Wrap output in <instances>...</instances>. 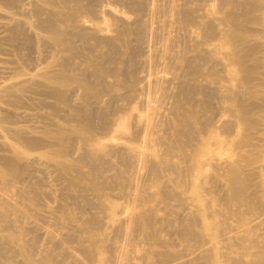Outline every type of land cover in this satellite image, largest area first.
<instances>
[{"label":"rangeland","instance_id":"374dc122","mask_svg":"<svg viewBox=\"0 0 264 264\" xmlns=\"http://www.w3.org/2000/svg\"><path fill=\"white\" fill-rule=\"evenodd\" d=\"M16 1H18V2H16V5L14 6L15 8H11V9H13V10H9V11H11L10 13H12V12H14V11H16L15 13H12L14 16H13V18H12V21H10L11 19H9L8 21L6 20V19H3L2 20V18L0 17V21H2V22H6L5 24L8 26V27H10V29L8 30L7 29V26L5 27V26H3V25H0L1 27H0V33H2V34H0V37L2 38L1 40H0V82H4L5 80L7 81V80H9L8 78H10V77H12L13 76V79L15 78V77H17L18 79H14V81H17V80H19V78H21L23 75H24V73H25V75H27V74H30V73H33V74H35V72H37L38 70H40V69H42L44 66H46V65H48V64H51V63H58L59 61H61V59H64L63 61H61V63L63 64L64 62H66L67 64V69H68V73H67V75H69L70 76V78L73 80V82H75V84L74 83H72L71 84V92L69 93V90H68V92H66L65 91V94L63 93V95H64V97L66 98V101L68 100V101H73V102H71L70 104L67 102V105H65L64 106V104L63 103H60L61 101H59V102H55V101H57L55 98H54V100H53V98H51L52 96H50V95H48L47 93H45V92H43V91H41L42 90V86L41 85H35V84H16V85H14L15 84V82H13V83H11V82H9V81H7V82H9V83H7V82H4V83H2L3 84V86L1 85V83H0V94H3V95H0V97H2V98H0L1 99V101H0V108H1V110L0 111H4V112H8V113H11V115H14V116H12L11 117V120H12V118L13 119H15V120H12L11 122H10V124L9 125H11V126H14V127H21V128H26V129H29L28 131H31V130H38L37 129V127L38 126H41V125H45V124H48V126L50 127V128H55V127H57V125H59V128H61L62 130H63V128H64V130L66 131V133H72V132H74L73 131V129L75 130L76 128L78 129V128H80V123H78V121H77V124L74 122V120H76V113H78V111L80 112V109H82L83 111H87V110H84V109H87L86 107H88L89 106V108L90 107H93V108H95V111L94 110H92V112H91V109L92 108H88V110H90L89 112H91V113H96V114H99L98 115V119L99 120H94V118L97 116L95 113H94V117H91L92 118V120H94L93 122L95 123V124H99V122H97V121H100V127H103L104 128V130H103V128H101L100 130H99V128H98V125H97V127H96V125L95 126H93V124L90 126L91 128L92 127H96V128H94V129H91V128H87V132H88V134H89V141H92V142H97V145L99 146V147H101V148H97V150H95V151H90V152H88L87 153V155L86 156H88V155H91L92 156V158L90 157V159L91 160H88V159H85V160H87L90 164H91V167H92V165H96L97 164V161H98V157L100 156H102L103 157V159L102 158H100V160H99V162L101 163V162H104V161H101V160H110V158H111V160H110V163L112 164H110L109 163V161H108V163H107V161H105L104 163H102L103 165H104V167H101V170H103V168H105V169H107L106 171H101L100 172V170H99V173L97 172V171H95V172H93L94 170L93 169H90L91 171H89L88 170V168H90V165L89 164H87V165H85L86 163H87V161H83V162H85V164L84 163H82V162H80V163H82V165H83V167H85L84 169H83V167H82V165H80V163L79 162H77L76 161V163L74 162V161H72V160H70V157L73 159V160H76L78 157L76 156V154L77 153H80L81 152V150L78 148V147H80L79 146V143H78V141L75 139V138H69V141H66V140H68V139H66L65 141L66 142H68V144L69 143H71L73 140H76V141H73V144L71 145V146H68V147H65V146H67L66 144V142H64V143H66L65 145H64V148L67 150V149H70V148H75L76 147V149H71V151H66L67 153H66V155L67 156H65L64 157V161H66V163H69V164H71L72 166V168H70L71 169V171L70 170H68V173L67 174H69V176H71V174L74 176L76 173H75V169H78V168H80L79 170H81V171H79V172H81V174H83V175H86V176H81V175H78V177L75 175V179H73V177L71 178V177H68V176H66V175H64L66 178H68V179H65L64 178V176L62 177V178H59V173H58V171L55 169V166L52 168L51 166H50V164H48V165H45V166H43L44 164H45V162H42V161H40V162H34V164H38V165H35V166H33V162L30 160V159H28L27 160V162H25L26 164H28V165H31L32 167H34V169H35V171H34V169H32V167H30V166H28V165H26L24 162L22 163L23 164V166L25 165L26 167H22V169L23 170H25L26 171V169H27V167H29V169L31 170H29L28 169V171H26L27 173H21L20 172V174H19V178L17 179H11L10 178V176L8 175V174H6V173H9L8 171L6 172V170L5 169H3L2 167H1V164H0V170L3 172H1L0 173V175H2L0 178L3 180L4 179V181H2V180H0V183L3 185V186H0L1 188H0V191H4L5 193H8V192H6V191H10L8 194H9V196L10 197H16V198H13V199H15V201L17 202V204L20 206V207H22V208H24L28 213H32L31 215H34V218L36 219V217H37V221H38V223L40 222V224H42L43 225V227L44 226H46L45 228H49L50 229V231H52V233L55 235V237L58 239V238H61V239H63V237H66V236H68V235H65V234H63V235H65V236H63L61 233H63V232H66V233H68L70 230H75V229H73V228H76V232H73L72 231V233L74 234V233H77V234H80L81 233V231L80 232H77V230L78 229H80L81 228V225H83V227H84V224L86 223V221H88V219L89 218H92V220L91 219H89V221L92 223V221H93V219L94 220H97V219H95L96 217L97 218H99V219H102V220H97V221H100L99 223L96 221V223H95V221H93L95 224H97V225H94V223H92V225H93V231H95V232H93L92 231V233L94 234V233H97V232H99L98 230H100V234H97L96 236H95V234L94 235H92L91 233V235L95 238H92V236L89 234V232H87V234H85L86 233V231L84 230V228H82L83 230H82V235H77V234H74V238L73 239H76V240H72V241H70V240H67V242H66V244L67 245H69V241L70 242H73V243H71L70 245H72V246H74V247H80V246H82L83 247V249L85 250H83V249H81V250H83V252H82V256H87V259L89 258L88 256H90V255H92V257H90L91 259L94 257V259H93V261L91 262V261H89V264H93V263H95V264H112V263H110V262H113L114 264H117L116 262H114V261H112L111 259H116V256H117V254H119V253H117L115 250H117V248H124V245H128V243H125V244H121L120 242H127V238H122L123 237V233H121V231H124V230H122L123 228L125 229V226L121 223V222H119L118 221V213H119V211H121V210H119L120 208H121V206H125V208L127 209V210H129V211H133V212H135V213H133V214H135L134 215V219H138L137 221H139L140 220V222L142 221V220H145V221H143V222H141V226H140V222L139 223H136L135 224V222H134V220H133V222L130 224V228L131 227H135L136 228V230L134 229V228H131V229H129V231H132V230H135V231H132V232H134V233H130V236L131 235H133L132 237H135L134 235H136V234H140L141 233V236H144L142 239H144L145 238V235L146 234H151L149 237H150V239H148L149 237H148V235H146V243H144L143 244V242H144V240H143V242H141V244H142V246H144V248L145 247H148V248H150V250L151 251H153L154 249H156L155 251H158V250H164L165 249V247H166V249H168L169 251H171L172 249H170V247L171 246H173L174 247V249H173V251L174 252H172L173 253V257L175 258H171V259H173V262H171L170 264H181L183 261H185V258L187 259V260H190L191 259V262H190V264H211L210 263V261H209V259L208 258H206V260L204 259V258H201V260H196V262L197 263H193L194 261H195V259H197L198 257H197V255H194L198 250H201V249H203V248H205L206 246H205V244H203V243H205V242H203V241H201V242H198V243H200V244H198V243H196V242H193L191 239H190V237L188 236V234L186 233V231H189V233L190 234H194L193 232H197V231H202L200 228H201V226H202V229H203V231H207L208 230V228L207 227H209L210 228V224H211V222H214V224H213V226H220V227H225V228H222V241L223 242H221L220 243V246L219 247H221L222 246V243H224L225 245H226V243L228 244V247H229V249L227 248V245L225 246L224 244H223V246H224V248H222L221 247V249H220V252L223 254L224 252H226L227 250H226V248L229 250V253H225V254H223V256L224 255H227V258H224V260L223 261H225V262H223L224 264H233L234 262H232L233 261V259H237V260H239L240 261V264H243L244 262V264H251L250 263V261L253 263V264H262V261H264V256H261V257H263V260L261 261V257H259L260 255H262V252H264V247H261V246H263L264 245V220H263V218H264V177H261V178H263L262 180H261V182H259L260 180L259 179H261V178H258L257 179V181L255 180V182H251L252 184H250V182H244L243 184H244V190L246 191V193H247V197L250 199H246V193H245V191L243 192L244 193V196L242 195V196H240L239 198H240V200H239V198L238 199H236L234 202H231L232 200H228V198H230L229 196L230 195H227L229 192L228 191H231V189H230V187H229V185H228V182L227 181H224L223 179L225 178V179H227V176H222V175H224L225 173V175H228L229 174V172H230V168H232V167H230V162L228 161H226V163H227V165H225V167L223 168L222 166H224V156H219L220 158L218 159V158H216V160H215V157H218V153L219 152H221L222 150L220 149V148H222L223 147V144H224V147L222 148V149H224V151H222V152H226V149L225 148H227V147H229V145H231V143L233 144L234 143V141L236 142V139H238V135H236V134H234L233 132H234V129L232 130L233 132H231V131H229V129L227 130V132H229V134H228V136H227V134H226V136H225V133H227V132H224V130L223 129H221V128H224V126H222L221 128H220V125H222V121H224V122H227V121H230V122H232L231 121V119H233L232 117H230V113L228 114V112H230V111H228V110H230L229 108H230V106H229V102H228V100H227V98H226V95H228L229 94V91H232V90H237V92L239 93L240 92V90H238L239 88H240V86H235L236 85V83L235 82H238V80H237V72L236 71H234V69H233V66H228V68L227 69H222V67L221 66H219L218 65V67H219V69H216V68H218V67H213L212 65H215L214 63H213V60L215 59V58H219V57H221V54H223L222 52H224L226 49H225V47L227 48V36H228V34H229V29L228 30H226L228 27L230 28V24H229V21H228V18H226L225 16H227V13L225 14V10H226V12H234V10L233 9H235L234 7H232L233 5H235L234 3L232 4V2H231V0H225L226 2V4L228 3V6L227 5H225V3H224V0L223 1H221L220 0V2H219V0H208V2L206 1V0H201V1H199L200 2V4H199V2H198V0H191L190 2L191 3H193V4H191L189 1H187V0H184V1H182V4L179 2L178 3V5H181V7H182V5H184V3H188L187 5H189L190 6V8L191 7H193L194 9H197V13H198V16L196 15V12H195V10L194 11H192V12H190L191 13V15L192 14H195V16L196 17H199V19H197L195 16V18L196 19H194V20H196V21H192V22H187L188 24H186L187 26H184V25H182V22L183 21H178V20H182V18H180L179 19V17H177V16H179V15H177L176 17H177V19H175L176 17H170V16H172L173 14H171V12L172 11H170L169 13L170 14H168V11H167V13H166V11H164V10H166V8H168L169 6H170V8H171V10H172V8L174 7V5H176L177 3L175 2V3H173V5H171V4H166L167 2L168 3H172L173 2V0L171 1V0H166V1H162V0H160V1H158V0H149L148 2H149V4H151L150 2L152 1V4H151V6L153 7V11H150V10H152V9H150V8H152L151 6L148 8L147 6H146V8H147V10H145L146 8L144 7L143 9H142V5L144 4V3H148L147 2V0H144V1H146V2H142V5H136V3H138V2H140V0H135V1H138V2H135V1H133V0H123V2H122V0H115V1H113V0H94L93 1V6L96 4V3H98V5H96V6H91V8L93 7V8H96V9H92V10H95L94 12H93V14L97 11V10H101L103 7H105L107 4H109L110 3V5L111 6H114V7H116L117 9H119V10H122L123 12H125L126 14H127V16H128V21H126L125 22V24L124 23H121V21L120 20H118V18L116 19V17H113L115 20H112L113 18L112 17H110V16H107V15H104L103 17H102V19H100V18H98V16H97V18H95V16H96V14L95 15H93L92 14V12H90V11H88V10H91V9H88V6L87 7H84V5L86 4V3H88V2H83L82 1V3H81V5H82V7L85 9V8H87V10H82L83 8H80V10L79 11H82V12H84V14H82L81 15V12H78V9H77V11L76 10H74V9H72V10H70L71 8H64L65 10H67L68 12H70V13H73L72 14V16H66V18H65V15L63 16V15H57V19H61V17H62V21H60L61 22V24H60V22L58 21L57 22V24L59 25H57L59 28L58 29H60L59 31L63 34V37H64V39H66V38H68V37H71V36H75V38H77L78 40H79V38H78V36H76L75 34H77L78 33V35L79 34H81V35H86V34H89V32H92V33H90L89 34V37H92V36H95L96 34H98V35H96V36H99V38H100V36L101 35H103V37L106 35V36H109V37H111V40L114 42V43H116V44H118V45H116V46H113V43L111 44H109V45H111L112 47H109V45H108V49H115V51L116 52H118L119 54H120V58L122 57V58H124L125 57V55L127 56L126 57V60H125V58H124V60L126 61H124L123 59H120V58H118L119 57V55H118V57H117V55L116 54H118V53H116V54H112V55H116V58H114V61L112 62V60H113V58H111L112 60H110L109 58V56H112L111 54H110V50H106L107 52H105V51H102V50H105L106 49V46H104V44L103 43H100V41H102V42H105L106 41V45L108 44V41H109V39L110 38H108V41L107 40H103V39H105V38H103V37H101L99 40L100 41H98L97 39V37H92L93 38V40H90V38L88 37V35H86V37L85 38H83L84 39V42H85V39H88L89 41H87V42H91V43H87V42H83L82 40V42L79 40V41H76L75 39H71V40H69V39H66L65 40V42L67 43H65L64 42V39H63V42L64 43H62V44H60L58 47V49L60 50V49H62V47H64V46H66V47H68V50L69 51H72V52H70V53H68V51L66 52V48L64 49L65 50V52H62L61 50L58 52L59 53V55L61 56H63L62 58H60V59H58V57H60V56H57L56 54L57 53H55V55H56V57H54L53 58V56H55L54 55V53H52V52H55V50L57 49V46L56 47H54V45L52 44L51 45V43L48 41L47 43H49V44H46L45 43V45L43 44L44 42H43V39H42V37H40V36H42V35H39V34H43V32H40L39 30H37L36 28V30L33 28V27H28L29 26V24H31V23H34V21H35V17H33L32 16V14H33V9H34V7H36L37 5H31L32 3V0H16ZM31 1V2H30ZM57 2H56V4H59V6H62V4L60 3V0H56ZM85 1V0H84ZM95 1H97V2H95ZM177 1V0H176ZM205 1L207 2V4L205 3ZM215 1V2H214ZM227 1H230L231 2V4H230V2H227ZM249 1H253V0H249ZM261 1H263L264 2V0H260V1H258V0H254L253 1V3H256V5H260V6H264L263 5V2H261ZM25 2H28V3H25ZM95 2V3H94ZM127 2V3H126ZM165 2V3H164ZM184 2V3H183ZM198 2V3H197ZM201 2L206 6V5H208V6H206V7H204L202 4H201ZM257 2L259 3L260 2V4H257ZM114 3V4H113ZM195 3H197L196 4V6H195ZM213 3V4H212ZM218 3H220V4H218ZM221 3H223L224 5H221ZM89 4V3H88ZM138 4H140V3H138ZM155 4V5H154ZM161 4V5H160ZM198 4L200 5V6H198ZM2 4L0 3V10H1V6ZM125 5H127V6H125ZM130 7H129V6ZM146 5H148V4H146ZM158 5V6H157ZM186 4L182 7V8H179V9H181L182 11H184V7H186L187 6ZM192 5V6H191ZM214 5V6H213ZM217 5H220L219 7L217 6ZM232 5V6H231ZM144 6V5H143ZM149 6V5H148ZM155 6V7H154ZM172 6V7H171ZM212 6L214 7V8H212ZM232 7V10L233 11H231L230 9H231V7ZM123 7H127V8H123ZM178 6H176L175 8H177ZM198 7H203V9L200 11L199 9H198ZM208 7V8H207ZM220 7H222L221 9H220ZM226 7V8H225ZM4 8V7H3ZM33 8V9H32ZM63 8V7H62ZM121 8V9H120ZM162 8H164V9H162ZM170 8H168V10H170ZM192 8V9H193ZM218 8V10L220 9L221 10V13H223V14H225V15H223V14H219L220 13V10L218 11V13H217V9ZM237 8V7H236ZM256 8H258V10H256ZM158 9V10H157ZM162 9V10H161ZM210 9V10H209ZM255 10H253V14H254V12L256 11V12H258V13H256L255 12V14L254 15H256L257 16V24L259 23V24H264V8H261V7H255L254 8ZM3 10V9H2ZM70 10V11H69ZM91 10V11H92ZM142 10H144V11H142ZM156 10L158 11V12H156ZM181 10H178V8H177V10H175V12H176V14H180L181 15V17H182V14H181ZM230 10V11H229ZM236 11H237V9H235ZM260 10V11H259ZM24 11H28V12H24ZM155 11V13H152V12H154ZM160 11V12H159ZM164 11V12H163ZM177 11H179L178 13H177ZM202 11H204V12H206V13H208V14H206V15H202V18H203V20H204V18H206L207 20L206 21H203L200 17V15L201 14H203L202 13ZM235 11V12H236ZM175 12H172V13H174L175 14ZM17 13V14H16ZM26 13V14H25ZM91 13V14H90ZM157 13H160V14H157ZM165 13L166 14H168L167 16H165ZM249 12H247V14H246V16H252V14H248ZM251 13H252V10H251ZM44 14V12L40 15V17L42 18V19H45L46 17H47V15H43ZM154 14V16H152ZM258 14H261V15H258ZM158 15H160L159 16V19L158 18H155V17H158ZM218 15V16H217ZM223 15V16H222ZM252 16V17H248V18H252V19H254L256 16ZM26 16H27V18H28V16H29V18H28V21H30V22H28V21H26L27 20V18H26ZM46 16V17H45ZM93 16V17H92ZM145 16H147V17H145ZM151 16L152 17H154V21L153 20H150V18H151ZM163 16H165V17H163ZM169 16V17H168ZM174 16V15H173ZM212 16H215V17H212ZM73 17H74V19H73ZM141 17H143V18H141ZM167 17H168V19L169 18H172L171 19V21H173L174 22V24L173 25H170V20H168L169 22V24L167 23ZM209 17H211V18H209ZM221 18V19H219V18ZM222 17H224V18H222ZM14 18H18V19H14ZM24 18H26V19H24ZM68 18H70L69 19V21H72V19H73V22H75V23H72V25H71V23L68 21ZM133 18H135V19H137V18H139V20L137 19L136 21H139L140 23L138 24V23H134L135 22V19L133 20ZM145 18H149V19H145ZM163 18V19H162ZM213 18H215V20L213 19ZM259 18V19H258ZM66 19L67 20V22H66V24L67 23H69L70 25L69 26H73V27H69L68 25H66L65 24V21L64 20ZM99 19V20H98ZM152 19V18H151ZM160 19L162 20V21H160ZM164 19H165V22H166V24H168V25H164L163 23H164ZM212 21V23L210 24L209 22H211L210 20ZM214 21H213V20ZM218 19V20H217ZM260 19H262V21L260 20ZM18 20V21H17ZM25 20V21H24ZM132 20V22H130ZM144 20V21H143ZM146 20V21H145ZM159 20V21H158ZM221 20H223V21H221ZM225 20H226V22H225ZM16 21L17 22H19V21H21V22H23V23H21L20 24V22L18 23V24H20V25H18V24H15L16 23ZM32 21V22H31ZM64 21V22H63ZM119 23H118V22ZM148 21H150V22H148ZM176 21H178V22H176ZM201 21H203V22H201ZM208 21V22H207ZM260 21H261V23H260ZM15 22V23H14ZM29 24H28V23ZM62 22L64 23V25H66V27L65 28H69V29H67L68 31H70L71 29L70 28H77V26L79 25V24H84V27L85 28H87L88 30L91 28L92 30L91 31H85L86 29L84 28V31H85V33L86 34H84L83 32V29H81V26H79L77 29H73V31H75V32H73L74 34H71L72 33V30H71V32L68 34V31H66L64 28H62V27H64V25L62 24ZM87 22V23H86ZM117 23V25L115 24V23ZM141 22L142 23H144L145 24V22H146V24H150L149 25V27H151V28H149L148 27V25L146 26V27H148V29L150 30L151 29V31H148V33H145V32H147V31H145V32H143V30L141 31V29H143V28H146V27H142V25L143 24H141ZM155 22V23H154ZM163 22V23H162ZM198 22V23H197ZM213 22H216V23H213ZM121 23V24H120ZM126 23H127V25H126ZM152 23H154V24H152ZM157 23V24H156ZM177 23H180V24H178L177 26H176V24ZM192 23V24H191ZM200 23V24H199ZM203 23H204V25L206 24V23H208L209 25L208 26H210V28L212 29V31L210 32L211 34H215V33H217V34H215V35H217L218 36V34H219V36L218 37H211V36H209V37H211V38H215V39H205L207 42H205V43H211L212 41H214L213 43H211V45L210 44H204V42H203V38H205V37H208V36H205V37H200V36H202V35H204V34H207V33H204V34H199V31H201V30H206L207 32H209V28H208V26H203ZM4 24V25H5ZM11 24V25H10ZM15 24V25H14ZM74 24H77L76 26H74ZM116 26H115V25ZM141 24V25H140ZM161 26H160V25ZM190 24H191V26H190ZM199 24V25H198ZM201 24H202V27H200L201 26ZM249 24V23H248ZM124 27H126V29H125V31L127 30V28H130V27H132V28H130V29H128V30H130V31H132L131 33L133 34V35H131L129 32L130 31H128V32H126V33H129V35L127 34L126 36H124V33H119V31L118 30H121L122 28H124ZM132 25V26H131ZM137 25H140V27L139 26H137ZM154 27V30H153V27ZM159 25V26H158ZM219 25V26H218ZM13 26H14V28H13ZM15 26H26V27H24L22 30H25V29H27V30H25L24 32L21 30V35L18 33V37L20 36V38L18 39V38H16V37H14V40H12V39H8V34L7 33H9L10 31H17L16 29L18 28V27H16L15 28ZM122 28H121V27ZM128 26H130V27H128ZM167 28H166V27ZM178 26L179 27H181V29L183 30H180L179 28H178ZM199 26V27H198ZM222 26V27H221ZM4 27V28H3ZM12 27V28H11ZM120 27V28H119ZM159 27H161V28H159ZM220 27V28H219ZM20 28V27H19ZM80 28V30H78ZM102 28V29H101ZM114 28H115V31H114ZM119 28V29H118ZM141 28V29H140ZM165 28H166V30H165ZM171 28H173V29H171ZM180 30H178V29ZM199 28V29H198ZM200 28H203V29H200ZM217 28L219 29V30H217ZM2 29H4V30H2ZM7 31H6V30ZM12 29H14V30H12ZM62 29H64V30H62ZM113 29V30H112ZM118 29V30H117ZM157 29H159V31L157 30ZM167 29H169L168 31H167ZM189 31H188V30ZM193 29V30H192ZM76 30H78V31H80V33L79 32H77ZM82 30V31H81ZM147 30V29H146ZM171 30H173V31H171ZM199 30V31H198ZM204 30V31H205ZM9 31V32H8ZM26 31H28V32H26ZM156 31V33H154ZM186 31H188V32H186ZM194 31H196V33H194ZM203 31V32H204ZM214 31V32H213ZM220 31V32H219ZM36 32H38L37 34H36ZM121 32H124V31H122L121 30ZM134 32V33H133ZM151 32H153V33H151ZM158 32H159V35H158ZM166 32H169V33H173V35L172 34H169V33H166ZM186 32V33H185ZM213 32V33H212ZM222 32V33H221ZM250 32V31H249ZM252 32V31H251ZM24 33L25 34H27L28 35V37L29 38H33L34 36H35V38H33V40H32V43L30 42V44H34V46H29V44L27 45V43H22V42H24L25 40H24V38H23V35H24ZM125 33V34H126ZM150 33V34H149ZM165 33V35L163 36V34ZM255 33V32H254ZM93 34V35H92ZM117 34H122L123 36H121L122 38L120 39V40H122V39H124V40H126L127 41V39H129L128 40V42H124L123 43V41L124 40H122V41H120L119 40V36H114V35H117ZM178 34V35H177ZM186 34V35H185ZM250 34V36H254V35H252L251 33H248V35ZM256 34V33H255ZM259 34V33H258ZM3 35H5V36H3ZM91 35V36H90ZM167 35H171L170 37L171 38H169V36H167ZM183 35V36H182ZM189 35H191V36H189ZM193 35V36H192ZM209 35V34H208ZM105 36V37H106ZM134 36V37H133ZM161 36H162V39H161ZM177 36V37H176ZM181 36V37H180ZM187 36V38H185ZM189 36V37H188ZM195 36V38H196V40H194L193 39V37ZM256 36H258V35H256ZM3 37H5V38H3ZM6 37H7V39H6ZM26 37V36H25ZM79 37H81L80 35H79ZM83 37V36H82ZM82 37H81V39H82ZM116 37H118V38H116ZM127 37V38H126ZM131 37V38H130ZM139 37V38H138ZM150 39H149V38ZM164 37H167V38H164ZM179 37V38H178ZM184 37V38H183ZM22 38V39H21ZM40 38L42 39V41H40ZM91 38V39H92ZM114 38H116V39H114ZM136 38V39H135ZM144 38V39H143ZM158 38H160V39H158ZM169 38V39H168ZM181 38V39H180ZM201 38V39H200ZM4 39V40H3ZM6 39V40H5ZM16 39H18L17 41H22L21 43L20 42H17L16 41ZM102 39V40H101ZM118 39V40H117ZM132 39H134V40H132ZM165 39V40H164ZM184 39V40H183ZM198 39L199 40H202L201 42L200 41H198ZM219 39V40H218ZM9 42H8V41ZM69 40V41H68ZM74 40V41H73ZM111 40L109 41V42H111ZM136 40H139V43H137V41ZM143 41V43L142 42H140V41ZM189 40V41H188ZM192 40V41H191ZM204 40V41H205ZM2 41V42H1ZM37 41V42H36ZM95 41V42H94ZM97 41H98V43H97ZM129 41H131V42H129ZM160 41V42H159ZM166 41H168V42H166ZM194 41V42H193ZM218 41V42H217ZM33 42H35V43H33ZM38 42H39V45H38ZM43 42V43H42ZM68 42H75V45H76V43H77V45L79 44V43H81V44H79V45H84L85 46V44L87 45V46H85V47H83V46H73L72 44H70V45H68ZM79 42V43H78ZM162 42V46L164 47V44H166L167 43V46L168 45H172V43H173V45L171 46V48H170V46L167 48V46H166V48L165 49H167L166 51V54L164 55V53H163V57H167V54L168 55H172V56H170V57H174V56H176L175 55V52H177L178 54H177V58H179L180 56H182V57H180V58H182L181 60H182V62L184 61V60H186L187 58L188 59H190V58H195V53L197 54V55H201V54H206L207 56L209 55V56H211V55H214V56H211L212 58L214 57V59H208V62L206 61L207 59H205V58H207V56L206 57H201V58H204L205 60L203 61V60H196V58H198L199 59V57L198 56H196V58H195V62H196V64H197V66H196V70H195V72L196 73H199V74H196L195 76L198 78H196L194 75H191V76H193L194 78H196V79H194L193 77H191V78H189V79H187V78H185L184 77V73H183V69H182V66L183 65H181L180 66V64H178V63H180L181 61L180 60H176L175 58L176 57H174L172 60H174V61H178V62H175V63H177L176 65L177 66H179V67H177V68H181V70H180V73H183V74H177V73H179V72H177V71H179V69H176V67H173L175 64H173L174 63V61L172 62V63H170L172 60H170V58L169 59H167V60H170V62L169 61H167L165 58H163L162 56H160V57H162L163 59H165V60H163V59H161V58H159V63L160 62H165V61H167V62H165V64L167 63L168 64V66L167 67H169V66H171V68L169 67V68H167L164 64V67H166L167 69L166 70H163V66L162 65H160V64H157V63H154L153 61H155V59H157V56L159 57V55L160 54H162V53H160L159 51H158V49H161V45H159L160 43ZM163 42H165V43H163ZM169 42H172L171 44L169 43ZM196 42H198L199 44L198 45H200V47L201 48H203V49H205V50H211V49H213V51L212 52H208V53H212V54H208L207 52H202V50L203 49H201V48H198L199 46L197 45V47H196V45H193V43H195V44H197ZM218 44H217V43ZM20 43V44H19ZM92 43H95V44H93L92 45ZM141 43V44H140ZM144 43H146V44H144ZM189 43H191V45H190V47H191V49L192 50H194L195 49V53L193 52V51H188L189 50V46H188V44ZM216 45H215V44ZM21 45V46H16V45ZM24 44V45H23ZM36 44V45H35ZM40 44H42V45H40ZM63 44H66V45H63ZM100 44V45H99ZM128 44H129V46L130 47H128L127 48V46H128ZM133 44V46H135V47H137V45L139 46V48L141 47V48H143L141 51L143 52V53H141V51H140V49H138L137 48V50H135V51H137V52H139V53H141V54H139V53H137L136 54V52H133L134 50H132L131 49V45ZM134 44H136V45H134ZM174 44H175V49H173V46H174ZM204 44V45H203ZM47 45V46H46ZM92 45V46H91ZM95 45H99L100 47H96ZM123 45V46H122ZM127 45V46H126ZM179 45V46H178ZM193 45V46H192ZM26 46H27V49H28V51H27V49H26ZM41 46V47H40ZM69 46H70V48H69ZM73 46V47H72ZM94 46H95V50H98V51H93L94 53H92L91 51L92 50H90V49H93L94 50ZM118 46H119V51H117L118 49ZM126 46V47H125ZM182 46V47H181ZM202 46H205L206 48H204V47H202ZM21 49H20V48ZM24 48V50H23V48ZM50 47V48H49ZM82 47V48H81ZM89 47H92V48H89ZM113 47H115V48H113ZM149 47H151V48H149ZM162 47V48H163ZM179 47V48H178ZM181 47V48H180ZM189 47V48H188ZM193 47V48H192ZM210 47V48H209ZM222 47V48H221ZM17 48V49H16ZM81 48V49H80ZM85 48H88V50L87 51H89V54L85 51L86 49ZM99 48V49H98ZM133 48V47H132ZM145 48V49H144ZM149 50H148V49ZM152 48H153V50H152ZM171 49V50H168V49ZM196 48H198V49H196ZM208 48V49H207ZM217 48H218V50H217ZM20 49V50H19ZM29 49H31V50H29ZM42 49H46V51L47 52H45V50H42ZM52 51V52H50V50ZM85 49V50H84ZM111 49V50H112ZM117 49V50H116ZM120 49H122V51L120 50ZM125 49H128L129 50V52H127V51H125ZM136 49V48H135ZM178 49H179V52H178ZM201 49V50H200ZM6 50L8 51V53H6ZM63 50V49H62ZM132 50V51H131ZM163 50H164V48L161 50V52H163ZM175 52H174V51ZM197 50V51H196ZM11 51V52H10ZM27 51V52H26ZM42 51V52H41ZM58 50H56V52H57ZM109 51V52H108ZM115 51L113 52V53H115ZM144 51H146V53H144ZM170 51V53H168ZM173 51V52H172ZM263 51V52H262ZM260 53H259V56H263L264 54V50H262ZM2 52V53H1ZM5 54H4V53ZM21 52V53H20ZM49 52H50V54H49ZM63 53V54H61V53ZM81 52H84V53H81ZM92 54H97V53H99L100 55V57L98 56V54L97 55H91V53ZM97 52V53H96ZM124 52H126V53H124ZM130 52H132L133 53V56L130 54V56L129 55H127V53H130ZM147 52H151V53H147ZM153 52H159V55L156 53V54H153ZM200 52V53H199ZM25 53H27V54H29V55H27V54H25ZM46 53V54H45ZM76 54V56H74V57H72L73 55H71V54ZM101 53H103L102 55H101ZM107 53H109V54H107L108 55V57H105V60L108 58V63L110 62V64H108V63H106L105 64V62H104V64L106 65V66H109V67H107V68H105V65L104 66H102L101 64V62H103L102 60H100V59H102L101 57H104V56H106V54ZM171 53H173V54H171ZM183 53V54H182ZM199 53V54H198ZM2 54V55H1ZM41 54H45V57H43L44 58V60H43V58H42V56H44V55H41ZM66 54H68V55H66ZM74 54V55H75ZM87 54L89 55V57L87 56ZM134 54H136V55H141V56H139V57H137L136 55H134ZM143 54H144V56H143ZM152 54L153 55H156V56H152ZM189 54V55H188ZM11 55V56H10ZM23 55V56H22ZM47 55H49V56H47ZM64 55H66L67 57L66 58H64L65 56ZM78 55V56H77ZM174 55V56H173ZM184 55V56H183ZM190 55H193V57H191ZM204 55H201V56H204ZM5 56V57H4ZM21 56V57H20ZM38 56V57H37ZM85 56H86V58H85ZM93 56V57H92ZM98 56V58H96ZM132 56V58L134 57V58H136L135 60L134 59H131V58H129V57H131ZM147 56V57H146ZM186 56H190V57H187L186 58ZM208 56V58H211V57H209ZM11 58V57H13V58H15V59H13V58H11L10 60H8L9 58ZM20 57V58H19ZM29 57V58H28ZM49 57V58H48ZM70 57V58H69ZM76 57V58H75ZM79 57H80V63H79ZM92 57V58H91ZM114 57V56H113ZM169 57V56H168ZM167 57V58H168ZM6 58V59H5ZM8 58V59H7ZM27 58V59H26ZM34 59V60H30V59ZM51 58V59H50ZM71 58H73V59H71ZM89 58V59H88ZM146 58H147V60L149 59V60H151V58H152V62H149V60L147 61V62H149V64H147V62H146ZM155 58V59H154ZM179 58V59H180ZM184 58H186V59H184ZM23 59V60H22ZM55 59V62H53V60ZM68 59V60H67ZM98 59L100 60L99 61V63H101L100 65H98V63H96V62H98ZM133 60V62L131 61V60ZM140 61H139V60ZM142 59V60H141ZM154 59V60H153ZM184 59V60H183ZM217 59H215V60H217ZM4 60V61H3ZM16 60V61H15ZM27 60H29V61H27ZM51 60V61H50ZM57 60H58V62H57ZM71 60H73L74 62H76L77 61V64H75V65H73L72 63H74L73 61L71 62ZM104 60V61H105ZM115 60H119L120 62L118 63V62H116V64H115ZM122 60V61H121ZM214 60V61H215ZM264 60V58L262 59V61H261V59H260V61L259 62H264L263 61ZM2 61V62H1ZM12 62V63H10V62ZM31 61V62H30ZM42 61V62H41ZM67 61H69V62H67ZM201 61H203L202 63H200ZM210 61V62H209ZM19 62H21V63H19ZM50 62V63H49ZM91 62H93V63H91ZM123 62H125L124 63V65H122L123 64ZM139 62V63H138ZM155 62H158V60H156ZM181 62V64H183ZM185 62V61H184ZM204 62H206V63H204ZM22 63H24V64H22ZM26 63H28V65L26 64ZM29 63H33V64H29ZM68 63H70V64H68ZM114 63V64H113ZM136 63H138V64H136ZM151 63V64H150ZM169 63H170V65H169ZM212 63V64H211ZM71 64H72V66H75V67H72L71 66ZM93 64V65H92ZM97 64V65H96ZM135 64V65H134ZM144 64H146V65H144ZM153 64H155L154 66H153ZM204 64L205 66H203V67H201L202 65ZM208 64V65H207ZM3 65V66H2ZM18 65V66H17ZM27 65V66H26ZM44 65V66H43ZM65 67H64V70H67V69H65L66 68V65H65V63L63 64ZM62 65V66H63ZM94 65L96 66V67H94ZM115 67V69H117L116 71H117V73H118V75H115L114 77H110V75L109 76H107L108 74H110V71H112V69H113V66ZM122 65V66H121ZM129 65H134L132 68L129 66ZM137 65H139V67L137 66ZM147 65H149V66H147ZM152 67H155V68H157L158 67V65H160L159 66V68L158 69H160L159 71H155V69H151V66ZM212 66V67H210L211 69H213V68H215V69H213V70H211L210 68H208L207 69V66ZM12 66H14V69L17 67H19V68H21V70H23V74H21L22 72H20V69H17V70H14L13 71V68H12ZM16 66V67H15ZM25 66H26V68H25ZM35 66V67H34ZM69 66L71 67L70 69H73V70H75V72L73 71V70H69ZM99 66H100V69H105L104 71L107 73V70H110V71H108V74H106V76L104 77V75H105V72L104 71H102V70H100L99 69ZM124 66V67H123ZM125 66H126V68H125ZM142 66H146V67H144V68H142ZM162 66V67H161ZM4 67V68H3ZM27 67H29V68H27ZM31 67H34V69H32ZM41 67V68H40ZM78 67V69H76ZM84 67H87L86 69L87 70H80L81 68H83L84 69ZM88 67H90V68H88ZM91 67H93L92 69H91ZM97 67H98V69H97ZM221 67V68H220ZM40 68V69H39ZM80 68V69H79ZM108 68H110V69H108ZM112 68V69H111ZM121 68H123V70H121ZM141 68V69H140ZM162 68V69H161ZM175 69L174 71H173V69ZM94 69H96V71L94 70ZM115 69H113V71L115 70ZM124 69H126L127 71L129 70V74H133V75H129V77H128V79H132V78H135V79H137L138 81H134V79H132V80H129L130 82L132 81L133 83H136V85H134V84H132V83H130V82H125V84H124V82L123 81H127L128 79H126V75L128 74H126L125 73V71H124ZM144 69H146V70H144ZM147 69H148V71H147ZM172 69V70H171ZM260 69V68H259ZM258 69V71L260 72V73H263L264 71H260V70H264V69H260L259 70ZM32 70V71H31ZM77 70H78V72H80V71H82V73H76L77 72ZM139 70V71H138ZM144 70V71H143ZM168 70H170V71H168ZM209 70V71H208ZM210 70L212 71V73H210ZM214 70H217V71H219L218 73H219V75H220V73H221V70H223L222 72H224L225 70V72H229V73H226V74H228L229 75V77H228V75H225V72H224V74L222 73V75L220 76L221 77V79H219L218 77H215V76H217L215 73H217V71H215L214 72ZM7 71H11V72H15V73H11V72H7ZM17 71V72H16ZM88 71V72H87ZM90 71V72H89ZM102 71V72H101ZM122 71L126 74V75H124V73H122ZM147 71V72H146ZM151 71H153V73L154 72H158V73H152ZM173 72V74H174V72L177 74V75H179L180 76V79L178 78V80H179V82H177V79L175 78L176 77V75H175V77L174 76H171V73ZM9 73V74H7V73ZM20 72V74H19V76L17 75V76H15L14 74H16V73H19ZM69 72H70V74H69ZM72 73V74H71ZM91 73V74H90ZM96 75H95V74ZM111 73H113V74H115L116 72L114 71V72H111ZM208 73H209V75L211 76V77H209L208 76ZM217 73V74H218ZM235 73V74H234ZM76 74H78V75H76ZM85 75V76H82V75ZM169 74V75H168ZM194 74V73H193ZM202 74V75H201ZM232 76H231V75ZM234 74V75H233ZM10 75V76H9ZM31 75V74H30ZM100 75H102V77H100ZM112 75V74H111ZM144 75H146V76H144ZM155 75V76H154ZM159 77L160 76V78H162L161 77V75L163 76V78H164V80H165V82H163V80L161 81V84L159 85V86H161L162 84H165V85H167V82L168 81H170V80H168L167 82H166V80L167 79H171V77L172 78H175V79H171V80H173V81H171V82H177L176 84L175 83H173L172 84V87L170 88L169 86H171V82H168V84H170L168 87L170 88H167V86H165L164 87V85H162L163 86V88L162 87H159V86H157V84H158V82L160 81V80H158V79H156V77L157 76ZM236 75V76H235ZM79 76V77H78ZM81 76V77H80ZM91 77V79L90 80H92V82L94 81V82H96V83H90V81L88 80V77ZM92 76L94 77V78H96V77H98V79H93L92 78ZM113 76V75H112ZM123 76V77H122ZM142 76H143V79H142ZM222 76H225V77H222ZM227 76V77H226ZM260 77H262L263 79H264V73L263 74H260L259 75ZM3 77H4V81H2L3 80ZM8 77V78H7ZM122 77V78H121ZM154 77H155V79H154ZM178 77V76H177ZM182 77V78H181ZM187 77V76H186ZM203 77H204V80H206V81H204L203 80ZM208 77V78H207ZM106 79L105 81L107 82V84H105V81H103L102 79ZM124 78V80H122ZM167 78V79H166ZM206 78V79H205ZM216 78H218L219 80L217 81V79ZM84 79H87V81H88V83H90L89 85H93V86H90L91 87V94L90 95H88V96H91L90 97V100H91V102L90 101H87L88 99H86L87 98V96L85 97L84 95H83V93H80V92H82V90H80V87H79V82H80V80H84ZM100 79L102 80V82H104V83H101L100 82V84L101 85H103V84H105V85H103V87H105V88H103V89H109V90H107V91H101V93H100V95H102L101 96V98H99V96L100 95H98L97 97H92V96H95V94H94V92L95 91H99L100 92V90H102V88L101 87H96V84L98 83V81H100ZM156 81V82H154V80ZM182 79H185L186 81H189V83H195V85H193V86H196V87H193V86H191V84H186V83H188V82H185V81H183V82H185V84H186V86L187 85H190V86H188L189 88H191V90L192 89H195V90H193V91H191L189 94H190V100L192 99V97L194 96L193 95V93H195V98H196V100H195V103H196V105L194 104V101H192L191 100V102L195 105L194 107H196L194 110H192L191 108H194L193 107V105H189L186 101H185V103L187 104H184V102H183V99H185L184 97H183V95H181L180 93H178V94H175V92L177 93V86H179L180 84L179 83H182V81L180 82V80H182ZM191 79H194V80H191ZM231 81H230V80ZM262 79V80H263ZM145 80H147V81H145ZM148 80H150V81H153V82H150V81H148ZM196 80H199V82H197ZM227 81L228 83H225V82H223V81ZM257 80L258 79H255L254 81H252V82H257ZM262 80H260V82H258L257 84L259 85V86H257V84H253V83H251L250 84V86H255V88H258V89H256V90H258V93H259V89H261L260 87H264L263 85L264 84H262V82H264V80L262 81ZM11 81H13V80H11ZM19 82V81H18ZM123 82V83H122ZM145 82V83H144ZM203 82H209V83H206V85L205 86H203V87H206V89H203L201 86L202 85H204V83ZM122 83V84H121ZM128 83H130V85H132V86H129V84ZM160 83V82H159ZM197 83V84H196ZM203 83V84H202ZM218 84L219 85V87H221V88H219L218 87V85H216V84ZM95 84V85H94ZM99 84V83H98ZM97 84V86H100V85H98ZM109 84V85H108ZM118 84H119V86H118ZM146 86H145V85ZM154 84V85H153ZM184 83H182V85H185ZM198 84H199V86H198ZM207 84H209V85H207ZM215 84V85H214ZM224 84V85H223ZM226 84V85H225ZM230 84H232V85H230ZM234 84V85H233ZM261 84V85H260ZM6 85H7V87H6ZM17 85H20L21 87L23 86V87H25V88H27V87H29V91L28 90H26V92H25V90H23V89H25V88H20V86H17ZM112 85V86H111ZM121 85H123V86H121ZM176 87H175V86ZM201 85V86H200ZM222 85V86H221ZM238 85H240L239 83H238ZM13 86H17L16 88L15 87H13ZM109 86L111 87V88H109ZM125 86V87H124ZM127 86H129V88L127 87ZM134 86H138V87H134ZM151 86V87H150ZM212 86H213V90L211 89L212 88ZM223 86L226 88V89H224L223 88ZM227 86V87H226ZM2 87H4V88H2ZM5 87L6 88H9V90H11L12 89V91H15V92H12V93H14L15 94V96H14V94L12 95L11 93H10V91H9V93H4V92H6L4 89H5ZM13 87V88H12ZM122 87V88H121ZM141 87V88H140ZM143 87H144V89H143ZM153 87H154V90L152 91L151 90V88L153 89ZM156 87H158L159 89L160 88H162V89H164V91L163 92H165V90L166 89H169L168 90V93L170 92V90H171V92H174V90L172 91V89L174 88H176V90H175V92L173 93L174 94V96L172 95V93L170 92L168 95H165L166 94V92L162 95V90L161 91H159V94L161 95V96H157L156 95V93H155V91H156ZM208 87H211V88H208ZM243 87V86H242ZM35 88V89H34ZM72 88H75V89H72ZM97 88V90H95V89ZM127 88H128V91H127ZM133 89L131 92H134V94L133 95H131L130 93H129V91L131 90V89ZM134 88H136V90H134ZM138 88V89H137ZM147 88H148V90H147ZM150 88V89H149ZM197 88L199 89V88H201V89H199V90H197ZM215 88L217 89V90H215ZM223 88V89H222ZM238 88V89H237ZM254 88V87H253ZM254 88V89H255ZM22 89V90H21ZM32 89V90H31ZM203 89V90H202ZM240 89H244V88H240ZM20 90V91H19ZM34 90H37V92L36 91H34ZM76 90V91H75ZM138 90V91H137ZM140 90V91H139ZM205 91V92H207V90L209 91V93H207L208 95H212L213 97H217V98H213L212 96H211V101L213 100L214 102H215V104L217 105V102H219L218 103V105L220 106V105H224V104H226V106H216L217 108H220V109H218L220 112H218V113H216V111H218V110H212V108H213V106H214V104H212V107H202V100L204 99V97H202L203 95H204V93L203 94H201V92L200 93H198L197 91ZM213 91L216 95H213V94H210L211 92L210 91ZM219 90V91H218ZM223 90H226V91H223ZM262 90H264V89H262ZM260 91L261 92V94L262 93H264L263 91ZM2 91H3V93H2ZM31 91H32V93H31ZM38 91H39V93H38ZM76 92V93H73V92ZM127 91V92H126ZM148 91V92H147ZM157 91H158V89H157ZM156 91V92H157ZM167 91V90H166ZM189 91H190V89H189ZM17 92V93H16ZM43 92V93H42ZM99 92H95V93H99ZM103 92V93H102ZM123 92V93H122ZM160 92H162V93H160ZM226 92V93H225ZM34 93V94H33ZM46 95H45V94ZM125 93H129L130 95L128 96V97H126L127 95H124ZM147 93H149L148 95H145V94H147ZM225 93V94H224ZM243 93V94H242ZM39 94V95H38ZM42 94V95H41ZM73 94V95H72ZM80 94H81V97H83V98H81L80 97ZM113 94V96L111 97V95ZM153 96H152V95ZM154 94H155V97H154ZM192 94V95H191ZM243 97L245 96V92H244V90L240 93ZM44 95V96H43ZM65 95H67V97H69V98H72L71 100L69 99V98H67ZM179 96L178 98H175V97H177V96ZM202 95V96H201ZM219 96V100H221V102L220 101H217V99H218V96ZM260 95V94H259ZM263 96H264V94H262ZM10 96H12V97H10V99H9V97ZM50 98H49V97ZM80 97V98H78L77 99V97ZM133 96V97H132ZM145 96H147L146 98H144ZM149 96H151L152 97V99L150 98H148ZM162 96L163 97H167V96H169V97H167L166 99H167V101L165 100V99H163V100H165L166 102H168L167 103V105H166V102L164 103V101L163 100H161L160 101V99L162 98ZM171 96V97H170ZM182 96V97H181ZM205 96V95H204ZM7 97V98H6ZM111 97V98H110ZM129 97H131V98H129ZM136 97V98H135ZM139 99H138V98ZM156 97H159V98H156ZM172 97H173V100H171L172 99ZM193 97V98H194ZM197 97H199V98H197ZM43 98H45V99H43ZM89 98V97H88ZM94 98V99H93ZM96 98V99H95ZM98 98V99H97ZM135 98V99H134ZM154 98H155V100H154ZM169 98H171V99H169ZM180 98H182V99H180ZM4 99V100H3ZM20 99V100H19ZM38 99V100H37ZM80 99H81V102H82V104H80L81 102H79L80 101ZM83 99V100H82ZM110 99H111V101H110ZM149 100V102H150V100H151V104H153V105H156V104H159L158 106V108H157V106H156V110H158V111H155V114L153 115L154 117H157L158 119L156 120V123H153L151 120H153V121H155V119L152 117V116H150V115H148L147 113L149 112V111H147L146 112V109H148V105H147V103H148V101L147 100ZM157 99V100H156ZM158 99H159V102L160 103H158ZM177 99H179V100H182L181 102L180 101H178ZM202 99V100H201ZM215 99V100H214ZM257 99H260V100H262L263 102H264V98H262V96L260 95V96H258L256 99H254L253 101L255 102V103H257L255 106H256V108H254L253 110H254V112H253V110H252V112H250V114L251 113H253L252 115L253 116H257V117H262L263 118V120H264V107H262V106H264V103L263 104H258V102L260 101V100H257ZM10 100V101H9ZM11 100H13V101H11ZM16 100V101H15ZM49 100H51V101H49ZM95 100V102H93ZM99 100V101H98ZM109 100V101H108ZM114 100H115V103H114ZM133 100V101H132ZM175 100V101H174ZM7 101L9 102V103H11V104H9V103H7ZM98 101V102H97ZM107 101H108V103H107ZM140 101V102H139ZM154 101V102H153ZM171 101H174V102H171ZM178 101V102H177ZM212 101V102H213ZM225 101V102H224ZM257 101V102H256ZM17 104H16V103ZM39 102V104H36V103H38ZM40 102H44V103H40ZM49 102V103H48ZM53 102H55V103H53ZM78 103V104H75V103ZM86 102V103H85ZM90 102V103H89ZM113 102V103H112ZM127 102H130V103H128L129 104V106H127ZM144 102V103H143ZM146 102V103H145ZM153 102V103H152ZM156 102V103H155ZM173 104V105H175V106H173V105H171V103ZM177 102V103H176ZM183 102V104H181ZM224 102V103H223ZM261 102V101H260ZM7 105H6V104ZM24 103H26V104H24ZM46 103H48V104H46ZM51 103V104H50ZM57 103H58V105H57ZM89 103V104H88ZM143 103V104H142ZM162 103L164 104V105H162ZM170 103V104H169ZM179 103V106L177 105ZM191 103V104H192ZM223 103V104H222ZM228 103V104H227ZM50 104V105H49ZM60 104V105H59ZM83 104H85V105H83ZM88 104V106H86ZM107 104H110V105H107ZM119 104V105H118ZM121 104V105H120ZM124 104H126V105H124ZM144 104H146V105H144ZM161 104V105H160ZM197 104H198V106H197ZM15 105V106H14ZM22 105V106H21ZM44 105V106H43ZM47 105H48V108H47ZM78 105L79 106H83L82 108H80L79 109V107H78ZM116 105V106H115ZM170 105V106H169ZM180 105H182L183 107H180ZM190 106V111H186V110H189V106ZM199 105H201V106H199ZM262 105V106H261ZM7 106V107H6ZM19 106V107H18ZM42 106V107H41ZM50 106V107H49ZM59 106V107H58ZM75 106L77 107L76 109H73V108H75ZM94 106H98L99 108H97V107H94ZM120 106H122V107H120ZM142 106V107H141ZM145 106H147V108L145 107ZM161 106H164V107H166V108H164V107H162V109H161ZM176 106H177V109H175L174 110V108H176ZM228 106V107H227ZM258 106H259V109H261V108H263L262 109V111H263V114L262 113H260V111L261 110H259L258 109ZM68 107H70V108H72V109H70V108H68ZM103 107V108H102ZM110 107V108H109ZM114 107V108H113ZM118 107L119 108H121L120 110L122 111V112H120V110H118ZM169 107H172L173 108V110L172 109H170ZM183 108V109H185L183 112H181V114L180 113H176V112H179L178 110H182V109H179V108ZM184 107H188L187 109L186 108H184ZM199 107L201 108V109H203V110H196V109H199ZM261 107V108H260ZM9 108H13V109H9ZM61 110V111H57V110H59V109ZM97 108V109H96ZM112 108V109H111ZM117 110H116V109ZM160 108V109H159ZM167 108H169V109H167ZM211 108V111H214L215 113H213V115H211V111L209 110ZM215 108V107H214ZM8 111H7V110ZM40 109V110H39ZM48 109V110H47ZM64 109V110H63ZM109 109H110V111H111V113H110V111H109ZM141 109V110H140ZM143 109H145V110H143ZM206 109H208L209 111H206ZM14 112H13V111ZM51 110L53 111V112H55V113H53V114H55V116H53L52 115V113H50L51 112ZM65 110H67L68 111V113H67V111H65ZM73 110V111H72ZM74 110H76L77 112H75ZM101 110H104L105 112H106V114L105 113H103ZM114 110V111H113ZM117 112H116V111ZM167 110H168V112H167ZM10 111V112H9ZM45 111V112H44ZM109 111V112H108ZM159 111H161V112H163V114H160L161 116H158L159 114ZM191 111H193L192 113H194L195 115H196V113H197V111H198V113L201 115V113L204 111V112H207V113H205L204 114V116H200L199 114H198V117H197V121L199 122V121H202V122H205L206 124H205V126H204V129L202 128H200L199 127V123L197 122V121H195V120H193V119H189V121L187 120V123H190L189 124V126H188V131H187V135L186 134H184V136H189V138H191V139H189V140H187L188 138H183L182 136H180L179 138V140H182V139H184V140H187V142H191V140L192 139H194V138H197L198 136V142H192L193 144H195V143H197V144H195L194 146H193V148L194 149H192L191 148V146H192V143H186V144H190V146L189 147H186V146H182V147H184V148H186V152H185V150H184V152L185 153H191V154H193V156H194V154H195V157H193V158H195V160L196 159H198V160H196V161H192V162H190L191 160H192V158H191V156H189L188 158L190 159V160H186L187 161V164L186 163H184V165H183V162H185V161H183V159L181 158V157H179V156H173V155H171V154H173L174 152H176V151H174L175 149L173 148V147H165V146H163L162 145V143H165L164 145H166V143H171V142H167V141H170V139L172 140L173 138L175 139V137H174V135L172 134V132H171V130H168L167 129V127H164L167 123H168V121L167 120H169V124H170V121L171 122H173V123H171L170 125H172L171 126V128H176V129H178V130H183V126L181 125L180 126V124L178 125V123H180L181 122V124L182 123H184V122H182V121H184L183 120V118L182 119H176V117L175 116H180V117H183V114L184 113H187V112H191ZM200 111H202V112H200ZM256 111L257 112H259V113H257L256 114ZM16 112H18L19 114H17ZM39 112V113H38ZM43 112L44 113H46L47 114V116L46 115H44V116H46V117H49V114L48 113H50L51 114V117H54V118H47L46 120L45 119H43V120H41L42 118H38V117H41V116H43L42 114H43ZM73 112V113H72ZM82 112V111H81ZM113 112V113H112ZM135 112V113H134ZM160 112V113H161ZM171 112V113H170ZM174 112H175V114L176 115H174ZM203 112V113H204ZM1 113V112H0ZM59 113V114H58ZM67 113V114H66ZM69 113L71 114V115H69ZM83 113V112H82ZM166 113L168 114V115H166ZM172 113H173V115H172ZM15 114H17V115H15ZM26 114H28V115H30V116H28V115H26ZM32 114V115H31ZM35 114V115H34ZM57 114V115H56ZM61 114H63L64 115V118L66 117V115L68 116V117H66V118H69V116H70V119H73V118H75L74 120H73V122L74 123H72L71 121L72 120H70V119H63L62 117H63V115L62 116H60ZM72 114L74 115V117H72ZM134 114H136V116L134 115ZM148 116H147V115ZM209 114V115H208ZM218 114V115H217ZM262 115V116H259V115ZM19 115V116H18ZM21 115H23V116H21ZM34 115V116H33ZM39 115V116H38ZM93 115V114H92ZM157 115V116H156ZM162 115H164V116H162ZM229 117H228V116ZM21 116V117H20ZM43 116V117H44ZM147 116V117H146ZM205 116H207L209 119H207L206 120V118H205ZM211 116V117H210ZM16 117V118H15ZM28 117V118H27ZM45 117V118H46ZM61 117V118H60ZM134 117H136V118H134ZM150 117V118H149ZM180 117H177V118H180ZM228 117V118H227ZM59 118V119H58ZM147 118H149V119H147ZM153 118V119H152ZM49 119V120H48ZM51 119H55V120H53V121H51ZM111 119H114L113 120V122H112V120ZM121 119H123V120H121ZM146 119L147 120H149V121H151L152 122V124H151V127H148L149 128V130H148V128H146V130L147 131H150L152 128H154L155 129V131H156V134H160V135H153V139L155 140V138L156 139H158V140H155L156 141V143H157V141H158V143L157 144H159L158 146L153 142V147H152V151H151V153H152V156L150 157V162L149 163H151L152 161H154L153 162V164L152 165H150V164H148V165H146L145 163H144V165L142 164V165H140L139 167H141V166H144V167H142L143 169H138V172L139 173H135L134 172V167H135V165H133V162H136V161H134V159L136 160L137 158H136V150L138 151V150H141V145H139L140 144V141H139V136H134V135H139L140 134V129H142L143 127V124L145 123V121H146ZM160 119V120H159ZM204 119H205V121H204ZM212 119H214V120H212ZM61 122H60V121ZM108 120H109V122H108ZM175 120H178V121H175ZM17 121V122H16ZM20 121H22V122H20ZM23 121H26V122H23ZM43 121H46V122H43ZM69 121V123L70 124H68L67 122ZM96 121V122H95ZM165 122V121H167L166 122V124L165 123H163V124H161V122ZM175 121V122H174ZM209 121H212V122H209ZM50 122V123H49ZM62 122H63V124H62ZM93 122H91L90 121V123H93ZM178 122V123H177ZM230 122H228V123H230ZM263 123H264V121H262ZM66 123V125H64ZM186 123V122H185ZM186 123V124H187ZM209 123H211V124H209ZM228 123H223V125L225 124V127L226 128H234V124L233 123H231V125L230 126H228L227 127V125H228ZM210 125V126H206V125ZM29 125V126H28ZM68 125V126H67ZM117 125V126H116ZM121 127H120V126ZM158 125H163L162 127H160V126H158ZM169 125V126H170ZM191 125H194V126H196L195 127V129L194 128H192V127H194V126H192L191 127ZM79 126V127H78ZM125 126V127H124ZM132 126V127H131ZM168 126V125H167ZM169 126H168V128H169ZM33 127H36V128H33ZM68 127V128H67ZM75 127V128H74ZM114 127H115V129H114ZM135 127V128H134ZM142 127V128H141ZM147 127V126H146ZM159 127V128H158ZM164 127V128H163ZM187 127V126H186ZM31 128H33V129H31ZM69 128H71V129H69ZM123 128V129H122ZM134 128V131L132 130ZM163 128V129H162ZM166 128V129H165ZM226 128H225V130H226ZM264 127H262V129H263ZM95 129H97L96 131H98L97 133L94 131ZM118 129V130H117ZM137 129V130H136ZM158 129V130H157ZM193 129V130H192ZM63 130V131H64ZM93 130V131H92ZM115 130H117V131H115ZM202 130H204V131H202ZM223 131V134H221L222 133V131ZM240 130H241V128H240ZM115 131V132H114ZM133 131V134L131 133ZM135 131H136V133H135ZM161 131V132H160ZM162 131H165V133H163ZM263 131H264V129H263ZM103 132V133H102ZM105 132V133H104ZM112 132H114V133H112ZM111 133V134H110ZM163 133V134H162ZM168 133H171L169 136H167L168 135ZM233 134L231 137H230V134ZM261 134L263 133L262 131L260 132ZM28 134H29V132H28ZM27 134V135H28ZM116 134V135H115ZM119 134V135H118ZM199 134V135H198ZM98 135V136H97ZM109 135H111V136H109ZM115 135V136H114ZM120 135H121V137H120ZM198 135V136H197ZM108 136L110 137V138H108ZM124 136V137H123ZM165 136H167V137H165ZM191 136V137H190ZM91 137V138H90ZM111 137H113V138H111ZM134 138L135 137V139L133 140L132 138ZM123 138H125V139H123ZM131 138V139H130ZM229 138V139H228ZM113 139V140H112ZM119 139H121V140H119ZM226 139L227 140H229V141H227V145L225 146V143H222V142H225L226 141ZM110 140V141H109ZM136 140V141H135ZM183 140V141H184ZM205 140V141H204ZM225 140V141H224ZM108 141V142H107ZM125 141V142H124ZM194 141V140H193ZM195 141H197L196 139H195ZM199 141H201V142H199ZM174 141H172V143H173ZM186 141H184V143H185ZM198 143L199 144H201V143H205L204 145L205 146H203V144H201V147L198 145ZM0 144H1V141H0ZM108 144H110V146H109V148H108V146L107 145ZM123 144V145H122ZM160 144H161V146L162 147H165V148H167V149H169V150H167V149H165V150H163L164 148H162V147H160ZM119 145V146H118ZM120 145H122V146H120ZM167 145H169V144H167ZM166 145V146H167ZM185 145V144H184ZM187 145V146H188ZM197 145H198V147H197ZM222 145V146H221ZM2 146V145H1ZM0 146V153L2 154V156H0V161H2V158L3 157H7V155H8V157H10V156H12L11 154V152L10 151H5L4 149H3V147H1ZM4 146V145H3ZM125 146V147H124ZM169 146H171V144L169 145ZM173 146V145H172ZM219 146H221V147H219ZM5 148H6V146H4ZM53 147H55V146H53ZM124 149V150H122L123 152H120L121 151V149L122 148ZM158 147H159V149H158ZM204 147V149L202 150V148ZM131 149L132 150V152H131V150H127V149ZM133 148V149H132ZM172 148V149H171ZM199 149V151H198V149ZM261 148V147H260ZM136 149V150H135ZM174 149V150H173ZM190 149L191 150H193V153H192V151H190ZM202 151H201V150ZM6 150H9V148L7 149L6 148ZM79 150V151H78ZM99 150V151H98ZM161 150V151H160ZM2 151H4V152H2ZM39 151H41V150H37V151H29L28 153V155L30 156V155H33V154H35V153H37V152H39ZM107 151V152H106ZM111 151H113V152H111ZM169 151V152H168ZM198 151V152H197ZM204 151V152H203ZM70 152V153H69ZM72 152H74V153H72ZM108 152H111L110 154L112 155H110ZM118 154H117V153ZM131 152V153H130ZM158 152V153H157ZM171 152H173V153H171ZM195 152V153H194ZM4 153L6 154L5 156H4ZM7 153H10V154H7ZM71 154V155H69V154ZM107 153V154H106ZM124 153V154H123ZM135 153V154H134ZM138 153V152H137ZM200 154V155H198V154ZM174 154H178L177 152L176 153H174ZM189 154H187L186 156H188ZM212 154V156H209V155H211ZM70 157H69V156ZM118 155H125L124 157H126L127 155L129 156L128 158H124V157H121V156H119L118 157ZM130 155H132V158L134 157V159H132L131 158V156ZM173 156L171 159H170V157L171 156ZM196 155H198V156H196ZM204 155H206V156H204ZM75 156V157H74ZM111 156V157H110ZM116 156V157H115ZM200 156V157H199ZM2 157V158H1ZM107 157H110V158H107ZM212 158L211 159V161H210V159L209 158ZM87 158V157H86ZM121 158H123L122 160L123 161H126L127 163H126V165L124 164L125 162H123L122 160H120ZM129 158H131L130 159V161L128 160ZM151 158H154V159H151ZM207 158V159H206ZM68 159V160H67ZM96 161H95V160ZM124 159H127V160H124ZM155 159H156V161H155ZM203 159V160H202ZM209 159V160H208ZM71 161V162H68V161ZM92 160L94 161V162H96V163H93L92 162ZM132 160H133V162H132ZM163 160H165V161H163ZM220 160V161H219ZM29 161H31V162H29ZM78 161H79V159H78ZM113 161V162H112ZM117 163H116V162ZM166 161H170V162H168V163H166ZM203 161H205V163L203 162ZM208 161V162H207ZM219 161V162H218ZM222 161H224V162H222ZM123 162V163H122ZM129 162V163H128ZM172 162V163H171ZM195 162V163H194ZM207 162V163H206ZM212 162H215L214 163V165L212 166ZM217 162L220 164L221 163V167L218 165V167H220V169H226V171L225 170H223V171H225L224 172V174H222L221 176L222 177H219L220 176V174L222 173V170H219V174H218V172H216L219 168L217 167ZM0 163H2V162H0ZM31 163V164H30ZM40 163H42L43 165H40ZM99 163V165H101ZM108 164V166H110V167H105V165H107ZM119 163V164H118ZM131 163V165L132 166H130V167H128L127 166V164H130ZM137 163H138V160H137ZM176 163V164H175ZM179 163V164H178ZM188 163H190L189 165H188ZM194 163V164H193ZM211 165H209V164ZM212 163V164H211ZM117 164L119 165V166H117ZM124 164V165H123ZM157 164V165H156ZM171 164H173V166L171 165ZM77 165V166H76ZM102 165V166H103ZM122 165V166H121ZM154 165L155 166H157L156 168L154 167ZM159 165V166H158ZM168 165H170L171 167H169ZM181 165V166H180ZM190 166L191 167V169L189 170V169H184V168H182V166ZM192 165H194L193 167H192ZM196 165V166H195ZM207 165H209V166H207ZM231 165H233V164H231ZM43 166V167H42ZM47 166V167H46ZM53 166V165H52ZM125 166V167H124ZM145 166H147V167H145ZM215 166V167H214ZM77 167V168H76ZM131 167H133V168H131ZM150 169H149V168ZM173 167H175V168H173ZM198 167V168H197ZM213 167H214V169H215V171H214V169H213ZM3 170H2V169ZM26 168V169H25ZM45 168V169H44ZM52 170H51V169ZM93 168V167H92ZM165 168H167V170L165 169ZM169 168V169H168ZM175 169V172L174 171H169L170 169L171 170H173V169ZM187 168H189V167H187ZM202 168V169H201ZM210 169V170H207V169ZM40 169V170H39ZM48 169H50V171L48 170ZM53 169H55V170H53ZM72 169L73 170H75L74 172H72ZM111 169H113V170H111ZM126 169H128V171L129 172H127L126 171ZM131 169V170H130ZM147 169V170H146ZM149 169V170H148ZM156 170L155 171V173H153L154 172V170ZM188 170L187 171V173L189 174V176H188V174L186 173L185 174V171H182V170ZM199 169V170H198ZM5 170V171H4ZM42 170H44V171H42ZM152 170V172H150ZM229 170V171H228ZM34 171V172H33ZM122 171H124V172H122ZM134 173V174H137L136 176H137V179L135 178V176H134V174L132 175V173ZM149 171V172H148ZM160 171V172H159ZM164 171V172H163ZM180 171L181 172H183L184 173V175H181V174H183V173H181L180 174ZM209 173H208V172ZM24 172V171H23ZM42 172V173H41ZM44 172H46L45 174H44ZM51 172V173H50ZM72 172V173H71ZM97 173L96 175L95 174H93V173ZM105 172V173H104ZM125 172H127V173H125ZM146 172V173H145ZM176 172L177 173H179L178 175H181V176H184V177H181V176H179L178 178H180V179H178L177 178V176L178 175H176ZM58 173V174H57ZM78 173V172H77ZM115 173V174H114ZM128 173H130L131 174V176H128L129 174ZM141 173L143 174L144 173V177L142 178V176H141ZM208 173V174H207ZM215 173V174H214ZM216 173L218 174L217 175V177H216ZM241 173H246V172H241ZM240 173V175L242 176V177H245L246 176V174H241ZM24 174V175H23ZM32 174V175H31ZM79 174V173H78ZM91 174H93V175H95V178H93L94 176H91ZM100 175L101 177H99L98 179H101V180H99L98 181V179H97V175ZM145 174H147V175H145ZM151 174H153V175H158V176H150ZM172 176H174L175 177V179H174V177H172ZM175 174V175H174ZM210 174H212V175H215V177H216V179H218V180H216V181H219V183H217V182H212L213 184L212 185H210V179H214V178H209V177H212V175L210 176ZM21 175V176H20ZM24 177H23V176ZM28 175V176H27ZM30 175V176H29ZM46 175V176H45ZM58 176V177H54V176ZM159 175L160 176H163V177H159ZM209 175V176H208ZM258 177H260V175H258V174H256ZM33 176V177H32ZM80 176H81V178H80ZM125 176H127V177H125ZM132 176H134V177H132ZM138 176H140V177H138ZM188 178V180L186 181H184V182H189V183H184V182H181L180 180H184V179H187L186 177ZM205 176V177H204ZM264 176V175H263ZM27 177V178H26ZM84 177H85V179H84ZM104 177L107 179H104ZM112 178L111 180H110V178ZM120 177V178H119ZM129 177V179H125V178H128ZM152 177H154V178H152ZM159 178L158 180L156 179V178ZM214 177V176H213ZM38 178V179H37ZM58 178H59V180H60V183H61V186L63 187V190H62V188L60 187V183H59V180H58ZM86 178H89V180L88 179H86ZM135 178V180H133ZM152 178V179H151ZM181 178H183V179H181ZM255 178H256V176H255ZM54 179H56V181L54 182ZM78 179H79V181H80V179H81V182H79L78 181ZM95 179L97 180V182H96V184L94 183V181H95ZM143 179H145V180H143ZM149 179V180H148ZM10 180H16L15 182L14 181H10ZM18 180V181H17ZM35 180H39V181H35ZM41 180V181H40ZM78 181V183L76 184V185H74L73 187H71L70 185H73L74 183H72L73 181L74 182H76V181ZM92 180V181H91ZM102 180H106L103 184L102 183H98V182H103ZM113 180H115V181H113ZM139 180H140V183H139ZM150 180L152 181V183L150 182ZM175 182H174V181ZM215 180V179H214ZM259 180V181H258ZM67 181H72V182H70V183H72V184H70L69 185V188L67 187V186H65L66 184H68V182ZM113 181V182H112ZM120 181V182H119ZM170 181V182H169ZM171 181H173V182H171ZM209 181V182H208ZM7 182H8V185H7ZM9 182H12V183H9ZM16 182H18V184H16ZM38 182V183H37ZM40 182H42V183H40ZM91 182V183H90ZM118 182V183H120L118 186H116V185H114V184H116V183ZM130 182H131V184H130ZM132 182H134V183H132ZM136 182V183H135ZM143 182V183H142ZM150 182V183H149ZM154 182V183H153ZM157 182H159V183H157ZM162 182V183H161ZM164 182H166V183H164ZM199 182V183H198ZM201 182V183H200ZM225 183V184H223V186H219L221 183ZM259 182V183H258ZM40 183V184H39ZM45 183V185H43ZM59 183V184H58ZM95 184V187H94V185L93 184ZM108 183H110V184H108ZM129 183V184H128ZM142 183V184H141ZM144 183H146V185H147V183H149L148 184V186H145V188L143 189V187H144ZM157 184V186H159V188H161V187H163V186H165V184H167L166 185V187H163V189H162V192H164V193H166L165 195H167V196H164L163 194L161 195V194H159V193H161L160 192V190L161 189H157L156 188V185H154V184ZM160 183H161V185L162 184H164V185H160ZM172 185H171V184ZM176 183V184H175ZM179 183V184H178ZM181 183V184H180ZM209 183V184H208ZM27 184V185H26ZM29 184V185H28ZM38 184V185H37ZM57 184V185H56ZM101 184H102V186H101ZM108 185V186H106V185ZM137 186V188H136V186ZM139 184V185H138ZM178 184V186H176ZM199 184V185H198ZM201 184V185H200ZM216 184H219V185H217V186H219L220 188H216L215 187V185ZM15 185V186H14ZM17 185V186H16ZM23 185V187H21ZM49 186V187H46L45 188V186ZM80 186V188H78L79 186ZM91 185H93V187L91 186ZM111 187H110V186ZM114 185V186H113ZM141 185H143V186H141ZM170 185H171V187H170ZM185 186V189H184V187H182V186ZM202 185H204L203 186V189L200 187V186H202ZM246 185H248L247 187H246ZM253 185V186H252ZM257 185V186H256ZM258 185H259V187H258ZM18 186H20V187H18ZM28 186V187H27ZM39 186H41V187H39ZM104 187V186H106V187H108V188H110V189H108V188H106L107 190V192L106 191H104L103 189L104 188H98V187ZM126 186V187H125ZM180 186V187H179ZM191 187V189L190 188H188L187 190H186V187ZM207 186V187H206ZM225 186V187H224ZM25 187H26V189H28L29 187H31V189L30 190H32V189H34V190H38V192L37 191H30V190H25L26 192L27 191H30L29 193H26V192H24V190L23 189H25ZM33 187H36V188H33ZM42 187H44L43 188V190L44 191H47V193H50V194H48V195H43V194H46L43 190V192L42 191H39L40 189H42ZM59 187H60V193L61 194H58L59 192H58V190H59ZM75 187H76V189L78 188V189H81V188H84V190L83 189H81V190H79L78 191V189L77 190H75ZM112 187H115V188H117V189H114V188H112ZM119 187V188H118ZM133 187H135L136 189H137V192L136 191H134V190H136L135 188H133ZM142 187V188H141ZM147 187V188H146ZM177 187H178V189H177ZM195 187V188H194ZM205 187V188H204ZM209 187V188H208ZM246 187V188H245ZM253 187H255V189L253 188ZM18 188V189H17ZM53 189L52 191H50V189ZM68 188V189H67ZM72 190H71V189ZM91 190H90V189ZM94 188V189H93ZM128 189L129 188V190L130 191H126V190H124V189ZM133 188V189H132ZM228 188V189H227ZM22 191H21V190ZM65 189H67V190H65ZM88 189V190H87ZM142 189H143V191H142ZM165 189H167V191L165 190ZM175 189H177V190H175ZM180 189V190H179ZM194 189H195V191L197 190V189H200L201 190V192H200V194L198 195L199 196V199H197V198H194V196H195V191H194ZM204 189H206V190H204ZM208 189H210L209 190V192H210V194H209V196L208 195H206L208 192H206L205 193V191H207ZM247 189V190H246ZM260 189H262L261 191H260ZM65 190V194L64 193H62V191H64ZM103 190V193L101 192V191ZM115 190V191H114ZM119 190V191H118ZM121 190V191H120ZM124 190V191H123ZM153 190V191H152ZM164 190V191H163ZM184 190H186V191H184ZM189 190V191H188ZM212 190V191H211ZM218 190H220V194H216V195H214V193H218L219 191ZM67 191H68V193L70 192V191H74V193L75 194H72L73 192H70V194H68L67 193ZM92 191V192H91ZM95 191V192H94ZM146 191V192H145ZM159 191V192H158ZM250 191V192H249ZM251 191H253V192H251ZM20 192V193H19ZM31 192L32 193H35V192H37L38 194H40V197L42 198V201H38V199H40V198H38V199H36V198H34L33 196H30V195H33V194H31ZM40 192V193H39ZM84 192V193H83ZM99 192H101L102 194H100ZM109 192H112V193H109ZM149 192V193H148ZM151 192V193H150ZM157 192V193H156ZM168 192H170V194L168 193ZM181 192H185V193H181ZM227 194H226V193ZM257 192H259V193H257ZM21 193H25V194H21ZM37 193H35L36 195H35V197H37L38 195H37ZM106 193H108V194H106ZM115 193H117V194H115ZM154 193H156V195H153ZM203 193V194H202ZM205 193V194H204ZM249 193V194H248ZM251 193H253V194H251ZM254 193L256 194L257 193V195H254ZM261 193V194H260ZM19 194H21V195H19ZM29 194V195H28ZM64 194V195H63ZM99 196V194L100 195H102V196H99V197H96L97 195ZM109 194H110V196H109ZM113 194V195H112ZM120 194V195H119ZM136 194H138L137 195V197L139 196H142L143 197V201L144 202H142L141 203V199L139 200V203L140 204H138V206L137 207H134L132 204H130V203H132V199H133V197L134 196H136ZM194 195V196H192V195ZM202 194V195H201ZM223 194H224V196H223ZM228 196V197H225L226 195ZM229 194H231V192L229 193ZM24 195L25 196H29V197H32V198H26L25 199V197H24ZM60 195V196H59ZM67 195H69L68 197H66ZM76 195V196H75ZM78 195H80V196H78ZM87 195H90V196H87ZM96 195V196H95ZM126 195H128V197L126 196ZM146 195H149V196H146ZM174 195H176V196H174ZM178 195H179V197H178ZM181 195V196H180ZM187 197H186V196ZM212 195H214V197L212 196ZM249 195L250 196H257V197H249ZM20 196H22L21 198H22V200L19 198ZM48 197V196H51V197H49L50 198V200L48 199V198H46V197ZM122 196V197H121ZM168 196H173V197H168ZM185 196V197H184ZM211 196V197H210ZM218 196H219V198H218ZM259 196V197H258ZM263 196V197H262ZM45 197V198H44ZM70 197V198H69ZM73 197H78V200L77 199H74ZM86 197H88V198H90V199H88V200H95V201H91V202H96L97 201V203L99 204V208H97V206L98 205H96V203H91L90 202V204H86L87 202L86 201H88L87 200V198ZM120 197V198H119ZM163 198V199H159V198ZM166 197H168V198H166ZM178 197V198H177ZM180 197H182V198H180ZM210 198V200H208L209 198ZM225 197V198H227V200H225V201H229V202H227L226 203V205H228V207L227 208H229V209H231V207H232V209H234L235 208V206L237 205H239L238 206V208L236 207L235 209H240V210H235L234 212H237V213H234L233 211H227V208H225L226 206L223 204V203H225V201L223 200V198ZM245 198V199H242V198ZM261 197V198H260ZM25 200H24V199ZM58 198H61V199H58ZM66 198V199H65ZM85 198H86V200H85ZM99 198V199H98ZM129 198H132L131 200H129ZM170 198V199H169ZM172 198H175V200L174 199H172ZM205 200H204V199ZM222 198V199H221ZM252 198V199H251ZM20 199V200H19ZM29 199H31L30 201H34V200H36V201H38V202H34V203H36V204H38V205H40V206H37V205H35L34 203H32V205H30V202L28 201V203H29V205H28V203L27 202H25L26 200H29ZM33 199V200H32ZM145 199V200H144ZM153 199H155L153 202H152V200ZM179 201H182V200H184V202H177L178 200ZM195 199V200H194ZM41 200V199H40ZM46 201L45 203L47 204H45V203H43L44 201ZM67 200V201H66ZM72 200H74L73 202H72ZM128 200V202H126ZM159 200V201H158ZM169 200V201H168ZM192 200V201H191ZM244 201V202H240V201ZM252 200L254 201L253 203H252ZM256 200H258V201H256ZM25 203H24V202ZM56 201H59L60 202V204H63V205H60L59 204V206L58 205H56L57 203H59V202H57L56 203ZM78 201H79V203H78ZM123 201V202H122ZM130 201V202H129ZM155 201H157V202H155ZM195 201H196V204H195ZM251 201V202H250ZM261 201H263V203H261ZM39 202H41L42 204H40ZM66 204H65V203ZM76 204H75V203ZM89 202V201H88ZM126 202V203H125ZM167 202H170V204H174V205H166L167 204ZM202 202V203H201ZM206 202V203H205ZM247 202H250L249 204L247 203ZM259 203V204H257V203ZM86 205H85V204ZM149 203H150V205H149ZM157 205H156V204ZM198 203V204H197ZM199 203H201L202 205H200ZM246 203V204H245ZM254 203L255 204H257L256 205V208H258L259 207V209L261 208L262 210H259V209H256V208H253L252 206H254ZM33 204H34V206H33ZM45 204V205H44ZM79 204V205H78ZM102 204V206H100ZM163 206H162V205ZM177 204V205H176ZM204 204H208V205H206L207 207L205 208V205ZM209 204L211 205V206H209ZM216 204V205H215ZM218 204H220V205H218ZM221 204H223V206L221 205ZM232 204H234V205H231ZM261 204H263V205H261ZM26 205H27V207H26ZM46 206L45 208H44V206ZM53 205L54 206H57L56 208H57V210H58V208H65V209H61V210H58V211H60V213H58V212H56L57 210H55L56 208L54 207L53 208ZM83 205V206H82ZM89 205V206H88ZM147 205H149L148 206V208L149 209H151V210H148L146 207H147ZM158 205H160V206H158ZM194 205V206H193ZM217 207V209H215V206ZM218 205V206H217ZM248 205H250V207L252 208H250V207H248ZM260 205V206H259ZM49 206V207H48ZM70 206V207H69ZM85 206V207H84ZM88 206V207H87ZM91 206H92V208H91ZM96 206V207H95ZM167 206V208L168 207H172V208H169V209H167V208H165ZM176 206V207H175ZM180 207L181 209H177V207ZM185 206V208H182V207H184ZM201 206H204V207H201ZM209 206V207H208ZM222 206V207H221ZM230 206V207H229ZM80 207H82V208H80ZM100 207H102V208H100ZM106 207V208H105ZM120 207V208H119ZM178 207V208H179ZM191 207V208H190ZM194 207L196 208V209H194ZM218 207H221L222 209H219ZM255 207V206H254ZM40 208V210H44L43 212H46V213H42V211H41V213L42 214H44V217H46V216H48L49 218L50 217H52L53 215H51V214H53V213H55V215L57 214V216L58 217H60V216H62L63 214H65L66 216H68L69 217V219L71 218L72 220H70V221H68L69 219H68V217H66V219H67V222H66V219H64L65 217H64V215L62 216V218H61V220H65V221H60V220H58V219H60V218H55V215H54V217H52V218H50V219H52L51 221H53L54 219L53 218H55V220L53 221V222H50V221H48L49 220V218H47V219H44V217L42 216V215H40V213H39V211L40 210H38ZM42 208V209H41ZM44 208V209H43ZM46 208H51V209H49V210H47ZM123 208V207H122ZM140 208L142 209V208H144L143 209V211L144 210H148V211H146V212H143V211H141V212H143V215H141V214H139V211H140ZM146 208V209H145ZM155 208H156V211H154L156 214H153L154 212H152L153 211V209L155 210ZM158 208H160V209H158ZM192 208H193V210H194V212H192ZM201 208V209H200ZM205 208V209H204ZM223 208H225V209H223ZM31 209V210H30ZM33 209V210H32ZM83 209H85V210H83ZM95 209V210H94ZM99 209H104V215H105V217H103V216H101L102 214L101 213H103V211L102 210H99ZM170 209H172V210H170ZM174 209L175 210H177V214L179 215H177V214H174L175 213V211H174ZM186 209V210H185ZM187 209H188V211H190L189 212V214H188V212H187ZM198 209V210H197ZM207 209V210H206ZM231 209V210H232ZM256 209V211H253V210H255ZM51 210V212H49ZM63 210H66V211H63ZM87 210V211H86ZM111 210V211H110ZM138 210V211H137ZM162 210V211H161ZM166 210V212H163V211H165ZM179 210H181V211H179ZM201 210H203V211H201ZM208 210H210V211H208ZM218 210H220V211H222L223 212V216H224V219L222 218V217H219V214L218 213H216V212H219ZM251 210H252V212H251ZM257 210H259V211H257ZM52 211H54V212H52ZM78 211V212H77ZM83 211V212H82ZM86 211V212H85ZM99 211H102L101 213H98ZM109 211V212H108ZM149 211H151V212H149ZM174 211V212H173ZM182 211H184V212H186L184 215L185 216H182L183 214H182ZM240 211H243L244 213L242 214ZM35 212V213H34ZM63 212V213H62ZM66 212V213H65ZM93 212H97V213H93ZM110 212H113V214L112 213H110ZM118 212V213H117ZM138 212V213H137ZM140 212V213H141ZM224 212H229V214L228 213H224ZM230 212H232V213H234V214H236L235 215V217H234V215H231L232 213H230ZM238 212H239V214L241 213L244 217H242V215H239L238 214ZM245 212H246V214H245ZM262 212V213H261ZM38 213V214H37ZM77 213L78 214H80V215H83V216H80V215H77ZM91 213L93 214L92 216H94V218L93 217H91L90 215H91ZM149 214V215H151L150 213H152V217H153V215H154V219H156V220H158V218H161L160 220H158L159 222H156L154 219L152 220V217L150 218V216H148V215H144V214ZM164 213V214H163ZM180 213V214H179ZM192 213V214H191ZM193 213H194V215H193ZM3 214H4V212H3V210L0 208V236L1 235H3L4 234V236H1L0 237V239L2 240V241H4V238L6 239V237H7V240L6 241H4V242H7V245H5L4 244V242H2L3 243V246L1 245V243H0V249H2L3 247V250L1 251L0 250V255H1V258L2 259H4L3 261H4V263H7V262H10L9 264H18V262H20L19 264H29V263H31V264H39L41 261H43L44 259H46V260H52V261H50L49 260V263H48V261H45V262H47V263H44V264H62L63 263V261H64V258H67V260L65 259V261H67V262H65L66 264H74V261L72 260V259H70V257L68 258V256L64 253V251H63V249L62 248H57V249H52L53 247L55 248L56 246H60V245H56V246H54V244H55V241H53V240H51V239H49V240H44V238H45V233L43 232V231H41V230H39L38 229V231L39 232H37L36 231V228L35 227H31V225L30 224H28V222L26 221V220H23V219H17V217L14 215V214H10L9 215V217H8V222H10L9 224H8V226H3V225H5V222H3L4 221V218H3ZM59 214H61V215H59ZM96 214V215H95ZM101 214V215H100ZM166 214H169L168 216H166ZM182 214V215H181ZM188 214V215H187ZM208 214V215H207ZM217 214V215H216ZM260 214H261V216H262V218H260ZM36 215V216H35ZM40 215V216H39ZM46 215V216H45ZM51 215V216H50ZM75 215H77V217L75 216ZM87 215V216H86ZM107 215V216H106ZM110 215V216H109ZM114 215V216H113ZM173 215V216H172ZM186 215H187V217H186ZM210 215H212V217L210 216ZM228 216V217H226V216ZM230 215V216H229ZM56 216V217H57ZM85 216V217H84ZM89 216V217H88ZM113 218H112V217ZM168 217L169 219H167L166 217ZM208 216H210V217H208ZM231 216H233L234 218H232V219H230L231 218ZM238 217V219H239V216H240V220H238L237 219V217ZM15 217V218H14ZM40 217H43V219H44V221L46 220L47 221V223H45L44 222V224L43 223H41V221L39 220L40 219ZM64 217V218H63ZM78 217H80L79 218V220L80 221H78ZM85 218L86 219V221L85 220H82V218ZM88 217V218H87ZM147 217H149L153 222H155V223H153L152 221H150V220H148V222H147ZM157 217V218H156ZM163 217H165L167 220V222L165 223V221H161V220H164V218ZM188 217H190V218H188ZM230 217V218H229ZM12 218H14L13 220H12ZM172 218V219H171ZM181 218H183V219H181ZM192 219V220H190V222H191V224L190 225H188L187 223H190L189 222V220H185V219ZM196 218L197 219H199V220H196ZM207 218H209V219H207ZM219 218H222V219H219ZM226 218H229L230 220L228 221V222H226V220H228V219H226ZM245 218V219H244ZM76 219V220H75ZM172 220V222L173 223H171L170 221ZM179 219H181L182 220V224H180L181 223V220H179ZM226 219V220H225ZM235 219V220H234ZM242 219H244V220H246L247 221V224L249 225H251V226H246L245 225V227H249L251 230H249V232L250 233H248L246 230H245V228H244V225H241L240 223L241 222H238V221H241ZM42 220V219H41ZM75 220V221H74ZM169 220V221H168ZM179 220V221H178ZM201 220V221H200ZM220 220V221H219ZM233 221V223L234 222H236V220H237V223H232V222H230V221ZM11 221H13V222H11ZM43 221V220H42ZM55 221H59V222H55ZM85 221V222H84ZM104 221H105V223H104ZM184 221H185V224H186V231H184L185 229V226H184ZM192 221H193V223H192ZM200 221V222H199ZM211 221V222H210ZM221 221H224V222H221ZM16 222V223H15ZM60 222H63L64 223V225L62 224V223H60ZM72 222V224L75 222V224H73L74 225V227L73 226H71L72 224H70L69 225V223H71ZM84 222V224H81V223H83ZM101 222H103L102 224H103V226H102V229H100L101 227H99V229H97L98 227H94V226H98V224H101ZM118 222H119V224H118ZM144 222H146L144 225H142V223H144ZM163 223V225L161 224V223ZM168 222L170 223L169 225H167L168 224ZM177 222H179V223H177ZM196 222H199V226H200V228L198 227V223H196ZM202 222V223H201ZM221 222V223H220ZM2 223H4L3 225H2ZM48 223H50V225L51 226H47V225H49ZM54 223H57L56 225L54 224ZM149 223H152V224H149ZM159 223L161 224V226H163V227H161L160 225H159ZM228 223H231L232 225H229ZM53 224V225H52ZM68 224V225H67ZM121 224H122V227L123 228H121ZM136 225V226H131V225ZM154 224V225H153ZM166 224V225H165ZM171 224H172V226H171ZM204 224L205 225H207V226H204ZM223 224H225V225H223ZM237 224V225H236ZM240 226H239V225ZM2 225V226H1ZM13 225H17L16 227L14 226L13 227ZM65 225H67L68 227H67V229L69 230V231H66L67 229H64V227H66ZM77 225V226H76ZM119 225V227H120V229H118L119 227H117ZM147 225H150V226H152V227H154V229L157 227V228H159V227H161L160 228V230L158 231L157 229H155V230H157V231H155V230H152V227H148ZM178 225H180V226H178ZM184 226L183 228H182V230L184 231V233H186V234H184V233H181V232H183V231H181V227L182 226ZM222 225V226H221ZM229 226V228H227V226ZM236 225V226H235ZM21 226V228H19ZM26 226H29L28 228L29 229H31V228H33L32 230H34V231H36V232H34V231H31V230H29V231H27V232H25L24 230H22V227H24V228H26L25 230H27V227ZM55 226H57V227H59V226H64V227H62V228H60L61 229V231H63V232H61V233H59L60 232V229L58 230V229H56L57 227H55ZM69 226H70V228H69ZM99 226H101V225H99ZM138 226V227H137ZM145 228L144 229V231H143V227ZM147 226V227H146ZM165 226H167V227H165ZM170 226H171V228L173 227V226H176V227H174L175 229V231L173 232L172 231V229L170 228ZM237 228L238 226H239V229H235L236 231L235 232H233L234 231V228L235 227ZM241 226H243V227H241ZM3 227V228H2ZM4 227H6L5 229H4ZM9 227V228H8ZM12 227V228H11ZM52 227V228H51ZM71 227H72V229H71ZM141 227V228H140ZM165 227V228H164ZM230 227H232V228H230ZM254 227V228H253ZM8 228V229H7ZM163 228V229H162ZM180 228V229H179ZM188 228H190L191 230H189ZM194 230H196V231H194ZM196 228V229H195ZM3 229V230H2ZM48 229V230H49ZM58 231H56V230ZM63 229V230H62ZM113 229H115L114 231H113ZM127 229V231H128V228H126ZM153 231V232H158V233H155V234H157V235H153L152 233L153 232H151V230ZM167 229H169V230H167ZM171 229V230H170ZM176 229H178V231L179 232H177V230ZM188 229V230H187ZM198 229V230H197ZM241 229V230H240ZM242 229H243V231H242ZM1 230H2V234H1ZM4 230L6 231L5 233H3L4 232ZM15 230V231H14ZM81 230V229H80ZM137 230H139L138 232H137ZM147 230H150V231H147ZM238 230H239V232H238ZM54 231H55V233H54ZM142 231V232H141ZM163 233H162V232ZM166 231V232H165ZM191 231V232H190ZM193 231V232H192ZM225 231V232H224ZM229 231V233L232 235V233L231 232H233V235L234 236H236L237 237V235L236 234H238V235H241V236H244L245 237V239L243 240V237H241V238H232V236H228V235H230V234H228L227 232ZM10 232H13V233H11L13 236H15V239H13L14 237L12 236V235H10ZM17 234H16V233ZM32 232V233H31ZM36 233V234H34V233ZM115 232V233H114ZM135 232H136V234H135ZM143 232H145V233H143ZM147 232V233H146ZM150 232V233H149ZM168 232H170V233H168ZM181 233V234H179V236L177 237V235L178 234H176V233ZM21 233V234H20ZM22 233H30V237H29V235L28 234H24V236H28L29 238H27V237H22L23 235H22ZM39 233H42V235H41V237L39 236ZM59 233V234H58ZM70 233L71 232H69L68 234H69V236H70V239H72L71 237H73L72 236V233H71V235H70ZM113 233H114V235H113ZM172 233H174L173 235H175V239H174V236H172ZM227 233V234H226ZM241 233V234H240ZM16 234V235H15ZM34 235V236H36V237H39V238H36V237H33L32 235ZM108 234V235H107ZM109 234H111L110 235V237H109ZM116 234V235H115ZM121 234V235H120ZM145 234V235H144ZM164 234H166L167 236H164ZM170 236H169V235ZM197 234H198V232H197ZM244 234V235H243ZM87 235V236H86ZM104 235V236H103ZM247 235H249V236H251V237H253V240H255V239H257L256 241H259V240H261V241H263V242H255V241H251L252 239H251V237H247ZM17 236H20V237H17ZM32 236V237H31ZM61 236V237H60ZM83 236H84V238L85 239H83ZM91 236V237H90ZM106 236V237H105ZM128 237L129 239L128 240H130V242L129 243H133L134 242V240H135V242H140V240H138L141 236H139V235H137V237H135V238H137V239H135V238H133L132 239V237ZM151 236H154L155 238L154 239H151ZM168 236H169V238H168ZM225 236V237H224ZM233 236V237H234ZM98 237V238H97ZM103 240V242L101 241V240H99L100 238ZM107 237H109L108 239H107ZM113 237V238H112ZM117 237V238H116ZM157 237L159 238V240L160 241H158V239H157ZM173 237V239H170V238H172ZM186 237H189L188 239H186ZM11 238L14 240H11ZM25 238H27V239H25ZM33 238H35V239H33ZM41 238V239H40ZM46 238H49L48 237V235H47V237ZM45 238V239H46ZM81 238L83 239V240H81ZM87 238V239H86ZM90 238H92L95 242L94 243H92L91 241L92 240H90ZM103 238H105V239H103ZM131 238V239H130ZM153 238V237H152ZM223 238H227L228 240H234V243L232 242H229V241H226L225 239H223ZM246 238L248 239V240H246ZM259 238V239H258ZM20 239H21V241H20ZM30 240V243L31 244H33L34 242H35V240H36V243H34L33 244V248L34 247H36V244H38L39 245V247H38V245H37V249L36 250H34V249H32V245H30V243L29 244H24L25 242L27 243V242H29V241H26V240ZM33 239V240H32ZM37 239H39V240H37ZM66 238H64V242L66 241L65 240ZM68 239V238H67ZM111 239H114V240H111ZM142 239H141V241H142ZM157 239V240H156ZM166 239V240H165ZM170 239V240H169ZM179 239H182V240H179ZM0 240V241H1ZM16 240V241H15ZM18 240V241H17ZM24 240V241H23ZM58 240H60V239H58ZM81 241L80 243L81 244H79V241ZM120 240H122V241H120ZM132 240H133V242H132ZM137 240V241H136ZM150 240V241H149ZM152 240V241H151ZM154 240V241H153ZM158 241L157 243H156V241ZM236 240H237V243L239 244L238 245V247H240V246H242L243 244H245L246 246V248H244V245L241 247V249L240 248H238L237 247V243L235 244V242H236ZM241 240V241H240ZM243 240V241H242ZM23 241V242H22ZM61 242H62V240H60ZM74 241H76V242H74ZM84 241V242H83ZM90 241V242H89ZM105 241H108V242H105ZM115 241H117V243H114ZM166 241V242H165ZM169 241H170V243H169ZM173 241V242H172ZM226 241V242H225ZM247 241H251V242H247ZM15 242V243H14ZM17 242H20V243H17ZM33 242V243H32ZM150 242H152V243H150ZM163 242V247H162V245H161V247L159 246V244L158 243H162ZM179 242V243H178ZM239 242H242V243H239ZM8 243H14L15 244V246L14 245H12V247H10L11 245L10 244H8ZM17 243V244H16ZM49 243H50V245L51 246H53L52 248H50L51 246L49 245ZM90 243H92L91 244V246H93V247H91L90 246ZM101 243V244H100ZM120 243V244H119ZM148 243H149V245H151V247H152V249H151V247H149V245H148ZM164 243H168L166 246H164L165 244ZM173 245H172V244ZM175 243V244H174ZM178 243V244H177ZM258 243V245L256 246V249H255V246L254 245H256V244ZM79 244V245H78ZM106 244V245H105ZM112 244V245H111ZM114 244V245H113ZM117 244H118V247H117ZM148 245V246H146V245ZM194 244V245H193ZM235 244V245H234ZM16 245H19V246H16ZM22 247H21V246ZM45 245H47V246H45ZM83 245H87V246H83ZM99 245H101V246H99ZM105 245V246H104ZM120 245V246H119ZM156 245V246H155ZM158 245V246H157ZM171 245V246H170ZM178 245H180V247H178ZM184 245V246H183ZM185 245H187L186 247H185ZM206 245H208L207 246V248H209V243L208 244H206ZM261 245V246H260ZM24 246H25V248H24ZM41 246H42V250H41V253H40V255H39V252H38V250L39 249H41ZM45 246V247H44ZM71 246V247H72ZM117 247L116 249H115V247ZM129 246V245H128ZM189 246H192V247H189ZM230 246H233V247H230ZM2 247V248H1ZM81 247V248H82ZM85 247V248H84ZM87 247V248H86ZM89 247V248H88ZM112 247V248H111ZM156 247V248H155ZM157 247H160V248H157ZM167 247H169V248H167ZM173 247H171V248H173ZM184 248L185 250H187V249H190L191 251H185V250H181V248ZM188 247V248H187ZM195 247H198V248H200V249H198V248H195ZM216 247V246H215ZM260 247H261V249H260ZM13 248H16V249H13ZM19 248H21L20 250H19ZM27 248V249H26ZM32 251L33 250V252H35V253H33V252H29L30 250ZM91 248H93V250L91 249ZM106 248L109 250V249H111V250H114V251H108V252H106L105 250H106ZM233 248V249H232ZM235 248H237V250L235 249ZM249 248H251V250H249ZM254 248V249H253ZM45 249H47V250H45ZM49 249H51V251H49ZM59 249H62V250H59ZM87 249H90V250H88L87 251ZM120 249H118V251L120 252L121 250ZM195 249H197V250H195ZM214 249H216V248H214ZM223 249H225V250H223ZM245 249H246V251H245ZM12 250H16V251H18V252H16L15 253V251H12ZM23 250V251H22ZM27 250H29V251H27ZM56 250H59V254L60 253H62V255L60 254H58L57 255V251ZM183 251V253H181V252H179V251ZM232 250H234V251H232ZM253 250H257V254L258 255H256V253L254 254L252 251ZM3 251H5V252H3ZM12 251V252H11ZM45 251H47L49 254H47V252H45ZM92 251V252H91ZM96 251V252H95ZM154 251V252H155ZM186 253H185V252ZM194 251H196V252H194ZM239 251V252H238ZM242 251H244V252H247V253H244V252H242ZM259 251V252H258ZM27 252V254H25ZM43 252V253H42ZM55 252V253H54ZM111 252H113V253H111ZM115 252V253H114ZM153 252V253H154ZM170 252V253H171ZM177 252V253H176ZM190 252H192L193 254H191ZM199 252V254H204V253H206V252H202V250L201 251H198ZM197 252V253H198ZM209 252V251H208ZM232 252H234V253H232ZM237 252V253H236ZM241 252V253H240ZM30 253H32V254H35V255H31ZM46 254V256L45 255H43L44 257H46V258H44V257H42V254ZM53 253V254H52ZM64 253V254H63ZM84 253H86V254H89V255H86V254H84ZM95 253V254H94ZM110 253V256L111 257H113V258H111V257H107L106 255H108ZM211 253V252H210ZM238 253H240V254H238ZM251 253V254H250ZM23 254V255H22ZM52 255V257H51V255ZM93 254H94V256H93ZM113 256H112V255ZM114 254H116L115 255V257H114ZM183 254H190V255H192V256H186V255H183ZM237 254V255H236ZM241 254H245V255H241ZM247 254V255H246ZM253 254V255H252ZM27 255V256H26ZM37 255H39L38 256V258L37 257H34V256H37ZM54 255V256H53ZM55 255H57V256H55ZM63 255H66V256H63ZM179 255V256H178ZM183 255V256H182ZM231 255V256H230ZM234 255H236L235 257L236 258H231L232 256H234ZM250 255L252 256V259L250 258ZM258 256L259 258L257 259V261H255L256 259V256ZM263 255H264V253H263ZM6 256H8V257H6ZM40 256H41V258H43V260L41 259H39L40 258ZM63 256V257H62ZM109 256V255H108ZM154 256L156 257V253L154 254ZM154 256H151V262L152 263H156L155 261H156V258L154 257ZM182 256V257H181ZM185 256V257H184ZM222 256V257H223ZM230 258H229V257ZM247 256H248V258H247ZM5 257V258H4ZM19 257H21V258H19ZM29 257V259H27ZM34 257V258H33ZM49 257V258H48ZM60 257V258H59ZM154 257V258H153ZM181 259H180V258ZM189 257V258H188ZM221 257V258H222ZM225 257V256H224ZM246 258L244 261L242 260V259H240V258ZM253 257H255V258H253ZM9 258V259H8ZM83 258H85V257H83ZM111 258V259H110ZM2 259L0 260V262L2 261ZM5 259H8V260H5ZM13 259V260H12ZM17 259V260H16ZM18 259H21V260H18ZM34 259H35V261H34ZM37 259V260H36ZM91 259H89V260H91ZM105 259H106V263H105ZM223 259V258H222ZM226 259H231V260H227L228 261V263H226L227 261H226ZM260 259V260H259ZM16 260V261H15ZM71 260V261H70ZM83 260H86V259H83ZM111 260V261H110ZM24 261V262H23ZM33 261L35 262V263H33ZM38 261H39V263H38ZM57 261V262H56ZM60 261H62V263H59ZM86 261H88V260H86ZM85 261V262H86ZM154 261V262H153ZM199 261V262H198ZM208 261V262H207ZM260 261V262H259ZM14 262H17V263H14ZM52 262V263H51ZM69 262V263H68ZM249 262V263H248ZM256 262V263H255ZM258 262V263H257ZM1 263H3V262H1ZM76 263V262H75ZM86 263H88V262H86ZM141 263H143L142 261H139V264H141ZM8 264V263H7ZM40 264H43V263H40ZM64 264V263H63ZM144 264V263H143Z\"/></svg>","mask_w":264,"mask_h":264},{"label":"bare ground","instance_id":"6f19581e","mask_svg":"<svg viewBox=\"0 0 264 264\" xmlns=\"http://www.w3.org/2000/svg\"><path fill=\"white\" fill-rule=\"evenodd\" d=\"M20 1V0H19ZM82 1L83 2H88V3H86L85 5H84V7H87L88 5V9H96V8H93L94 6H96V5H98V3H96L94 6L92 5L93 4V1L94 0H60V3L62 4V6H59V4H56V0H32V6L34 5H37L36 7H34V9L32 10L33 11V14H32V16L33 17H35L36 19H35V21H34V23H31V24H29L28 22H30V21H28V18H29V16H28V18H27V16H26V18H27V20L26 21H28L27 23L29 24V26L28 27H33L34 29L36 28L37 30H39L40 32H43V34H39L38 32H36V34L38 33L39 35H42V36H40V37H42V39H43V44L45 45V43L46 44H49V43H47L48 41L51 43V45L53 44L54 45V47H56L57 46V49L56 50H58L57 52H56V50H55V52H52L50 49V52H52V53H54V55H55V53H57L56 55L57 56H60L59 55V51L61 50L62 52H65V48L67 49L66 50V52L68 51V53H70V52H72V51H69L68 50V47H66V46H64V47H62V49H58L59 47V45L60 44H62V43H64L65 42V40L66 39H69V40H71V39H77V38H75V36H71V37H68V38H66V39H64V37H63V34L60 32L61 30L60 29H58L59 27V25L57 24V22L59 21H62L61 19H62V17H61V19H57L58 17H57V15L59 16V15H65V18H66V16L68 17V16H72V14L73 13H70V12H68L67 10H65L64 8H71L70 10H72V9H74V10H76L77 11V9H78V12H81V15L82 14H84V12H82V11H79L80 10V8H83L82 7V5H81V3H82ZM113 1H115V0H113ZM120 1V0H119ZM133 1H135V0H133ZM149 0H147V2H148ZM158 1H160V0H158ZM163 1V0H162ZM164 1H166V0H164ZM169 1V0H168ZM172 1V0H171ZM181 1V0H180ZM179 0H173V2L172 3H166V4H171V5H173V3H177L176 5H174V7L172 8V10H171V8H170V6L168 7V8H170V10H168V8H166V10H164V11H166V13H167V11H168V14H170L169 12L170 11H172V12H175V10H177V8H178V10H181V9H179V8H182L185 4L187 5L188 3H184V5H182V7H181V5H178V3L180 2ZM182 1H184V0H182ZM182 1L180 2L181 4H182ZM187 1H191V0H187ZM193 1V0H192ZM199 1H201V0H198V2ZM207 2H208V0H206ZM205 1V3L207 4V2ZM213 1V0H212ZM221 1H223V0H221ZM254 1V0H253ZM253 1H249V0H231V2H232V4L234 3L235 5H231L232 7H234L235 9H237V11L235 10V9H233L234 10V12H226V10L224 11L225 12V14L227 13V16H225L226 18H228V21H229V24H230V28L228 27L226 30H228L229 31V34H228V36H227V48L225 47V51L224 52H222L223 54H221V57H219L218 59L217 58H215V59H217V60H215L214 59V57L212 58L211 56H214V55H211V56H209V57H211V58H208V56L205 54H201V55H204V56H201L199 53V55H197L196 53H195V49L194 50H192L191 49V47H190V45H191V43H189L188 44V46L190 47H188L189 48V52L190 51H193L195 54V58H196V56H198L199 57V59L198 58H196V60H205V59H207L206 61L208 62V59L210 60V59H214L213 60V63L215 64V65H212L213 67H215L216 65V67H218V65L219 66H221L222 67V69H227L228 68V66H233V69H234V71H236L238 74H237V80H238V82H235L236 83V85L235 86H240V88H244V89H238V90H240V92L238 93L237 92V90L235 91V90H232V91H229V94L228 95H226V98H227V100H228V102H229V106H230V110H228V111H230V112H228V114L230 113V117H232L233 119H231V121L232 122H230V121H227V122H224V121H222L223 123H228V122H230V123H228V125H227V127L228 126H230L231 125V123H233L234 124V128H226L225 127V124L223 125V123H222V125H220V128L222 127V126H224V128H221V129H223L224 130V132H227V130L229 129V131H231V132H233L232 130L234 129V134H236V135H238V139H236V142L234 141V143L232 144L231 143V145H229V147H227V148H225L226 149V152H222V151H224V149H222L223 147H224V144H223V147L222 148H220L222 151L221 152H219L218 153V157H215V160H216V158H220L219 156H224L225 158L223 159L224 161H222V162H224L223 164H224V166H222L223 168L225 167V165H227V163H226V161L228 162H230V167H232V168H230L231 170H230V172H229V174L228 175H225L224 174V172L226 171V169H220V167H221V163L219 164L218 162L220 161H218L217 162V167H218V165L220 166V167H218L219 169L216 171V172H218V174L220 173L219 172V170H222V173L220 174V176L219 177H222V176H227V179H223L224 181H227L228 182V185H229V187H230V189H231V191H228L229 193L231 192V194H227L226 192V194L227 195H230L229 197L230 198H228V200H232L231 202H234L236 199H238L240 196H244V184L246 183V182H250V184H252L251 182H255V180L257 181V179L258 178H261V177H264L263 175H264V131H263V129H262V127H264V123L262 122V121H264L263 120V116L260 114L259 116H262V117H257V116H253L254 114L253 113H251L250 114V112H252V110L254 109V108H256V104L257 103H255L253 100L254 99H256L258 96H262V98H264V96L262 95V94H264V93H262L261 94V90L262 89H264V87H260L261 89H259V93H258V90H256V89H258V88H255V86H250V84L251 83H255V84H257L258 82H260V80H262L263 78L262 77H260L259 75L260 74H263V73H260L259 71H258V69L260 68V69H264V62L262 63V62H259L260 61V59H261V61H262V59L264 58V55L262 56H259V53L262 51V50H264V24H262L261 23V21H262V19H260L261 21H260V23L261 24H257V16L256 15H254L255 14V12H254V14H253V10H255L254 8L255 7H261V8H264V6H260V5H256V3H253ZM256 1V0H255ZM258 1H260V0H258ZM16 2H18V1H16V0H0V3L2 4L1 6V10H0V17L2 18V20L3 19H6L7 21L9 20V19H11L10 21H12V18H13V16L15 15H13L12 13H15L16 11H14V12H12V13H10L11 11H9L11 8H15L14 6L16 5ZM95 2H97V1H95ZM94 2V3H95ZM116 2V1H115ZM122 2H123V0H122ZM135 2H138V1H135ZM142 2L144 3V2H146V1H144V0H140V2H138V3H140V4H138V3H136V5H142ZM197 2V3H198ZM215 2V1H214ZM219 2H220V0H219ZM226 1L224 0V3H225ZM227 2H230V1H227ZM231 2H230V4H231ZM261 2H263V1H261ZM25 3H28V2H25ZM127 3V2H126ZM151 4H152V1L150 2ZM165 3V2H164ZM191 3V2H190ZM197 3H195V6H196V4ZM204 3V4H205ZM114 4V3H113ZM146 4H148V5H146ZM151 4H149V2L148 3H144L143 5H142V9L145 7L146 8V6L149 8L150 6H151ZM191 4H193V3H191ZM199 4H200V2H199ZM198 4V6H200ZM201 4L204 6V7H206V6H208V5H204L202 2H201ZM213 4V3H212ZM218 4H220V3H218ZM257 4H260V2L258 3L257 2ZM155 5V4H154ZM161 5V4H160ZM221 5H224L223 3H221ZM225 5H227L228 6V3L226 4L225 3ZM263 5H264V2H263ZM91 6H93L92 8H91ZM125 6H127V5H125ZM129 6V5H128ZM158 6V5H157ZM176 6H178L177 8H175ZM192 6V5H191ZM214 6V5H213ZM212 6V8H214ZM218 7L220 6V5H217ZM230 6V7H231ZM4 7V8H3ZM63 7V8H62ZM130 7V6H129ZM152 7V6H151ZM155 7V6H154ZM172 7V6H171ZM232 7H231V11H233L232 10ZM237 7V8H236ZM123 8H127V7H123ZM193 7H191L190 8V6L189 5H187L186 7H184V11H182L181 10V14H182V17H181V15L180 14H176V12H175V14L174 13H172L171 12V14H173L172 16H170V17H176L177 15H179V16H177V17H179V19L180 18H182V20H178L177 19V17L175 18V19H177L178 21H183L182 22V25H184V26H187L186 24H188L187 22H192L194 19H199V17H196L195 16V14H192L191 15V13L190 12H192V11H194L195 10V12L197 11V9H192ZM208 8V7H207ZM222 7H220V9H221ZM226 8V7H225ZM3 9V10H2ZM121 9V8H120ZM150 9H152V10H150V11H153V7L152 8H150ZM162 9H164V8H162ZM161 9V10H162ZM198 9L201 11L202 9H203V7H198ZM219 9V10H220ZM11 10H13V9H11ZM69 10V11H70ZM83 11L84 10H87V8H83L82 9ZM88 10V11H90V12H92V14H93V12L95 11V10ZM145 10H147V8L145 9ZM158 10V9H157ZM156 10V12H158ZM210 10V9H209ZM217 10V13H218V8L216 9ZM229 10V11H230ZM251 10H252V13H251ZM256 10H258V8H256ZM142 11H144V10H142ZM163 11V12H164ZM236 11V12H235ZM260 11V10H259ZM24 12H28V11H24ZM44 12V14L45 15H47V17L45 18V19H42L41 17H40V15L42 14ZM160 12V11H159ZM179 11H177V13H178ZM204 11H202V13H203ZM247 12H249L248 14H252V16L254 15V16H256L254 19H252L253 17L250 15V16H246V14H247ZM152 13H155V11L154 12H152ZM165 13V16H167L168 14H166ZM180 13V12H179ZM206 12H204L203 14H201L200 16V18L203 20V18H202V15H206V14H208V13H206ZM256 13H258V12H256ZM17 14V13H16ZM26 14V13H25ZM43 14V15H44ZM91 14V13H90ZM96 14V16H95V18H97V16H98V18H100V19H102V17L104 16V15H107V16H110V17H116V19L118 18V20H120L121 21V23H124L125 24V22L126 21H128V16H127V14L125 13V12H123L122 10H119V9H117L116 7H114V6H111L110 5V3L109 4H107L105 7H103L101 10H97L93 15H95ZM157 14H160V13H157ZM219 14H223V13H221V10H220V13ZM225 14H223V15H225ZM196 15L198 16V13L196 12ZM222 15V16H223ZM258 15H261V14H258ZM152 16H154V14L152 15ZM151 16V18H150V20H153L154 19V17H152ZM159 16L160 15H158V17H155V18H158L159 19ZM165 16H163V17H165ZM196 18H195V17ZM207 16V15H206ZM218 16V15H217ZM15 17V16H14ZM93 17V16H92ZM145 17H147V16H145ZM169 17V16H168ZM168 17H167V23L169 22L168 20H170V25H173L174 24V22L173 21H171V19L172 18H169L168 19ZM212 17H215V16H212ZM248 17H252V18H248ZM26 18H24V19H26ZM141 18H143V17H141ZM207 18V17H206ZM206 18H204V20L203 21H206L207 19ZM209 18H211V17H209ZM219 18V17H218ZM222 18H224V17H222ZM14 19H18V18H14ZM67 19V18H66ZM64 20L65 21V24H66V22H67V20ZM69 19L70 18H68V21H69ZM73 19H74V17H73ZM73 19H72V21H69L70 23L72 22V23H75V22H73ZM135 18H133V20H134ZM138 20H139V18H137ZM137 19H135V22L134 23H140L139 21H136ZM146 20L147 19H149V18H145ZM163 19V18H162ZM214 20H215V18H213ZM212 19V20H213ZM219 19H221V18H219ZM259 19V18H258ZM99 20V19H98ZM103 20V19H102ZM112 20H115L114 18L112 19ZM145 20V21H146ZM210 20V19H209ZM213 20V21H214ZM218 20V19H217ZM18 21V20H17ZM16 21V23L15 24H18L19 22H20V24L21 23H23V22H21V21H19V22H17ZM63 21V22H64ZM144 21V20H143ZM154 21V20H153ZM159 21V20H158ZM160 21H162L161 19H160ZM178 21H176V22H178ZM194 21H196V20H194ZM193 21V22H194ZM203 21H201V22H203ZM211 21V20H210ZM221 21H223V20H221ZM32 22V21H31ZM62 22V24L64 25V23ZM118 22V21H117ZM130 22H132V20L130 21ZM148 22H150V21H148ZM173 24H172V23ZM208 22V21H207ZM225 22H226V20H225ZM6 23V22H5ZM4 22H2V21H0V25H3V26H7L6 24H5ZM72 23H71V25H72ZM87 23V22H86ZM115 23V22H114ZM119 23V22H118ZM120 23V24H121ZM155 23V22H154ZM154 23H152V24H154ZM163 23V22H162ZM198 23V22H197ZM210 24L212 23V21L211 22H209ZM213 23H216V22H213ZM249 23V24H248ZM5 24V25H4ZM14 24V25H15ZM20 24H18V25H20ZM60 24H61V22H60ZM116 25H117V23H115ZM114 24V25H115ZM141 24H143L142 25V27L144 26V27H146L147 25H148V27H149V25L151 24H146V22H145V24L144 23H142L141 22ZM140 24V25H141ZM157 24V23H156ZM164 25L166 24V22H165V19H164V23H163ZM169 24V23H168ZM168 24H166V25H168ZM178 24H180V23H177L176 24V26L178 25ZM192 24V23H191ZM191 24H190V26H191ZM200 24V23H199ZM198 24V25H199ZM11 25V24H10ZM58 25V26H57ZM66 25H70L69 23H67ZM66 25H64V27H62V28H64L66 31H68L67 29H69L68 27L67 28H65L66 27ZM77 24H74V26H76ZM82 25V26H81ZM115 25V26H116ZM126 25H127V23H126ZM140 25H137V26H139L140 27ZM146 25V26H145ZM160 25V24H159ZM158 25V26H159ZM181 25V24H180ZM206 26H208L209 24L208 23H206L205 24ZM204 25V23H203V26H205ZM79 26H81V29H83V31H84V24H79L78 26H77V28L79 27ZM123 26V25H122ZM125 26V25H124ZM123 26V27H124ZM132 26V25H131ZM152 26V25H151ZM161 26V25H160ZM205 26V27H206ZM219 26V25H218ZM1 27V26H0ZM16 27H18L16 30L17 31H15L14 29H12V30H14V31H8L9 33H7L8 34V39H12V40H14V37H16V38H20V36L18 37L17 35H18V33L21 35V30L24 28V27H26V26H15V28ZM20 27V28H19ZM69 27H73V26H69ZM121 27V26H120ZM119 27V28H120ZM128 27H130V26H128ZM148 27H146V28H143V29H141V31L143 30V32H145V31H147V32H145V33H148V31H151V27H149V28H151L150 30L148 29ZM153 27V26H152ZM166 27V26H165ZM199 27V26H198ZM200 27H202V24H201V26ZM222 27V26H221ZM4 28V27H3ZM12 28V27H11ZM13 28H14V26H13ZM77 28H70L71 30H72V33L71 34H74L73 32H75V31H73V29L75 30V29H77ZM118 28V29H119ZM122 28V27H121ZM130 28H132V27H130ZM130 28H127V30L125 31V29H126V27H124V28H122L121 30L122 31H124V32H121V30H118L119 31V33H124V36H126L127 34L129 35V33L131 34V35H133L131 32L132 31H130V30H128V29H130ZM159 28H161V27H159ZM167 28V27H166ZM166 28H165V30H166ZM178 28L180 29V30H182L181 29V27H179L178 26ZM177 28V29H178ZM208 28H209V32H207L205 29V31L204 30H201V31H199V34H204V33H207V34H204V35H202V36H200V37H205V36H208V37H205V38H203L204 40L205 39H210L211 37H218L219 36V34H218V36L217 35H215V34H217V33H215L214 35L213 34H211L210 32L212 31V29L210 28V26H208ZM220 28V27H219ZM7 29L9 30L10 29V27H8L7 26ZM35 29V30H36ZM64 29H62V30H64ZM86 30L85 31H91L92 29L90 28L89 30L87 29V28H85ZM102 29V28H101ZM147 29V30H146ZM171 29H173V28H171ZM178 29V30H179ZM199 29V28H198ZM200 29H203V28H200ZM2 30H4V29H2ZM6 30V29H5ZM25 30H27V29H25ZM25 30H22L23 32L25 31ZM60 30V31H59ZM71 30L70 31H68V34L71 32ZM78 30H80V28L78 29ZM78 30H76L77 32H79L80 33V31H78ZM113 30V29H112ZM153 30H154V27H153ZM158 31H159V29H157ZM169 29H167V31H168ZM179 30V31H180ZM188 30V29H187ZM193 30V29H192ZM217 30H219L218 28H217ZM7 31V30H6ZM82 31V30H81ZM85 31L83 32L84 34H86L85 33ZM114 31H115V28H114ZM128 31H130L129 33H126V32H128ZM170 31V30H169ZM171 31H173V30H171ZM183 31V30H182ZM189 31V30H188ZM188 31H186V32H188ZM204 31V32H203ZM250 31V32H249ZM252 31V32H251ZM26 32H28V31H26ZM185 32V33H186ZM214 32V31H213ZM212 32V33H213ZM220 32V31H219ZM256 34H255V33ZM29 33V32H28ZM27 33V34H28ZM90 33H92V32H89V34ZM126 33V34H125ZM134 33V32H133ZM151 33H153V32H151ZM154 33H156V31L154 32ZM166 33H169V32H166ZM194 33H196V31H194ZM222 33V32H221ZM248 33H253L252 35H254V36H250V34L248 35ZM259 33V34H258ZM0 34H2V33H0ZM27 34H25L24 33V35H23V38H24V42H22V41H17L18 39H16V41L17 42H22V43H27V45L29 44V46H34V44H30V42L32 43V40H33V38H35V36L31 39V38H29L28 37V35ZM89 34H86V35H88V37H89ZM150 34V33H149ZM169 34H172L173 35V33L171 32V33H169ZM197 34V33H196ZM209 34V35H208ZM76 36H78V38H79V40L81 41H83L84 42V39L83 38H85L86 37V35L84 36V35H81V34H79L81 37H82V39H81V37H79V35H78V33L77 34H75ZM93 35V34H92ZM96 35H98V34H96ZM92 36L93 38L94 37H97L98 39V41H100L99 39L101 38V37H103V35H101L100 36V38H99V36ZM120 34H117V35H114V36H119ZM158 35H159V32H158ZM165 35V33L163 34V36ZM178 35V34H177ZM186 35V34H185ZM212 35V36H211ZM256 35H258V36H256ZM3 36H5V35H3ZM26 36V37H25ZM91 36V35H90ZM106 36V35H105ZM103 37V38H105V39H103L104 41L105 40H107L108 41V38H110L109 39V41L111 40V37H109V36H106V37ZM121 36H123L122 34L119 36L120 38H119V40L122 38ZM160 36V35H159ZM167 36H169V35H167ZM171 36V35H170ZM169 36V38H171ZM183 36V35H182ZM189 36H191V35H189ZM188 36V37H189ZM193 36V35H192ZM209 36H211V37H209ZM2 37V36H1ZM0 37V40L2 39ZM7 37H6V39H7ZM92 37H89L90 38V40H93V38ZM134 37V36H133ZM177 37V36H176ZM181 37V36H180ZM3 38H5V37H3ZM92 38V39H91ZM116 38H118V37H116ZM116 38H114V39H116ZM127 38V37H126ZM131 38V37H130ZM139 38V37H138ZM149 38V37H148ZM164 38H167V37H164ZM168 38V39H169ZM179 38V37H178ZM184 38V37H183ZM185 38H187V36L185 37ZM215 38H211V39H215ZM5 39V40H6ZM22 39V38H21ZM42 39L40 38V41H42ZM63 39H64V42H63ZM95 39V38H94ZM136 39V38H135ZM144 39V38H143ZM150 39V38H149ZM158 39H160V38H158ZM161 39H162V36H161ZM181 39V38H180ZM188 39V38H187ZM193 39L194 40H196V38H195V36L193 37ZM201 39V38H200ZM202 39V40H203ZM4 40V39H3ZM68 40V41H69ZM78 39L76 40V41H79ZM96 40V39H95ZM102 40V39H101ZM118 40V39H117ZM122 40H124V39H122ZM122 40H120V41H122ZM128 40L129 39H127V41L126 40H124L123 41V43L124 42H128ZM132 40H134V39H132ZM165 40V39H164ZM184 40V39H183ZM202 40H199L198 39V41H202ZM203 40V42H204V44H210L211 45V43H213L214 41H212L211 43L209 42V43H205V42H207L206 40L204 41ZM219 40V39H218ZM8 41V40H7ZM34 41V40H33ZM74 41V40H73ZM81 41V42H82ZM87 41H89L88 39H85V42H87ZM98 41H97V43H98ZM108 41V44L106 45L105 43H106V41L105 42H102V41H100V43H103L104 44V46H106V49L105 50H102V51H105V52H107L106 50H110V54L112 55V54H116V53H118V52H116L115 51V49L113 50L112 48V50L111 49H108L109 47H112L111 45H109L110 43L112 44L113 43V46H116V45H118V44H116V43H114L112 40H111V42H109ZM137 41V43H139V40H136ZM144 41V40H143ZM143 41L141 40L140 42H142L143 43ZM189 41V40H188ZM192 41V40H191ZM2 42V41H1ZM9 42V41H8ZM37 42V41H36ZM82 42V43H83ZM84 42V43H85ZM95 42V41H94ZM129 42H131V41H129ZM160 42V41H159ZM166 42H168V41H166ZM194 42V41H193ZM218 42V41H217ZM216 42V43H217ZM19 43V44H20ZM33 43H35V42H33ZM66 43V42H65ZM72 44L73 46L75 45V42H68V45H70V44ZM79 43V42H78ZM87 43H91V42H87ZM163 43H165V42H163ZM170 44L172 43V42H169ZM197 44H195V43H193V45H196V47H197V45L199 44L198 42H196ZM67 44V43H66ZM66 44H63V45H66ZM79 44H81V43H79ZM77 45V43H76V45L77 46H83V47H85V46H87L86 44H85V46L84 45ZM93 44H95V43H92V45ZM141 44V43H140ZM144 44H146V43H144ZM162 44V42L159 44V45H161ZM203 44V45H204ZM215 44V43H214ZM218 44V43H217ZM24 45V44H23ZM36 45V44H35ZM38 45H39V42H38ZM40 45H42V44H40ZM75 45V46H76ZM91 45V46H92ZM100 45V44H99ZM99 45H95L96 47L98 46V47H100ZM108 45H109V47H108ZM131 45V44H130ZM134 45H136V44H134ZM147 45V44H146ZM172 45H173V43H172ZM172 45H168L167 46V43L166 44H164V47L161 45V49H158V51L160 52V53H162V54H160L159 55V52H156L158 55H159V57L157 56V59H155V61L156 60H158V62H155V61H153L154 63H157V64H160V65H162L163 66V70H166L167 68H171V66H169V67H167L168 66V64L166 63L165 64V62H167V61H169L170 62V60H172L174 57H176L175 59L177 60H180L181 62H182V58H180V57H182V56H180L179 58H177V52H175L174 50V52H175V55L176 56H174L173 58L172 57H170V56H172V55H168L167 54V57L165 58V57H163L165 54H166V50L167 49H165L166 48V46H167V48L170 46V48H171V46ZM192 45V46H193ZM216 45V44H215ZM17 47L18 46H21V45H16ZM47 46V45H46ZM72 46V47H73ZM95 46H94V50L93 49H90V50H92L91 52L92 53H94L93 51H98V50H95ZM123 46V45H122ZM127 46V45H126ZM125 46V47H126ZM132 47H131V49L132 50H134L133 52H136V54L137 53H139V52H137V51H135V50H137V48L138 49H140L139 48V46L137 45V47H135V46H133V44L131 45ZM179 46V45H178ZM199 47L198 48H201L200 47V45H198ZM41 47V46H40ZM102 47V46H101ZM100 47V48H101ZM117 47V46H116ZM128 47H130L129 46V44H128V46H127V48ZM164 48V50H163V52H161V50ZM182 47V46H181ZM180 47V48H181ZM202 47H204V48H206L205 46H202ZM20 48V47H19ZM23 48V47H22ZM50 48V47H49ZM69 48H70V46H69ZM82 48V47H81ZM80 48V49H81ZM89 48H92V47H89ZM113 48H115V47H113ZM136 48V49H135ZM149 48H151V47H149ZM168 49V50H171V49ZM179 48V47H178ZM193 48V47H192ZM198 48H196V49H198ZM210 48V47H209ZM222 48V47H221ZM17 49V48H16ZM21 49V48H20ZM19 49V50H20ZM26 49H27V46H26ZM86 49V50H85ZM84 50L89 54V51H87L88 50V48H85ZM99 49V48H98ZM118 49V50H117ZM116 50L117 51H119V46H118V48H117ZM129 49V48H128ZM128 49H125V51H127V52H129V50ZM143 48H141L140 49V51L142 50ZM145 49V48H144ZM148 49V48H147ZM173 49H175V44H174V46H173ZM201 49H203V48H201ZM200 49V50H201ZM208 49V48H207ZM23 50H24V48H23ZM29 50H31V49H29ZM42 50H45V52H47L46 51V49H42ZM121 51H122V49H120ZM131 50V51H132ZM149 50V49H148ZM152 50H153V48H152ZM176 50V49H175ZM217 50H218V48H217ZM27 51H28V49H27ZM26 51V52H27ZM115 51V53H113ZM172 51V52H173ZM197 51V50H196ZM212 52L213 51V49H209V50H205V49H203L202 50V52ZM260 51V52H259ZM11 52V51H10ZM42 52V51H41ZM50 52H49V54H50ZM90 52V53H91ZM109 52V51H108ZM120 52V51H119ZM178 52H179V49H178ZM204 52V53H205ZM207 52V53H208ZM263 52V51H262ZM2 53V52H1ZM4 53V52H3ZM6 53H8V51L6 50ZM21 53V52H20ZM61 53V52H60ZM81 53H84V52H81ZM91 53V55H97L98 54V56L100 55L99 53H97V54H92ZM122 53V52H121ZM120 53V54H121ZM124 53H126V52H124ZM132 52H130V53H127V55H129L130 56V54H131ZM141 53H143L142 51H141ZM141 53H139V54H141ZM144 53H146V51H144ZM147 53H151V52H147ZM155 52H153V54H156ZM163 53H164V55H163ZM168 53H170V51L168 52ZM5 54V53H4ZM25 54H27V53H25ZM46 54V53H45ZM45 54H41V55H44V56H42V58L43 57H45ZM61 54H63V53H61ZM75 54V53H74ZM74 54H71V55H73L72 57H74V56H76V54L74 55ZM87 54V56L89 57V55ZM103 53H101V55H102ZM106 54V53H105ZM107 54H109V53H107ZM106 54V56H104V57H101L102 59H100V60H102L103 62H101V63H99V59H98V62H96V63H98V65H102V66H104L106 63H108V58L105 60V57H108V55ZM120 54L118 53V54H116L117 55V57H118V55H119V57L118 58H120ZM136 54H134V55H136ZM152 54V56H156V55H153ZM171 54H173V53H171ZM183 54V53H182ZM208 54H212V53H208ZM264 54V53H263ZM2 55V54H1ZM27 55H29V54H27ZM56 55L55 56H53V58L54 57H56ZM66 55H68V54H66ZM66 55H64L65 57L64 58H66L67 56ZM116 55H112V56H109L110 58V60H112L111 58H113V60H112V62L114 61V58H116ZM132 56H133V53L131 54ZM142 55V54H141ZM141 55H136L137 57H139V56H141ZM163 55V56H162ZM179 55V54H178ZM189 55V54H188ZM11 56V55H10ZM23 56V55H22ZM47 56H49V55H47ZM78 56V55H77ZM92 56V57H93ZM98 56L96 57V58H98ZM114 56V57H113ZM132 56L131 57H129V58H131V59H136V58H132ZM143 56H144V54H143ZM160 56H162L163 58H165L166 60L167 59H169L170 58V60H167V61H165L164 63L163 62H160L159 63V61L161 60V59H163L162 57H160ZM184 56V55H183ZM191 57H193V55H190ZM190 56H186V58L187 57H190ZM207 56V58H201V57H206ZM5 57V56H4ZM21 57V56H20ZM19 57V58H20ZM38 57V56H37ZM50 57V56H49ZM48 57V58H49ZM63 56L61 55L60 57H58V59H60V58H62ZM91 57V58H92ZM100 57V56H99ZM126 55H125V60H126ZM147 57V56H146ZM9 58V57H8ZM7 58V59H8ZM11 58H13V57H11ZM11 58H9L8 60H10ZM29 58V57H28ZM70 58V57H69ZM76 58V57H75ZM85 58H86V56H85ZM90 58V57H89ZM88 58V59H89ZM124 58H120V59H123L124 60ZM159 58H161L160 60H159ZM186 58H184V59H186ZM195 58H190V59H186V60H184L182 63L183 64H181V62L180 63H178V64H180V66L181 65H183L182 66V69H183V73H180V70H181V68H177V67H179V66H177L178 64L177 63H175V62H178V61H174V60H172L170 63H172L173 61H174V63L173 64H175L173 67H176V69H179V71H177V72H179V73H177V74H183L184 75V77L185 78H187V79H189V78H191V77H193V76H191V75H196V74H199V73H196L195 72V70H196V66H197V64H196V62H195ZM6 59V58H5ZM13 59H15V58H13ZM27 59V58H26ZM51 59V58H50ZM71 59H73V58H71ZM130 59V60H131ZM150 59V58H149ZM148 59V60H149ZM153 59V60H154ZM165 59H163V60H165ZM23 60V59H22ZM31 61L32 60H34L33 58L32 59H30ZM43 60H44V58H43ZM64 59H61V61H63ZM68 60V59H67ZM80 57H79V63H80ZM105 60V61H104ZM124 60V61H125ZM139 60V59H138ZM142 60V59H141ZM147 60V58H146V62L148 61ZM4 61V60H3ZM16 61V60H15ZM27 61H29V60H27ZM30 61V62H31ZM51 61V60H50ZM61 61H59L58 62V60H57V62L58 63H51V64H48V65H46V66H44L42 69H40V70H38L37 72H35V74H33V73H30V74H27V75H25V73L23 72V70H21V68H17L16 66V68L17 69H20V72H22L21 74H23L24 73V75L21 77V78H19V80H17V81H14V79H18L17 77H15L14 79H13V76L12 77H10V78H8L9 80H7V81H9V82H11V83H13V82H15V84L14 85H16V84H35V85H41L42 86V90L41 91H43V92H45V93H47L48 95H50V96H52L51 98H53V100H54V98L57 100V101H55V102H59V101H61L60 103H65L64 104V106L65 105H67V102L70 104L71 102H73V101H66V98L64 97V95H63V93L65 94V91L66 92H68V90L71 88V84L72 83H74L75 84V82H73V80L70 78V76L69 75H67V71H68V69H67V63L66 62H64L65 63V65H66V68L65 69H67V70H64V63L62 64L61 63ZM65 61V60H64ZM73 60H71V62H72ZM122 61V60H121ZM132 62H133V60H131ZM140 61V60H139ZM203 61H201L200 63H202ZM264 61V60H263ZM2 62V61H1ZM10 62V61H9ZM42 62V61H41ZM53 62H55V59L53 60ZM67 62H69V61H67ZM74 62V61H73ZM104 62H105V64H104ZM116 62H120L119 60H115V64H116ZM126 62V61H125ZM125 62H123V64L122 65H124V63ZM149 62H152V58H151V60H149ZM149 62H147V64H149ZM152 62V63H153ZM210 62V61H209ZM10 63H12V62H10ZM19 63H21V62H19ZM50 63V62H49ZM78 63V64H79ZM91 63H93V62H91ZM139 63V62H138ZM138 63H136V64H138ZM170 63H169V65H170ZM204 63H206V62H204ZM1 64V63H0ZM22 64H24V63H22ZM27 65H28V63H26ZM29 64H33V63H29ZM68 64H70V63H68ZM73 65H75V64H77V61L76 62H74V63H72ZM72 64H71V66H72ZM77 64V65H78ZM108 64H110V62L108 63ZM114 64V63H113ZM151 64V63H150ZM167 67H164V65ZM177 64V65H176ZM212 64V63H211ZM26 65V66H27ZM63 65V66H62ZM93 65V64H92ZM97 65V64H96ZM100 65V66H101ZM121 65V66H122ZM135 65V64H134ZM134 65H129L130 67L132 66H134ZM144 65H146V64H144ZM155 64H153V66H154ZM160 65H158V67L157 68H155V67H152L151 65V69H155V71H159L160 69H158L159 68V66ZM202 65V64H201ZM208 65V64H207ZM3 66V65H2ZM18 66V65H17ZM26 66H25V68H26ZM100 66H99V69H100ZM113 66V65H112ZM138 67H139V65H137ZM147 66H149V65H147ZM161 66V67H162ZM203 66H205L204 64L201 66V67H203ZM212 66H207V69L208 68H210V67H212ZM35 67V66H34ZM34 67H31L32 69H34ZM72 67H75V66H72ZM94 67H96L95 65H94ZM107 67H109V66H106L105 65V68H107ZM124 67V66H123ZM131 67V68H132ZM144 67H146V66H142V68H144ZM220 67V68H221ZM4 68V67H3ZM12 68H13V71L14 70H17L16 68L14 69V66H12ZM27 68H29V67H27ZM71 67L69 66V70H73V69H70ZM87 67H84V69L83 68H79L80 70H87L86 69ZM88 68H90V67H88ZM93 67H91V69H92ZM125 68H126V66H125ZM76 69H78V67L76 68ZM97 69H98V67H97ZM108 69H110V68H108ZM112 69V68H111ZM113 69H115V67L113 66ZM113 69H112V71H110V70H107V73L104 71L105 69L103 68V69H100V70H102V71H104L105 72V75H104V77L106 76V74H108V71H110V74H108L107 76H109L110 75V77H114L115 75H118V73H117V69H115L114 71L116 72L115 74H113V73H111V72H114L113 71ZM127 69V68H126ZM126 69H124V71L126 70ZM141 69V68H140ZM162 69V68H161ZM173 69V68H172ZM171 69V70H172ZM211 69V68H210ZM213 69H215V68H213ZM213 69H211V70H213ZM216 69H219V67L218 68H216ZM259 69V70H260ZM93 70V69H92ZM95 71H96V69H94ZM121 70H123V68H121ZM144 70H146V69H144ZM143 70V71H144ZM175 69H173V71H174ZM210 70V73H212V71ZM32 71V70H31ZM74 72H75V70H73ZM101 71V72H102ZM139 71V70H138ZM147 71H148V69H147ZM146 71V72H147ZM168 71H170V70H168ZM182 71V70H181ZM209 71V70H208ZM215 71H217V70H214V72ZM223 70H221V73H220V75H219V71H217V73H215L217 76H215V77H220L221 75H222V73L224 74V72L226 71H224V72H222ZM260 71H264V70H260ZM7 72H11V71H7ZM6 72V73H7ZM17 72V71H16ZM20 72L19 73H16V74H14L15 76H19V74H20ZM67 72V73H66ZM88 72V71H87ZM90 72V71H89ZM129 72V70L127 71H125V73L127 74ZM152 73H153V71H151ZM160 72V71H159ZM172 72V71H171ZM11 73H15V72H11ZM76 73H82V71H80V72H78V70H77V72ZM122 73H124L123 71H122ZM124 73V75H126ZM154 73H158V72H154ZM153 73V74H154ZM194 73V74H193ZM226 73H229V72H225V75H228V74H226ZM7 74H9V73H7ZM20 74V75H21ZM69 74H70V72H69ZM72 74V73H71ZM91 74V73H90ZM95 74V73H94ZM113 76H112V75ZM175 72H174V74H173V72L171 73V76H174L175 77V75H176V79H177V82H179V80H178V78L180 79V76L179 75H177ZM213 74V73H212ZM235 74V73H234ZM233 74V75H234ZM76 75H78V74H76ZM96 75V74H95ZM129 75H133V74H127L125 77H126V79H128V77H129ZM169 75V74H168ZM202 75V74H201ZM231 75V74H230ZM10 76V75H9ZM82 76H85L84 74L82 75ZM144 76H146V75H144ZM155 76V75H154ZM157 76V75H156ZM178 76V77H177ZM187 76V77H186ZM208 76L209 77H211L210 75H209V73H208ZM232 76V75H231ZM236 76V75H235ZM79 77V76H78ZM81 77V76H80ZM88 77V76H87ZM100 77H102V75H100ZM123 77V76H122ZM121 77V78H122ZM161 77L162 78H160V76L158 77H156V79H158V80H160L159 82H158V84H157V86H159L160 84H161V81L163 80V82H165V80H164V78H163V76L161 75ZM196 77V76H195ZM198 77V76H197ZM196 77V78H197ZM222 77H225V76H222ZM227 77V76H226ZM228 77H229V75H228ZM91 79V77H88V80L90 81V83H96V82H92V80H90ZM92 78L93 79H98V77H96V78H94L93 76H92ZM130 78V77H129ZM175 78H172L171 77V79H175ZM182 78V77H181ZM194 78V77H193ZM196 78H194V79H196ZM208 78V77H207ZM218 78H216L217 79V81L219 80V79H221V77L218 79ZM132 79H134V81H138L137 79H135V78H132ZM132 79H128L127 81L125 80V81H123L124 82V84H125V82H130L129 80H132ZM142 79H143V76H142ZM154 79H155V77H154ZM153 79V80H154ZM167 79V78H166ZM170 78L169 79H167L166 80V82L168 81V80H170V81H168V82H171V81H173V80H171ZM194 79H191V80H194ZM198 79V78H197ZM206 79V78H205ZM255 79H258L257 80V82H252V81H254ZM11 80H13V81H11ZM99 80V79H98ZM103 81H105L106 79L104 78V79H102ZM102 80L100 79V81H98V85H100V86H97V84H96V87H101L102 88V90H100V92L97 90V88L95 89V90H97V91H95V92H99V93H95L94 92V94H95V96H92V97H97L98 95H100V93H101V91H107V90H109V89H103V88H105V87H103V85H105V84H107V82L105 81V84H103V85H101L100 84V82L101 83H104V82H102ZM122 80H124V78L122 79ZM203 80H204V77H203ZM207 80V79H206ZM206 80H204V81H206ZM230 80V79H229ZM264 80V79H263ZM262 80V81H263ZM2 81H4V77H3V80ZM6 80L4 81V82H7ZM19 81V82H18ZM133 81V80H132ZM130 82V83H132V84H134V85H136V83H133V82ZM145 81H147V80H145ZM148 81H150V80H148ZM182 81V83H184L185 84V82H188V83H186V84H191V83H189V81H186L185 79H182V80H180V82ZM183 81H185V82H183ZM197 82H199V80H196ZM220 81V80H219ZM223 81V80H222ZM231 81V80H230ZM4 82H0L1 83V85L3 86V84L2 83H4ZM9 82H7V83H9ZM122 82V83H123ZM150 82H153V81H150ZM154 82H156L155 80H154ZM153 82V83H154ZM168 82H167V85L169 86L170 84H171V86H169L170 88L172 87V84L173 83H177V82H171L170 84H168ZM223 82H225V83H228L227 81H223ZM80 84H79V87H80V90H82V92H80V93H83V95L86 97L87 96V98L86 99H88L87 101H90L91 102V100H90V97L91 96H88V95H90L92 92H91V87L90 86H93V85H89L90 83H88V81H87V79H84V80H80V82H79ZM121 83V84H122ZM130 83H128L129 84V86H132V85H130ZM145 83V82H144ZM182 83H179L180 85L179 86H175L176 88H177V90H176V88L174 89H172V91L174 90V92H175V90L177 91V93L175 92V94H178V93H180L181 95H183V97L185 98V99H183V102H184V104H186L185 103V101L189 104V105H193V107L196 105V103H195V100H196V98L194 97L195 96V93H193V97H192V101H194V104L191 102V100H190V92L191 91H193V90H195V89H192L191 90V88H189L188 86H190V85H187L186 86V84L185 85H182ZM204 83V85H200L203 89H206V87H203V86H205L206 85V83H209V82H203ZM202 83V84H203ZM238 83L240 84V85H238ZM261 83V82H260ZM197 84V83H196ZM216 84V83H215ZM214 84V85H215ZM259 84V83H258ZM257 84V86H259ZM262 84H264V82H262ZM95 85V84H94ZM109 85V84H108ZM145 85V84H144ZM154 85V84H153ZM162 85H164V87L165 86H167V85H165V84H162ZM159 86V87H162L163 88V86ZM177 85V84H176ZM193 85H195V83L193 84H191V86H193ZM207 85H209V84H207ZM216 85H218V84H216ZM224 85V84H223ZM226 85V84H225ZM230 85H232V84H230ZM234 85V84H233ZM261 85V84H260ZM17 86H20V85H17ZM17 86H13V87H17ZM112 86V85H111ZM118 86H119V84H118ZM121 86H123V85H121ZM129 86H127L128 88H129ZM146 86V85H145ZM167 86V88H169ZM197 86V85H196ZM196 86H193V87H196ZM198 86H199V84H198ZM222 86V85H221ZM243 86V87H242ZM264 86V85H263ZM6 87H7V85H6ZM5 87V91L6 92H4L5 94L6 93H9V91H10V93L13 95L14 93H12V92H15V91H12V89L11 90H9V88H6ZM12 87V88H13ZM125 87V86H124ZM134 87H138V86H134ZM151 87V86H150ZM218 87H219V85H218ZM227 87V86H226ZM255 89H254V88ZM2 88H4V87H2ZM20 88H25V87H21L20 86ZM109 88H111L110 86H109ZM122 88V87H121ZM128 88H127V91H128ZM141 88V87H140ZM157 89H158V91H157V89H156V91H155V93H156V95L157 96H161L160 94H159V91H161L162 90V92L164 91V89H162V88H158V87H156ZM169 88V89H170ZM208 88H211V87H208ZM219 88H221V87H219ZM223 88L224 89H226L224 86H223ZM222 88V89H223ZM29 89V87H27V88H25V89H23V90H25V92H26V90H28ZM35 89V88H34ZM72 89H75V88H72ZM131 89V88H130ZM138 89V88H137ZM143 89H144V87H143ZM150 89V88H149ZM169 89H166L165 90V92H166V94L165 95H168L170 92H171V90H170V92L168 93V90ZM189 89H190V91H189ZM199 89H201V88H199ZM198 88H197V90H199ZM202 89V90H203ZM212 90L214 89L213 88V86H212V88H211ZM1 90V89H0ZM22 90V89H21ZM32 90V89H31ZM133 89H131L130 91H129V93L132 91ZM134 90H136V88H134ZM147 90H148V88H147ZM151 90L153 91L154 90V87H153V89L151 88ZM196 90V91H197ZM201 90V91H202ZM210 91L211 93L210 94H213V95H216L215 93L217 92H213V91ZM215 90H217L216 88H215ZM244 90V92H245V96L243 97L240 93L242 92ZM20 91V90H19ZM29 91V90H28ZM34 91H36L37 92V90H34ZM76 91V90H75ZM73 92V93H76V92ZM126 91V92H127ZM138 91V90H137ZM140 91V90H139ZM201 91H197L198 93H200ZM219 91V90H218ZM223 91H226V90H223ZM263 92H264V90H262ZM42 92V93H43ZM71 92V89L69 90V93ZM148 92V91H147ZM162 92H160V93H162ZM165 92H163L162 93V95L165 93ZM174 92H171L172 93V95L174 96ZM2 93H3V91H2ZM17 93V92H16ZM31 93H32V91H31ZM38 93H39V91H38ZM44 93V94H45ZM72 93V92H71ZM103 93V92H102ZM123 93V92H122ZM129 93H125L124 95H127L126 97H128L130 94L131 95H133L134 94V92H131L130 94ZM133 93V94H132ZM204 93V95L202 96V97H204V99L202 100V107L204 106V107H212V104H214V106H213V108H212V110H218V109H220V108H217L216 106H219L218 105V103L219 102H217V105L215 104V102L213 101H211V96L212 95H208L207 93H209V91L207 90V92H205V91H202L201 92V94H203ZM226 93V92H225ZM224 93V94H225ZM34 94V93H33ZM98 94V95H97ZM149 93H147V94H145V95H148ZM243 94V93H242ZM260 94V95H259ZM0 95H3V94H0ZM39 95V94H38ZM42 95V94H41ZM46 95V94H45ZM73 95V94H72ZM103 95V94H102ZM102 95H100L99 96V98H101V96ZM152 95V94H151ZM170 95V94H169ZM192 95V94H191ZM14 96H15V94H14ZM44 96V95H43ZM66 97H67V95H65ZM113 96V94L111 95V97ZM153 96V95H152ZM177 96V95H176ZM190 96V97H189ZM218 96V95H217ZM9 97V96H8ZM10 97H12V96H10ZM10 97H9V99H10ZM49 97V96H48ZM80 97H81V94H80ZM79 96L77 97V99L78 98H80ZM89 97V98H88ZM103 97V96H102ZM110 97V98H111ZM133 97V96H132ZM147 96H145L144 98H146ZM154 97H155V94H154ZM167 97H169V96H167ZM167 97H163L162 96V98L160 99V101L161 100H163V99H165L166 101H167ZM171 97V96H170ZM179 96H177V97H175V98H178ZM182 97V96H181ZM213 97V96H212ZM0 98H2V97H0ZM7 98V97H6ZM50 98V97H49ZM67 98H69V97H67ZM81 98H83V97H81ZM129 98H131V97H129ZM136 98V97H135ZM134 98V99H135ZM138 98V97H137ZM149 99L151 98L152 99V97L151 96H149L148 97ZM156 98H159V97H156ZM197 98H199V97H197ZM213 98H217V97H213ZM43 99H45V98H43ZM70 100L72 99V98H69ZM84 99V98H83ZM82 99V100H83ZM94 99V98H93ZM96 99V98H95ZM98 99V98H97ZM102 99V98H101ZM139 99V98H138ZM169 99H171V98H169ZM180 99H182V98H180ZM4 100V99H3ZM20 100V99H19ZM38 100V99H37ZM59 100V101H58ZM79 100V99H78ZM147 100V99H146ZM154 100H155V98H154ZM157 100V99H156ZM165 100H163L164 101V103L166 102ZM171 100H173V97H172V99ZM178 101H182V100H179V99H177ZM215 100V99H214ZM257 100H260V99H257ZM263 100V99H262ZM262 100H260L259 102H258V104H263L264 102L262 101ZM0 101H1V99H0ZM10 101V100H9ZM11 101H13V100H11ZM16 101V100H15ZM49 101H51V100H49ZM99 101V100H98ZM97 101V102H98ZM109 101V100H108ZM108 101H107V103H108ZM110 101H111V99H110ZM133 101V100H132ZM148 101V103H147V105H148V109H146V112L147 111H149L147 114L148 115H150V116H152L154 119H155V121H153V120H151L153 123H156V120L158 119L157 117H154L153 115L155 114V111H158V110H156V106H157V108L159 107L158 105L159 104H156V105H153V104H151V100H150V102H149V100H147ZM175 101V100H174ZM174 101H171V102H174ZM177 101V102H178ZM217 101H220L221 102V100H219V96H218V99H217ZM55 102H53V103H55ZM79 102H81V99H80V101ZM83 102V101H82ZM82 102L80 103V104H82ZM89 102V103H90ZM93 102H95V100L93 101ZM140 102V101H139ZM154 102V101H153ZM152 102V103H153ZM162 102V101H161ZM170 102V103H171ZM176 102V103H177ZM183 102L181 103V104H183ZM225 102V101H224ZM223 102V103H224ZM257 102V101H256ZM263 102V103H262ZM7 103H9L8 101H7ZM16 103V102H15ZM40 103H44V102H40ZM49 103V102H48ZM48 103H46V104H48ZM86 103V102H85ZM88 103V104H89ZM113 103V102H112ZM114 103H115V100H114ZM128 103H130V102H127V106H129V104ZM144 103V102H143ZM142 103V104H143ZM146 103V102H145ZM156 103V102H155ZM158 103H160L159 102V99H158ZM167 103L168 102H166V105H167ZM169 103V104H170ZM175 103V102H174ZM173 103V104H174ZM192 103V104H191ZM222 103V104H223ZM6 104V103H5ZM9 104H11V103H9ZM17 104V103H16ZM24 104H26V103H24ZM36 104H39V102L38 103H36ZM51 104V103H50ZM49 104V105H50ZM75 104H78L77 102L75 103ZM88 104L86 105V106H88ZM116 104V103H115ZM172 103H171V105H173ZM220 104V103H219ZM228 104V103H227ZM7 105V104H6ZM57 105H58V103H57ZM60 105V104H59ZM83 105H85V104H83ZM107 105H110V104H107ZM119 105V104H118ZM121 105V104H120ZM124 105H126V104H124ZM144 105H146V104H144ZM161 105V104H160ZM162 105H164L163 103H162ZM178 106H179V103L177 104ZM187 105V104H186ZM188 105V106H189ZM201 105H199V106H201ZM15 106V105H14ZM22 106V105H21ZM44 106V105H43ZM116 106V105H115ZM170 106V105H169ZM173 106H175V105H173ZM197 106H198V104H197ZM220 106H226V104H224V105H220ZM219 106V107H220ZM262 106V105H261ZM7 107V106H6ZM19 107V106H18ZM42 107V106H41ZM50 107V106H49ZM59 107V106H58ZM78 107H79V109L80 108H82L83 106H79L78 105ZM94 107H97V108H99L98 106H94ZM120 107H122V106H120ZM142 107V106H141ZM146 108H147V106H145ZM162 107H164V106H161V109H162ZM180 107H183L182 105H180ZM201 107V108H202ZM215 107V108H214ZM228 107V106H227ZM262 107H264V106H262ZM47 108H48V105H47ZM68 108H70V107H68ZM77 107L75 106V108H73V109H76ZM87 109H84V110H87V111H83L82 109H80V112L78 111V113H76V120H74L75 118H73V119H70V116H69V118H66V117H68L67 115H66V117L64 118V115L63 114H61L60 116H62L63 115V119L65 120V119H70V120H72L71 122L72 123H74L75 121V123L77 124V121H78V123H80V128H76L75 130L73 129V131L74 132H70V133H66V131L64 130V128H63V130L61 129V128H59V125H57V127H55V128H50L49 126H48V124H45V125H41V126H38L37 127V129L38 130H31V131H28L29 129H26V128H21V127H14V126H11V125H9L10 124V122L12 121V120H15V119H13L12 118V120H11V117L12 116H14V115H11V113H8V112H4V111H0L1 113H0V141H1V144H0V146L1 147H3V149L5 150V151H10L12 154V156H10V157H8V155H7V157L5 156L6 154L4 153V156L5 157H1L2 158V161H0V162H2V163H0L1 164V167L3 168V169H5L6 170V172L8 171L9 173H6V174H8L9 176H10V178L11 179H18L19 177V174H20V172L23 170L22 169V167H26L25 165L23 166V162L25 163V162H27V160L28 159H30L33 163V166H35V165H38L37 163L36 164H34V162H40V161H42V162H45V164L43 165L42 163H40V165H43V166H45V165H48V164H50V166L53 168L54 166H55V169L58 171V173H59V178H62L64 175H66V176H68V177H73V179H75L76 177H75V175L78 177V175H81L82 177L83 176H86V175H83V174H81V172H79V171H81V170H79L80 168H78V169H75V170H73L72 169V172H74L75 171V175L73 176L72 174H71V176H69V174H67L68 173V170H70L71 171V169L70 168H72L73 166L71 165V164H69V163H66V161H64L65 159H64V157L65 156H67L66 155V151H71V149H73V148H70V149H65L64 148V145L66 144L67 146H65V147H68V146H71L72 144H73V141H78V143H79V146L80 147H78L80 150H81V152L80 153H77L76 154V156L78 157L76 160H73L69 155H71V154H69L68 156L70 157V160H72V161H74L75 163H76V161L77 162H82V163H84L85 164V162H83L85 159H88V160H91L90 159V157L92 158V156L91 155H88V156H86L87 155V153L88 152H90V151H95V150H97V148L99 147L98 145H97V142L95 143V142H92V141H89V134H88V132H87V128L89 127V128H91L90 126L93 124V126H95L96 125V127H97V125H98V128H99V130L101 129V128H103V127H100L99 125H100V121H97V122H99V124H95L93 121L96 119V120H99L98 119V115L99 114H96L95 112V108H93V107H90V108H92L91 109V112H92V110H94L95 112V114L97 115L95 118H94V120H92V118L91 117H94V113H91V112H89L90 110H88V108H89V106L88 107H86ZM89 108V109H90ZM96 108V109H97ZM103 108V107H102ZM110 108V107H109ZM114 108V107H113ZM164 108H166V107H164ZM170 109H172L173 110V108L172 107H169ZM169 108H167V109H169ZM179 108V107H178ZM184 108H188V107H184ZM196 107H194V108H191L192 110H194ZM200 107H199V109H196V110H203V109H201ZM261 108V107H260ZM9 109H13V108H9ZM8 109V110H9ZM59 109V108H58ZM70 109H72V108H70ZM112 109V108H111ZM116 109V108H115ZM121 108H119L118 107V110H120ZM160 109V108H159ZM175 109H177V106H176V108H174V110ZM179 109H182V110H178L179 112H176V113H180L181 114V112H183L185 109H183V108H179ZM190 109V106H189V110H186V111H190L191 110ZM258 109H259V106H258ZM262 109L263 108H261V109H259V110H261L260 111V113H262L263 114V111H262ZM0 110H1V108H0ZM7 110V109H6ZM7 110V111H8ZM40 110V109H39ZM48 110V109H47ZM64 110V109H63ZM77 110V109H76ZM76 110H74L75 112H77ZM117 110V109H116ZM115 110V111H116ZM122 110V109H121ZM120 110V112H122ZM141 110V109H140ZM143 110H145V109H143ZM210 111H211V108L209 109ZM208 109H206V111H209ZM13 111V110H12ZM58 112L59 111H61L60 109L59 110H57ZM65 111H67V110H65ZM73 111V110H72ZM83 113H82V112ZM102 112L104 111V110H101ZM109 111H110V109H109ZM108 111V112H109ZM114 111V110H113ZM10 112V111H9ZM14 112V111H13ZM45 112V111H44ZM43 112V116L44 115H46L47 116V114L46 113H44ZM56 112V111H55ZM55 112H53L52 110H51V112L50 113H52V115L53 116H55V114H53V113H55ZM117 112V111H116ZM161 111H159V115L158 116H161L160 114H163V112H161ZM167 112H168V110H167ZM193 111H191V112H187V113H184L183 114V117H180V116H175L176 117V119H182L183 118V120L184 121H182V122H184V123H182L181 124V122L180 123H178V125L180 124V126L182 125L184 128H183V130H178V129H176V128H171V126L173 125H170L171 123H173V122H171L170 121V124H169V120H167L168 121V123L166 124V122L167 121H165V122H161V124H163V123H165L166 125L164 126V127H167V129L168 130H171V132H172V134L174 135V137H175V139L173 138L172 140L170 139V141H167V142H171V143H166V145L167 144H171V146H169V145H164L165 143H162V145L163 146H165V147H173L174 149V151H176L178 154H174V153H176V152H171V153H173V154H171V155H173V156H179V157H181L182 159H183V161H185V162H183V165H184V163H186L187 164V161L186 160H190L188 157L189 156H191V158H192V160L190 161V162H192V161H196V160H198V159H196L195 160V158H193V157H195V154H194V156H193V154H189V153H185L187 150H186V148H184V147H182V146H186V147H189L190 146V144L188 145V144H186V143H194V142H198V137L197 138H194V139H192L191 140V142L189 141V142H187V140H189V139H191V138H189V136H184V134H188L187 133V131H188V129L190 128H188V126H189V124L190 123H187V120L189 121V119L191 120V119H193V120H195V121H197V117H198V111H197V113H196V115L194 114V113H192ZM200 112H202V111H200ZM204 112V111H203ZM201 113V115L200 116H204V114L205 113H207V112H204V113ZM212 113H211V115H213V113H215L214 111H211ZM218 112H220L219 110L218 111H216V113H218ZM253 112H254V110H253ZM17 114H19L18 112H16ZM39 113V112H38ZM50 113H48L49 114V117H46V116H41V117H38V118H42L41 120H43V119H47V118H54V117H51V114ZM67 113H68V111H67ZM66 113V114H67ZM73 113V112H72ZM103 113H105L106 114V112L104 111ZM110 113H111V111H110ZM113 113V112H112ZM135 113V112H134ZM171 113V112H170ZM257 113H259V112H257L256 111V114ZM17 114H15V115H17ZM59 114V113H58ZM93 114V115H92ZM146 114V115H147ZM253 114V115H252ZM26 115H28V114H26ZM32 115V114H31ZM35 115V114H34ZM33 115V116H34ZM57 115V114H56ZM69 115H71L70 113H69ZM107 115V114H106ZM135 116H136V114H134ZM147 115V116H148ZM166 115H168L167 113H166ZM172 115H173V113H172ZM174 115H176L175 114V112H174ZM209 115V114H208ZM218 115V114H217ZM19 116V115H18ZM21 116H23V115H21ZM20 116V117H21ZM28 116H30V115H28ZM39 116V115H38ZM146 116V117H147ZM157 116V115H156ZM162 116H164V115H162ZM228 116V115H227ZM24 117V116H23ZM46 117V118H45ZM72 117H74V115L72 114ZM177 117H180V118H177ZM207 116H205V118H206ZM211 117V116H210ZM229 117V116H228ZM227 117V118H228ZM16 118V117H15ZM28 118V117H27ZM61 118V117H60ZM134 118H136V117H134ZM150 118V117H149ZM149 118H147V119H149ZM152 118V119H153ZM48 119V120H49ZM59 119V118H58ZM146 119V121H145V123L143 124V128L142 129H140L141 131H140V134L139 135H134V136H139V141H140V144L139 145H141V150H136L135 152H136V160L134 159V157L132 158V155H130L131 156V158L132 159H134V161H136V162H133V160H132V162H133V165H135V169H134V172L135 173H139L138 172V169L140 168V169H143L142 167H144V166H141V167H139L140 165H144V163L146 164V165H148V164H150V165H152L153 164V162L154 161H152L151 163H149L150 162V157L152 156V153H151V151H152V147H153V142L155 141V140H158V139H156L155 138V140L153 139V135H155L156 134V131H155V129L154 128H152L150 131H147L146 130V128H148V127H151V124H152V122L151 121H149V120H147ZM207 119H209L208 117L206 118V120ZM53 120H55V119H51V121H53ZM73 120H74V122H73ZM112 120V122H113V120L114 119H111ZM121 120H123V119H121ZM160 120V119H159ZM212 120H214V119H212ZM56 121V120H55ZM60 121V120H59ZM90 121L91 122H93V123H90ZM175 121H178V120H175ZM174 121V122H175ZM204 121H205V119H204ZM17 122V121H16ZM20 122H22V121H20ZM23 122H26V121H23ZM43 122H46V121H43ZM61 122V121H60ZM96 122V121H95ZM108 122H109V120H108ZM187 124H186V123ZM198 122V121H197ZM209 122H212V121H209ZM50 123V122H49ZM68 124H70L69 123V121L67 122ZM199 123V127L202 129H204V126H205V122H202V121H199L198 122ZM213 123V122H212ZM62 124H63V122H62ZM209 124H211V123H209ZM206 125V126H210V125ZM230 124V125H229ZM64 125H66V123L64 124ZM169 126V128H168V126ZM29 126V125H28ZM68 126V125H67ZM117 126V125H116ZM120 126V125H119ZM147 126V127H146ZM158 126H160V127H162L163 125H158ZM174 126V125H173ZM187 126V127H186ZM192 126H194V125H191V127ZM79 127V126H78ZM96 127H92L91 129H94V128H96ZM121 127V126H120ZM125 127V126H124ZM132 127V126H131ZM163 127V128H164ZM195 127L196 126H194V127H192V128H194L195 129ZM33 128H36V127H33ZM33 128H31V129H33ZM68 128V127H67ZM75 128V127H74ZM135 128V127H134ZM134 128L132 129L133 131H134ZM159 128V127H158ZM162 128V129H163ZM225 128H226V130H225ZM240 128H241V130H240ZM69 129H71V128H69ZM114 129H115V127H114ZM123 129V128H122ZM166 129V128H165ZM97 129H95L94 131L97 133L98 131H96ZM103 130H104V128H103ZM118 130V129H117ZM117 130H115V131H117ZM137 130V129H136ZM148 130H149V128H148ZM158 130V129H157ZM193 130V129H192ZM93 131V130H92ZM114 131V132H115ZM133 131L131 132L132 134H133ZM202 131H204V130H202ZM222 131V130H221ZM263 132L262 134L260 133V132ZM28 132H29V134H28ZM114 132H112V133H114ZM161 132V131H160ZM163 133H165V131H162ZM103 133V132H102ZM105 133V132H104ZM135 133H136V131H135ZM162 133V134H163ZM28 134V135H27ZM111 134V133H110ZM137 134V133H136ZM171 133H168V135L167 136H169ZM221 134H223V131H222V133ZM226 134H227V136H228V134H229V132H227V133H225V136H226ZM116 135V134H115ZM114 135V136H115ZM119 135V134H118ZM156 135H160V134H156ZM233 134L231 133L230 134V137L232 136ZM98 136V135H97ZM109 136H111V135H109ZM108 136V138H110ZM167 136H165V137H167ZM180 136H184L183 138H188L187 140H184V139H182V140H179L181 137ZM120 137H121V135H120ZM124 137V136H123ZM180 137V138H179ZM69 138H75L76 140H73L71 143H69L68 144V142H66V141H69ZM91 138V137H90ZM111 138H113V137H111ZM132 138V137H131ZM130 138V139H131ZM168 138V137H167ZM66 139H68V140H66ZM123 139H125V138H123ZM133 140L135 139V137L134 138H132ZM195 139L197 140V141H195ZM229 139V138H228ZM66 140V141H65ZM113 140V139H112ZM119 140H121V139H119ZM126 140V139H125ZM186 141L185 143H184V141ZM194 140V141H193ZM110 141V140H109ZM122 141V140H121ZM136 141V140H135ZM159 141V140H158ZM158 141H157V143H158ZM172 141H174L173 143H172ZM205 141V140H204ZM225 141V140H224ZM227 141H229V140H227L226 139V141L225 142H222V143H225V146L227 145ZM64 142H66V143H64ZM70 142V141H69ZM108 142V141H107ZM125 142V141H124ZM199 142H201V141H199ZM157 146L159 145V144H157L156 143V141L154 142ZM192 143V146H191V148L192 149H194L193 148V146L195 145V144H197V143H195V144H193ZM185 144V145H184ZM201 144H203V146H205L206 144L205 143H201ZM201 144H199L198 143V145L201 147ZM205 144V145H204ZM6 146V148L8 149L9 148V150H6V148L4 147V146ZM107 145V144H106ZM109 146H110V144H108ZM107 145V146H108ZM123 145V144H122ZM122 145H120V146H122ZM173 145V146H172ZM188 145V146H187ZM198 145H197V147H198ZM53 146H55V147H53ZM109 146H108V148H109ZM119 146V145H118ZM196 146V145H195ZM222 146V145H221ZM221 146H219V147H221ZM228 146V145H227ZM72 147V146H71ZM125 147V146H124ZM160 147H162L161 146V144H160ZM165 147H162V148H164L163 150H165V149H167V148H165ZM261 147V148H260ZM99 148H101V147H99ZM122 148V147H121ZM1 149V148H0ZM74 149H76V147L74 148ZM73 149V150H74ZM127 149V148H126ZM133 149V148H132ZM158 149H159V147H158ZM172 149V148H171ZM198 149V148H197ZM204 149V147L202 148V150ZM37 151V150H41V151H39V152H37V153H35V154H33V155H28L29 153V151ZM122 150H124L123 148L121 149V151L120 152H123ZM128 151L129 150H131V149H127ZM167 150H169V149H167ZM184 150H185V152H184ZM201 150V149H200ZM201 150V151H202ZM79 151V150H78ZM99 151V150H98ZM161 151V150H160ZM190 151H192V153H193V150H191L190 149ZM198 151H199V149H198ZM197 151V152H198ZM2 152H4V151H2ZM107 152V151H106ZM111 152H113V151H111ZM111 152H108L109 154L111 153ZM131 152H132V150H131ZM130 152V153H131ZM138 152V153H137ZM169 152V151H168ZM204 152V151H203ZM72 153H74V152H72ZM117 153V152H116ZM158 153V152H157ZM195 153V152H194ZM7 154H10V153H7ZM107 154V153H106ZM112 154V153H111ZM110 154V155H111ZM114 154V153H113ZM112 154V155H113ZM118 154V153H117ZM124 154V153H123ZM135 154V153H134ZM187 154H189L188 156H186ZM198 154V153H197ZM111 155V156H112ZM170 155V156H171ZM198 155H200V154H198ZM198 155H196V156H198ZM0 156H2V154L0 153ZM110 156V157H111ZM119 156H121V157H124L125 155H118V157ZM173 156H171L170 157V159L173 157ZM204 156H206V155H204ZM209 156H212V154L211 155H209ZM75 157V156H74ZM87 157V158H86ZM110 157H107V158H110ZM116 157V156H115ZM129 156L127 155L126 157H124V158H128ZM200 157V156H199ZM100 158H102L103 159V157L101 156H99L97 159H98V161H97V164L96 165H92V167H91V164L87 161V160H85V161H87V163L85 164V165H87V164H89L90 165V168H88V170L89 171H91L90 169H93L94 171L93 172H95V171H97L98 173H99V170H100V172L101 171H106L107 169H105V168H103V170H101V167H104V165L102 164V163H104L105 161H107V163H108V161H109V163H110V160H111V158H110V160H101V161H104V162H99V160H100ZM120 158V157H119ZM131 158H129L128 160L130 161V159ZM78 159H79V161H78ZM123 158H121L120 160H122ZM151 159H154V158H151ZM207 159V158H206ZM210 159V161H211V157L209 158ZM208 159V160H209ZM68 160V159H67ZM68 161V162H71V161ZM95 160V159H94ZM124 160H127V159H124ZM137 160H138V163H137ZM203 160V159H202ZM31 161H29V162H31ZM96 161V160H95ZM123 161V160H122ZM155 161H156V159H155ZM163 161H165V160H163ZM92 162L93 163H96V162H94L93 160H92ZM113 162V161H112ZM116 162V161H115ZM123 162H125L124 164L126 165V161H123ZM122 162V163H123ZM168 162H170V161H166V163H168ZM204 163H205V161H203ZM208 162V161H207ZM206 162V163H207ZM48 163V164H47ZM82 163H80V165H82ZM99 163L101 164V165H99ZM106 163V164H107ZM108 163V164H109ZM117 163V162H116ZM129 163V162H128ZM142 163V164H141ZM172 163V162H171ZM195 163V162H194ZM193 163V164H194ZM213 163V164H212ZM211 164H212V166L214 165V163L215 162H212ZM26 164V163H25ZM31 164V163H30ZM108 164L107 165H105V167H107L108 166ZM111 164V163H110ZM119 164V163H118ZM117 164V166H119ZM123 164V165H124ZM176 164V163H175ZM179 164V163H178ZM190 163H188V165H189ZM209 164V163H208ZM231 164H233V165H231ZM26 165H28V164H26ZM53 165V166H52ZM103 165V166H102ZM112 165V164H111ZM110 165V166H111ZM132 166L131 165V163L130 164H127V166L128 167H130V166ZM157 165V164H156ZM172 166H173V164H171ZM210 165V164H209ZM209 165H207V166H209ZM28 166H30V167H32L31 165H28ZM42 166V167H43ZM49 166V165H48ZM49 166V167H50ZM72 166V167H71ZM77 166V165H76ZM110 166H108V167H110ZM122 166V165H121ZM159 166V165H158ZM169 167H171L170 165H168ZM181 166V165H180ZM194 165H192V167H193ZM196 166V165H195ZM211 166V165H210ZM47 167V166H46ZM82 167H83V165H82ZM125 167V166H124ZM145 167H147V166H145ZM154 167L156 168L157 166H155L154 165ZM187 167H189V168H187ZM215 167V166H214ZM214 167H213V169H214ZM1 168V169H2ZM74 168V167H73ZM77 168V167H76ZM85 167H83V169H84ZM131 168H133V167H131ZM149 168V167H148ZM173 168H175V167H173ZM172 168V169H173ZM182 168H184V169H191V167L190 166H182ZM198 168V167H197ZM2 169V170H3ZM26 169V168H25ZM28 169H29V167H27V169H26V171H28ZM32 169H34V167H32ZM45 169V168H44ZM51 169V168H50ZM50 169H48L49 171H50ZM55 169H53V170H55ZM139 169V170H140ZM150 169V168H149ZM148 169V170H149ZM166 170H167V168H165ZM169 169V168H168ZM182 170V171H185V174L187 173V171L188 170ZM202 169V168H201ZM216 169V168H215ZM215 169H214V171H215ZM4 170V171H5ZM30 170V169H29ZM40 170V169H39ZM52 170V169H51ZM55 170V171H56ZM111 170H113V169H111ZM131 170V169H130ZM147 170V169H146ZM154 170V169H153ZM199 170V169H198ZM207 170H210L209 168L207 169ZM223 170H225V171H223ZM24 171V172H23ZM21 173H27L25 170H23ZM31 171V170H30ZM34 171H35V169H34ZM33 171V172H34ZM42 171H44V170H42ZM56 171V172H57ZM126 171L127 172H129L128 171V169H126ZM155 171L156 170H154V172L153 173H155ZM169 171H174L175 172V169H173V170H169ZM229 171V170H228ZM2 171L0 170V173H1ZM71 172V173H72ZM79 174H78V173ZM92 172V173H93ZM122 172H124V171H122ZM127 172H125V173H127ZM131 172V171H130ZM133 172V171H132ZM131 172V173H132ZM149 172V171H148ZM150 172H152V170L150 171ZM160 172V171H159ZM164 172V171H163ZM208 172V171H207ZM241 172H246V173H241ZM3 173V172H2ZM42 173V172H41ZM46 172H44V174H45ZM51 173V172H50ZM57 173V174H58ZM105 173V172H104ZM146 173V172H145ZM173 173V172H172ZM181 173H183V172H181L180 171V174ZM209 173V172H208ZM207 173V174H208ZM240 173L241 174H246V176L245 177H242L241 175H240ZM93 174H95V173H93ZM93 174H91V176H94L93 178H95V175L97 174H95V175H93ZM115 174V173H114ZM129 175L128 176H131V174L130 173H128ZM134 173H132V175H133ZM179 173H177L176 172V175H178ZM188 174V173H187ZM215 174V173H214ZM217 173H216V177H217V175H218ZM222 174H224V175H222ZM256 174H258V175H260V177H258ZM24 175V174H23ZM22 175V176H23ZM32 175V174H31ZM101 175V174H100ZM99 174L96 176L97 177V179L99 178V177H101ZM137 174H134V176H135V178L137 179V176H136ZM145 175H147V174H145ZM153 174H151L150 176H152ZM171 175V174H170ZM175 175V174H174ZM181 175H184V173L183 174H181ZM181 175H178L177 176V178L179 177V176H181ZM212 174H210V176H211ZM222 175V176H221ZM2 175H0V177H1ZM21 176V175H20ZM28 176V175H27ZM30 176V175H29ZM46 176V175H45ZM62 176V177H61ZM81 176H80V178H81ZM99 176V177H98ZM134 176H132V177H134ZM141 176H142V178L144 177V173L142 174L141 173ZM148 176V175H147ZM153 176H158L157 174L156 175H153ZM172 176V175H171ZM188 176H189V174H188ZM187 176V177H188ZM209 176V175H208ZM214 176V177H213ZM255 176H256V178H255ZM24 177V176H23ZM33 177V176H32ZM54 177H58L57 175L56 176H54ZM75 177V178H74ZM125 177H127V176H125ZM138 177H140V176H138ZM159 177H163V176H160L159 175ZM172 177H174V176H172ZM181 177H184V176H181ZM186 177V176H185ZM186 177V178H187ZM205 177V176H204ZM216 177H215V175H212V177H209V178H214V179H210L209 181L211 182L210 183V185H212L214 182H217V183H219V181H216V180H218V179H216ZM27 178V177H26ZM59 178H58V180H59ZM64 178L65 179H68V178H66L65 176H64ZM110 178V177H109ZM120 178V177H119ZM135 178L133 179V180H135ZM141 178V177H140ZM152 178H154V177H152ZM151 178V179H152ZM38 179V178H37ZM84 179H85V177H84ZM86 179H88L89 180V178H86ZM104 179H106L105 177H104ZM112 178H110V180H111ZM125 179H129V177L128 178H125ZM157 180L159 179L158 177L156 178ZM174 179H175V177H174ZM178 179H180V178H178ZM181 179H183V178H181ZM263 178H261V179H259L258 181L259 182H261V180H262ZM0 180H2L1 178H0ZM99 180H101V179H98V181ZM107 180V179H106ZM105 180V181H106ZM143 180H145V179H143ZM149 180V179H148ZM187 181L188 180V178L187 179H184L183 181L182 180H180L181 182H184V181ZM2 181H4V179L2 180ZM10 181H16V180H10ZM18 181V180H17ZM35 181H39V180H35ZM41 181V180H40ZM56 181V179H54V182ZM76 181V180H75ZM78 181H79V179H78ZM78 181H76V182H72V181H67L68 182V184H66L65 186H67L68 188H69V185L70 184H72V183H74L73 185H70L71 187H73L74 185H76L77 183H78ZM92 181V180H91ZM103 182H98V183H104L105 181L104 180H102ZM113 181H115V180H113ZM112 181V182H113ZM159 181V180H158ZM174 181V180H173ZM173 181H171V182H173ZM208 181V182H209ZM70 182H72V183H70ZM79 182H81V179H80V181ZM96 182H97V180L95 179V181H94V183L96 184ZM120 182V181H119ZM150 182L152 183V181L150 180ZM149 182V183H150ZM170 182V181H169ZM175 182V181H174ZM213 182V183H212ZM245 182V183H244ZM258 182V183H259ZM264 182V181H263ZM9 183H12V182H9ZM38 183V182H37ZM40 183H42V182H40ZM39 183V184H40ZM59 183H60V180H59ZM58 183V184H59ZM70 183V184H69ZM91 183V182H90ZM106 183V182H105ZM116 183V182H115ZM132 183H134V182H132ZM136 183V182H135ZM139 183H140V180H139ZM143 183V182H142ZM141 183V184H142ZM149 183H147V185H146V183H144L145 185H144V187H143V189L145 188V186H148V184ZM154 183V182H153ZM157 183H159V182H157ZM162 183V182H161ZM161 183H160V185H161ZM164 183H166V182H164ZM184 183H189V182H184ZM199 183V182H198ZM201 183V182H200ZM244 183V184H243ZM16 184H18V182H16ZM93 184V183H92ZM95 184H93L94 185V187H95ZM102 184H101V186H102ZM108 184H110V183H108ZM120 184V183H116V184H114V185H116V186H118V185ZM129 184V183H128ZM130 184H131V182H130ZM171 184V183H170ZM176 184V183H175ZM179 184V183H178ZM178 184L176 185V186H178ZM181 184V183H180ZM190 184V183H189ZM209 184V183H208ZM223 184H225V183H221L220 185L219 184H216L215 185V187L216 188H220L219 186H223ZM7 185H8V182H7ZM27 185V184H26ZM29 185V184H28ZM38 185V184H37ZM43 185H45V183L43 184ZM57 185V184H56ZM60 185V187L62 188V190H63V187L61 186V183L59 184ZM93 185H91L92 187H93ZM106 185V184H105ZM113 185V186H114ZM135 185V184H134ZM139 185V184H138ZM154 185H156V188L158 189L159 188V186H157V184L155 183ZM162 185H164V184H162ZM161 185V186H162ZM166 185L167 184H165V186H163V187H166ZM172 185V184H171ZM171 185H170V187H171ZM199 185V184H198ZM201 185V184H200ZM217 185H219V186H217ZM0 186H3L1 183H0ZM15 186V185H14ZM17 186V185H16ZM77 186V185H76ZM79 186V185H78ZM98 187V188H104L103 190L104 191H106L107 189L106 188H108V187H106V186H108V185H106V186H104V187ZM110 186V185H109ZM112 186V185H111ZM110 186V187H111ZM136 186V185H135ZM141 186H143V185H141ZM182 186V185H181ZM186 186V185H185ZM185 186H182V187H184V189H185ZM203 186L204 185H202V186H200L202 189H203ZM248 185H246V187H247ZM253 186V185H252ZM257 186V185H256ZM18 187H20V186H18ZM21 187H23V185L21 186ZM28 187V186H27ZM39 187H41V186H39ZM46 187H49V186H45V188ZM60 187H59V190H58V194H61L60 192ZM126 187V186H125ZM163 187H161V188H159V189H161L160 190V192L161 193H159V194H163L164 196H167V195H165L166 193H164V192H162V189H163ZM180 187V186H179ZM207 187V186H206ZM225 187V186H224ZM245 187V188H246ZM258 187H259V185H258ZM1 188V187H0ZM33 188H36V187H33ZM43 188L44 187H42V189H40L39 191H42L43 190ZM44 188V189H45ZM50 188V187H49ZM67 188V189H68ZM78 188H80V186L78 187ZM77 188V189H78ZM112 188H114V189H117V188H115V187H112ZM119 188V187H118ZM133 188H135V187H133ZM132 188V189H133ZM136 188H137V186H136ZM135 188V189H136ZM142 188V187H141ZM147 188V187H146ZM188 188H190L191 189V187L189 186V187H186V190L188 189ZM195 188V187H194ZM205 188V187H204ZM209 188V187H208ZM254 189H255V187H253ZM18 189V188H17ZM31 189V187H29L28 189H26V187H25V189H23L24 190V192H26L25 190H30ZM67 189H65V190H67ZM71 189V188H70ZM76 189V187H75V190H77ZM81 189H83L84 190V188H81ZM81 189H78V191L79 190H81ZM90 189V188H89ZM94 189V188H93ZM108 189H110V188H108ZM143 189H142V191H143ZM158 189V190H159ZM177 189H178V187H177ZM177 189H175V190H177ZM228 189V188H227ZM21 190V189H20ZM53 189L51 188L50 189V191H52ZM65 190L64 191H62V193H64L65 192ZM72 190V189H71ZM88 190V189H87ZM91 190V189H90ZM103 190L101 191L102 193H103ZM124 190H128V191H130L129 190V188L127 189H124ZM123 190V191H124ZM166 191H167V189H165ZM180 190V189H179ZM186 190H184V191H186ZM204 190H206V189H204ZM209 190L210 189H208L207 191H205V193L206 192H208L206 195H208L209 196V194H210V192H209ZM247 190V189H246ZM262 189H260V191H261ZM22 191V190H21ZM30 191H37L38 192V190L36 189V190H34V189H32V190H30ZM30 191H27L26 193H29ZM44 191V190H43ZM42 191V192H43ZM48 191V190H47ZM47 191H44L46 194H43V195H48V194H50V193H47ZM82 191V190H81ZM115 191V190H114ZM119 191V190H118ZM121 191V190H120ZM134 191H136L137 192V189L136 190H134ZM153 191V190H152ZM164 191V190H163ZM189 191V190H188ZM194 191H195V189H194ZM212 191V190H211ZM219 192L218 193H214V195H216V194H220V190H218ZM6 192H10V191H6ZM37 192H35V193H37ZM43 192V193H44ZM70 192H73L72 194H75L74 193V191H70ZM70 192L68 193V191H67V193L68 194H70ZM92 192V191H91ZM95 192V191H94ZM101 192H99L100 194H102ZM107 192V191H106ZM146 192V191H145ZM159 192V191H158ZM200 192H201V190L200 189H197L196 191H195V196L194 195H192V196H194V198H197V199H199V194H200ZM250 192V191H249ZM251 192H253V191H251ZM8 193H5L4 191H0V208L3 210V212H4V214H3V218H4V221L3 222H5V225H3L4 223H2V225L3 226H8V224L10 223V222H8V217H9V215L10 214H14L16 217H17V219L19 220V219H23V220H26L27 222H28V224H30L31 225V227H35L36 228V231L37 232H39L38 231V229L39 230H41V231H43L46 235H45V238L47 237V235H48V237L49 238H44V240H49V239H51V240H53V241H55V244H54V246H56V245H60V246H56L55 248L53 247V246H51L50 245V243H49V245L51 246L50 248H52V249H57L58 247L59 248H62L63 249V251H64V253L68 256V258L70 257V259H72L73 261H74V264H89V261H93V259H94V254H93V258L91 259L90 257H92V255H90V256H88L89 258L87 259V256H82L81 254H82V252H83V247L82 246H80L79 248L78 247H74V246H72V245H70L71 243H73V242H70V241H72V240H76V239H73L74 238V234H77V233H72V231L73 232H76V228H73V229H75V230H68L67 229V225H65L66 227H64V226H59V227H57V226H55V227H57L56 229H60V228H62V227H64V229H67L66 231H69V232H71L72 233V236L73 237H71L72 239H70V236H69V232L68 233H66V232H63V231H61V229H60V232L59 233H61V232H63V233H61L62 235L63 234H65V235H68V236H66V237H63V239H61V238H58V239H60V240H62V242L60 241V240H58L56 237H55V235L52 233V231H50V229L48 230L47 228H45L46 226H44L43 227V225L42 224H40V222L38 223V221H37V217H36V219L34 218V215H31L30 213H28L24 208H22V207H20L18 204H17V202L15 201V199H13V198H16V197H10L9 196V194ZM20 193V192H19ZM35 193H32L31 192V194H33V195H30V196H33L34 198H36V199H38V198H40V199H38V201H42V198L40 197V194H38L37 193V197H35ZM40 193V192H39ZM84 193V192H83ZM109 193H112V192H109ZM149 193V192H148ZM151 193V192H150ZM157 193V192H156ZM156 193H154L153 195H156ZM169 194H170V192H168ZM181 193H185V192H181ZM204 193V194H205ZM245 193H246V191H245ZM257 193H259V192H257ZM257 193L255 194L254 193V195H257ZM22 195L23 194H25V193H21ZM21 194H19V195H21ZM65 194V193H64ZM63 194V195H64ZM99 194V196H102V195H100ZM106 194H108V193H106ZM115 194H117V193H115ZM203 194V193H202ZM201 194V195H202ZM225 194V195H226ZM249 194V193H248ZM251 194H253V193H251ZM261 194V193H260ZM29 195V194H28ZM97 195V194H96ZM95 195V196H96ZM113 195V194H112ZM120 195V194H119ZM137 195L138 194H136V196H134L133 197V199L132 198H129V200H133L132 201V203H130V204H132L134 207H137L138 206V204H140L139 203V200L142 198L143 199V197L142 196H138L137 197ZM214 195H212L213 197H214ZM221 195V194H220ZM225 196V197H228V196ZM253 195V196H254ZM60 196V195H59ZM69 195H67L66 197H68ZM76 196V195H75ZM78 196H80V195H78ZM87 196H90V195H87ZM98 195L96 196V197H99ZM109 196H110V194H109ZM127 197H128V195H126ZM146 196H149V195H146ZM174 196H176V195H174ZM181 196V195H180ZM186 196V195H185ZM184 196V197H185ZM188 196V195H187ZM186 196V197H187ZM223 196H224V194H223ZM253 196H250L249 195V197H253ZM22 196H20L19 198L22 200V198H21ZM24 197H25V199L26 198H32V197H27V196H25L24 195ZM46 197V196H45ZM44 197V198H45ZM49 197H51V196H48V197H46V198H48L49 200H50V198ZM122 197V196H121ZM168 197H173V196H168ZM168 197H166V198H168ZM178 197H179V195H178ZM177 197V198H178ZM189 197V196H188ZM211 197V196H210ZM223 198V200L225 201V200H227V198ZM254 197H257V196H254ZM259 197V196H258ZM263 197V196H262ZM70 198V197H69ZM74 199H77L78 200V197H73ZM87 198V200L88 199H90V198H88V197H86ZM86 198H85V200H86ZM120 198V197H119ZM164 198V197H163ZM163 198H159V199H163ZM169 198V199H170ZM180 198H182V197H180ZM209 198V197H208ZM218 198H219V196H218ZM221 198V199H222ZM261 198V197H260ZM19 199V200H20ZM24 199V198H23ZM24 199V200H25ZM58 199H61V198H58ZM66 199V198H65ZM99 199V198H98ZM141 199V200H142ZM172 199H174L175 200V198H172ZM204 199V198H203ZM242 199H245L244 197L242 198ZM246 199H249L248 197H247V193H246ZM252 199V198H251ZM31 199H29V200H26L25 202H27L28 203V201L30 202V205H32V203H34V202H38V201H36V200H34L33 202L32 201H30ZM33 200V199H32ZM145 200V199H144ZM155 199H153L152 200V202L154 201ZM178 200V199H177ZM180 200V199H179ZM177 201V202H184V200H182V201ZM195 200V199H194ZM205 200V199H204ZM208 200H210V198L208 199ZM239 200H240V198H239ZM250 200V199H249ZM264 200V199H263ZM44 201V200H43ZM67 201V200H66ZM74 200H72V202H73ZM89 201V202H88ZM88 201H86L87 203L86 204H90V202L91 201H95V200H88ZM159 201V200H158ZM169 201V200H168ZM176 201V200H175ZM192 201V200H191ZM211 201V200H210ZM256 201H258V200H256ZM24 202V201H23ZM24 202V203H25ZM32 202V203H31ZM46 201H44L43 203H45ZM57 202H59V201H56V203ZM123 202V201H122ZM126 202H128V200L126 201ZM125 202V203H126ZM130 202V201H129ZM142 202H144L143 200L141 201V203ZM155 202H157V201H155ZM227 202H229V201H225V203H223L226 207L225 208H227L228 207V205H226V203ZM240 202H244L243 200L242 201H240ZM251 202V201H250ZM250 202H247L248 204L250 203ZM254 201L252 200V203H253ZM259 202V201H258ZM40 204H42L41 202H39ZM65 203V202H64ZM75 203V202H74ZM78 203H79V201H78ZM91 203H96V205H98L97 206V208H99V204L97 203V201L96 202H91ZM202 203V202H201ZM201 203H199L200 205H202ZM206 203V202H205ZM257 203V202H256ZM261 203H263V201H261ZM35 205H37V206H40V205H38V204H36V203H34ZM34 204H33V206H34ZM46 204V203H45ZM44 204V205H45ZM59 204H60V202L59 203H57L56 205H58L59 206ZM66 204V203H65ZM76 204V203H75ZM85 204V203H84ZM85 204V205H86ZM156 204V203H155ZM195 204H196V201H195ZM198 204V203H197ZM223 204H221L222 206H223ZM246 204V203H245ZM257 204H259V203H257ZM257 204H255L254 203V206H252L253 208H256V205ZM264 204V203H263ZM263 204H261V205H263ZM28 205H29V203H28ZM43 205V206H44ZM47 205V204H46ZM60 205H63V204H60ZM79 205V204H78ZM149 205H150V203H149ZM149 205H147V209L148 210H151V209H149L148 208V206ZM157 205V204H156ZM162 205V204H161ZM167 206L168 205H174V204H170V202H167V204H166ZM177 205V204H176ZM205 205V208L207 207L206 205H208V204H204ZM216 205V204H215ZM214 205V206H215ZM218 205H220V204H218ZM217 205V206H218ZM231 205V204H230ZM232 205H234V204H232ZM231 205V206H232ZM83 206V205H82ZM89 206V205H88ZM87 206V207H88ZM100 206H102V204L100 205ZM158 206H160V205H158ZM163 206V205H162ZM167 206L165 207V208H167ZM168 207L167 209H169V208H172V207ZM194 206V205H193ZM209 206H211L210 204H209ZM208 206V207H209ZM221 206V207H222ZM235 206V205H234ZM239 206V205H238ZM238 206L236 205L235 206V208L237 207L238 208ZM260 206V205H259ZM26 207H27V205H26ZM35 207V206H34ZM41 207V206H40ZM46 206H44V208H45ZM49 207V206H48ZM56 208L57 206H54L53 205V208ZM60 207V206H59ZM70 207V206H69ZM85 207V206H84ZM96 207V206H95ZM123 207V208H122ZM176 207V206H175ZM179 207V206H178ZM177 207V209H181L180 207L178 208ZM201 207H204V206H201ZM221 207H218L219 209H222ZM230 207V206H229ZM248 207H250V205H248ZM28 208V207H27ZM43 208V209H44ZM66 208V207H65ZM65 208H61V209H65ZM80 208H82V207H80ZM91 208H92V206H91ZM100 208H102V207H100ZM106 208V207H105ZM120 208V207H119ZM127 208V207H126ZM125 208V206H121V208L119 209V210H121V211H119V213H118V221L119 222H121L124 226H125V229L122 227V224H121V228H123L122 230H124V231H121V233H123L124 235H123V237L122 238H127L126 240H127V242H120L121 244L123 243V244H125V243H128V245L126 244V245H124V248H117L118 247V244H117V247H115V249L117 248V250H115L117 253H119V254H117V256H116V259L114 258V259H111V258H113V257H111L110 256V253L108 254V255H106L107 257H111L110 259L112 260V261H114V262H116L117 264H139V261H142L144 264H170L171 262H173V259H171L172 257H173V253L172 252H174L173 251V249H174V247L173 246H171V247H173V248H171L170 247V249H172L171 251H169L168 249H166V247H165V249L164 250H158V251H155L156 249H154L153 251H151L150 250V248H148V247H145L144 248V246H142V244H141V242H143V240H144V242H143V244L144 243H146V241L148 240V239H150V235L151 234H146V235H148V239L146 240V235H145V238L144 239H142L144 236H141V233L140 234H136V232H135V234L136 235H134L135 237H137V235H139V236H141L138 240H140V242H135V240H134V242H133V240H132V242L133 243H129L130 242V240H128L129 238V236H130V233L132 232V231H135L136 230V228L135 227H131V228H134L135 230H132V231H129V229H131L130 228V224L133 222V220H134V222H135V224L136 223H139L140 222V220L139 221H137L136 219H134L135 217H134V215L135 214H133V213H135V212H131V211H129V210H127ZM145 208V209H146ZM182 208H185V206L184 207H182ZM191 208V207H190ZM204 208V209H205ZM225 208H223V209H225ZM232 209V207H231V209H229V208H227V211H235V210H240V209ZM251 208V207H250ZM264 208V207H263ZM42 209V208H41ZM47 210H49V209H51V208H46ZM60 208H58V210H61ZM143 209L144 208H140V211H139V214H141V215H143V212H146V211H148V210H144L143 211ZM158 209H160V208H158ZM194 209H196L195 207H194ZM201 209V208H200ZM215 209H217V207L215 206ZM252 209V208H251ZM256 209H259V207L258 208H256ZM256 209L255 210H253V211H256ZM31 210V209H30ZM33 210V209H32ZM38 210H40V208L38 209ZM55 210H57V208L55 209ZM56 211V212H58V213H60V211ZM83 210H85V209H83ZM95 210V209H94ZM99 210H102V209H99ZM170 210H172V209H170ZM186 210V209H185ZM198 210V209H197ZM207 210V209H206ZM259 210H262L261 208L259 209ZM259 210H257V211H259ZM41 211H42V213H46V212H43L44 210H40L39 211V213H40V215H42L43 217H44V214H42L41 213ZM63 211H66V210H63ZM87 211V210H86ZM85 211V212H86ZM103 211V213H101ZM102 211H99L98 213H101L100 215L101 216H103L104 215V209L102 210ZM111 211V210H110ZM138 211V210H137ZM141 211H143V212H141ZM154 211H156V208H155V210L153 209V211L152 212H154ZM162 211V210H161ZM174 211H175V213L174 214H177V210H175L174 209ZM173 211V212H174ZM179 211H181V210H179ZM201 211H203V210H201ZM208 211H210V210H208ZM219 212H216V213H218L219 214V217H222L223 216V212L222 211H220V210H218ZM49 212H51V210L49 211ZM52 212H54V211H52ZM78 212V211H77ZM83 212V211H82ZM109 212V211H108ZM141 212V213H140ZM149 212H151V211H149ZM163 212H166V210L165 211H163ZM187 212H188V214H189V212L190 211H188V209H187ZM192 212H194V210H193V208H192ZM211 212V211H210ZM242 214L244 213L243 211H240ZM251 212H252V210H251ZM35 213V212H34ZM63 213V212H62ZM66 213V212H65ZM93 213H97V212H93ZM110 213H112L113 214V212H110ZM138 213V212H137ZM186 212H184V211H182V216H185L184 214H185ZM195 213V212H194ZM194 213H193V215H194ZM224 213H228L229 214V212H224ZM230 213H232V212H230ZM234 213H237V212H234ZM234 213H232L231 215H234V217H235V215L236 214H234ZM239 214V212H238V214L239 215H242V214ZM262 213V212H261ZM38 214V213H37ZM47 214V213H46ZM151 215H152V213H150ZM153 214H156L155 212L153 213ZM164 214V213H163ZM180 214V213H179ZM187 214V215H188ZM192 214V213H191ZM245 214H246V212H245ZM39 215V216H40ZM51 215H53L52 217H54V215H55V213H53V214H51ZM50 215V216H51ZM59 215H61V214H59ZM64 215V217L66 216L65 214H63ZM62 215V216H63ZM77 215H80V214H78L77 213ZM77 215H75L76 217H77ZM93 214L91 213V217H93L94 218V216H92ZM96 215V214H95ZM144 215H148V216H150V218L152 217L151 215H149L148 213L147 214H144ZM169 214H166V216H168ZM178 215V214H177ZM187 215H186V217H187ZM208 215V214H207ZM217 215V214H216ZM36 216V215H35ZM46 216V215H45ZM57 216V214L55 215V218H60V219H58V220H60V221H65V220H61V218H62V216H60V217H56ZM80 216H83V215H80ZM87 216V215H86ZM107 216V215H106ZM110 216V215H109ZM114 216V215H113ZM165 216V217H166ZM173 216V215H172ZM179 216V215H178ZM211 217H212V215H210ZM210 216H208V217H210ZM226 216V215H225ZM230 216V215H229ZM43 217H40V221H41V223H43L44 224V222L46 221H44V219H47V218H49L48 216H46V217H44V219H43ZM52 217H50V218H52ZM63 217V218H64ZM66 217H68V216H66ZM66 217L64 218V219H66ZM85 217V216H84ZM82 218V220H85L86 221V219L85 218ZM89 217V216H88ZM87 217V218H88ZM103 217H105V215L103 216ZM112 217V216H111ZM153 217H154V215H153ZM152 217V220L155 218H153ZM163 217L164 218V220H161V221H165V223L167 222L166 220L167 219H169L168 217ZM226 217H228V216H226ZM233 216H231V218L230 219H232V218H234ZM237 217V216H236ZM242 217H244L243 215H242ZM15 218V217H14ZM14 218H12V220L14 219ZM49 218V220L48 221H50V222H53L54 220H55V218H53L54 220L53 221H51L52 219H50ZM79 218L80 217H78V221H80L79 220ZM113 218V217H112ZM148 219H147V222H148V220H150V221H152L149 217H147ZM157 218V217H156ZM162 218V217H161ZM161 218H158V220H160ZM188 218H190V217H188ZM185 219V220H189V222H190V220H192V219ZM223 219H224V216L222 217ZM222 218H219V219H222ZM229 218H226V219H228V220H226V222H228L230 219ZM260 218H262V216H261V214H260ZM43 221H42V220ZM68 219H69V217H68ZM89 219H91L92 220V218H89ZM89 219H88V221H86V223L84 224V222L83 223H81V224H84V227H83V225H81V230L80 229H78L77 230V232H80L81 231V233H82V228H84V230L86 231V233L85 234H87V232H89V234L91 233L92 235H94L95 234V236L97 235V234H100V230H98L99 232H97V233H92V231H93V225H92V223H94L93 221H95V223H96V221L99 219V218H95V219H97V220H94L93 219V221H92V223L89 221ZM172 219V218H171ZM170 219V220H171ZM181 219H183V218H181ZM181 219H179V220H181ZM207 219H209V218H207ZM237 219H238V217H237ZM241 218H240V216H239V219L238 220H240ZM245 219V218H244ZM244 219H242L241 221H238V222H241L240 224L241 225H244V228H245V230L248 232V233H250L249 232V230H251L249 227H245V225L246 226H251L250 224L248 225L247 224V221L246 220H244ZM70 220H72L71 218L68 220V221H70ZM76 220V219H75ZM74 220V221H75ZM99 220H102V219H99ZM156 222H159L158 220H156V219H154ZM178 220V221H179ZM196 220H199V219H197L196 218ZM210 220V219H209ZM233 220V219H232ZM230 221V222H232L233 223V221ZM235 220V219H234ZM263 220H264V218H263ZM103 221V220H102ZM143 221H145V220H142L141 222H143ZM169 221V220H168ZM201 221V220H200ZM199 221V222H200ZM220 221V220H219ZM11 222H13V221H11ZM55 222H59V221H55ZM66 222H67V219H66ZM98 223L100 222V221H97ZM119 222H118V224H119ZM141 222L139 223L140 224V226H141ZM153 222V221H152ZM171 223H173L172 222V220L170 221ZM199 222H196V223H198V227L200 228V226H199ZM211 222V221H210ZM221 222H224V221H221ZM220 222V223H221ZM16 223V222H15ZM45 223H47V221L45 222ZM60 223H62L63 225H64V223L63 222H60ZM94 223V225H97V224H95ZM103 222H101V224H98V226H94V227H98L97 229H99V227H101L100 229H102V226H103V224H102ZM104 223H105V221H104ZM146 222H144V223H142V225H144ZM153 223H155V222H153ZM161 223V222H160ZM159 223V225L161 226V224L163 225V223H161L160 224ZM177 223H179V222H177ZM192 223H193V221H192ZM202 223V222H201ZM214 224V222H211V224H210V228L209 227H207L208 228V230L207 231H203V229H202V226H201V232L200 231H197L198 232V234H197V232L195 233V232H193L194 234H190L189 233V231H186V224H185V221H184V226H185V230L184 231H186V233L188 234V236L190 237V239L193 241V242H196V243H198V242H201V241H203V242H205V243H203V244H205V248H203V249H201L202 250V252H206V253H204V254H199V252L198 251H201V250H198L197 252L196 251H194V252H196L194 255H197V259H195V261L193 262V263H197L196 262V260H201V258H204L205 260H206V258H208L209 259V261H210V263L211 264H224L223 262H225V261H223L224 260V258H227V255H224L223 256V254H225L226 252L227 253H229V247H228V244L226 243V245H227V248H226V250L225 249H223V250H225L226 252H224L223 254L220 252V249H221V247L222 248H224V246H223V244L224 243H222V246L221 247H219L220 246V243L221 242H223L222 241V228H225V227H220V226H213V224ZM225 223V222H224ZM234 223H237V220H236V222H234ZM233 223V224H234ZM49 225H47V226H51L50 225V223H48ZM55 225L57 224V223H54ZM70 224H72V222L71 223H69V225ZM73 224H75V222L73 223ZM71 225V226H73L74 227V225ZM131 225V226H136V225ZM149 224H152V223H149ZM170 223L168 222V224L167 225H169ZM180 224H182V220H181V223ZM188 225H190L191 224V222L190 223H187ZM194 224V223H193ZM229 225H232L231 223H228ZM1 225V226H2ZM53 225V224H52ZM99 225H101V226H99ZM120 225V224H119ZM119 225L117 226V227H119ZM154 225V224H153ZM166 225V224H165ZM223 225H225V224H223ZM237 225V224H236ZM235 225V226H236ZM239 225V224H238ZM16 227L17 225H13V227ZM77 226V225H76ZM145 226V225H144ZM148 227L150 226V225H147ZM146 226V227H147ZM171 226H172V224H171ZM171 226H170V228H171ZM178 226H180V225H178ZM182 226V225H181ZM184 226H182L181 227V231H183L182 230V228L184 227ZM204 226H207V225H205L204 224ZM222 226V225H221ZM227 226V225H226ZM234 226V227H235ZM240 226V225H239ZM239 226L236 228H234V231L233 232H235L236 230L235 229H239ZM27 227V230H25L26 228H24V227H22V230H24L25 232H27V231H29V230H31V231H34V230H32L33 228H31V229H29L28 227L29 226H26ZM138 227V226H137ZM143 227V226H142ZM150 227H152V226H150ZM161 227H163V226H161ZM161 227H159V228H155V229H157L158 231L160 230V228ZM165 227H167V226H165ZM164 227V228H165ZM174 227H176V226H173L171 229H172V231L174 232L175 230V228ZM241 227H243V226H241ZM3 228V227H2ZM6 227H4V229H5ZM9 228V227H8ZM7 228V229H8ZM12 228V227H11ZM19 228H21V226L19 227ZM52 228V227H51ZM69 228H70V226H69ZM126 228H128V231H127V229ZM141 228V227H140ZM227 228H229V226H227ZM230 228H232V227H230ZM254 228V227H253ZM55 229V230H56ZM71 229H72V227H71ZM118 229H120V227L118 228ZM144 227H143V231H144ZM154 229V227H152V230H155ZM163 229V228H162ZM170 229V230H171ZM180 229V228H179ZM189 230H191L190 228H188ZM187 229V230H188ZM193 229V228H192ZM196 229V228H195ZM233 229V228H232ZM3 230V229H2ZM2 230H1V234H2ZM63 230V229H62ZM83 230V231H84ZM115 229H113V231H114ZM151 230V229H150ZM150 230H147V231H150ZM151 230V232H153ZM157 230H155V231H157ZM167 230H169V229H167ZM177 230V232H179L178 231V229H176ZM194 230V229H193ZM198 230V229H197ZM241 230V229H240ZM15 231V230H14ZM36 231H34V232H36ZM57 231V230H56ZM139 230H137V232H138ZM184 231L183 232H181V233H184ZM194 231H196V230H194ZM242 231H243V229H242ZM6 231L4 230V232L3 233H5ZM30 232V231H29ZM33 232V233H34ZM58 232V231H57ZM93 232H95V231H93ZM130 232V233H129ZM142 232V231H141ZM162 232V231H161ZM166 232V231H165ZM191 232V231H190ZM225 232V231H224ZM233 232H231L232 233V235H233ZM237 232V231H236ZM238 232H239V230H238ZM244 232V231H243ZM11 233H13V232H10V235H12ZM16 233V232H15ZM32 233V232H31ZM54 233H55V231H54ZM58 233V234H59ZM71 233H70V235H71ZM77 234V235H82V234ZM115 233V232H114ZM114 233H113V235H114ZM132 233H134V232H132ZM131 233V234H132ZM139 233V232H138ZM143 233H145V232H143ZM147 233V232H146ZM150 233V232H149ZM155 233H158V232H153L152 234L155 236V235H157V234H155ZM163 233V232H162ZM168 233H170V232H168ZM176 233V232H175ZM181 233H176V234H178L177 235V237L179 236V234H181ZM186 233H184V234H186ZM228 234H230L229 233V231L227 232ZM226 233V234H227ZM17 234V233H16ZM15 234V235H16ZM21 234V233H20ZM24 234L25 233H22V237H27V238H29L30 237V233H26V234H28L29 235V237L28 236H24ZM25 234V235H26ZM34 234H36V233H34ZM90 234V235H91ZM171 234V233H170ZM174 233H172V236H174V239H175V235H173ZM186 234V235H187ZM241 234V233H240ZM32 235V234H31ZM41 235H42V233H39V236L41 237ZM65 235H63V236H65ZM91 235V236H92ZM108 235V234H107ZM110 235L111 234H109V237H110ZM116 235V234H115ZM121 235V234H120ZM169 235V234H168ZM231 234L230 235H228L229 237L230 236H232ZM237 235V237L236 236H232V238H241V237H243V240L245 239V237L244 236H241V235H238V234H236ZM244 235V234H243ZM1 236H4V234L3 235H1ZM0 236V237H1ZM13 236V235H12ZM33 237H36V236H34V235H32ZM31 236V237H32ZM87 236V235H86ZM90 236V237H91ZM104 236V235H103ZM112 236V235H111ZM133 235H131L130 237H132ZM154 236H151V239H154L155 237ZM164 236H167L166 234H164ZM170 236V235H169ZM169 236H168V238H169ZM14 238L13 239H15V236H13ZM17 237H20V236H17ZM106 237V236H105ZM109 237H107V239L109 238ZM135 237H132V239L133 238H135ZM153 237V238H152ZM180 237V236H179ZM189 237H186V239H188ZM225 237V236H224ZM247 237H251V236H249V235H247ZM2 238V237H1ZM21 238V237H20ZM27 238H25V239H27ZM36 238H39V237H36ZM64 238H66L65 240V242L63 241L64 240ZM68 238V239H67ZM92 238H94L93 236H92ZM92 238H90V240H92L91 242L92 243H94L95 241L92 239ZM98 238V237H97ZM100 238V237H99ZM113 238V237H112ZM117 238V237H116ZM138 238V237H137ZM137 238H135V239H137ZM160 238V237H159ZM159 238L157 237V239H158V241H160L159 240ZM12 238H11V240H13ZM33 239H35V238H33ZM32 239V240H33ZM41 239V238H40ZM83 239H85L84 238V236H83ZM82 238H81V240H83ZM87 239V238H86ZM95 239V238H94ZM103 239H105V238H103ZM131 239V238H130ZM141 239H142V241H141ZM156 239V240H157ZM170 239H173V237L172 238H170ZM169 239V240H170ZM223 239H225L226 241H229V242H233L234 243V240H228L227 238H223ZM251 241H255V242H263V241H261V240H259V241H256L257 239H255V240H253V237H251ZM259 239V238H258ZM1 240V239H0ZM7 240V237H6V239L4 238V241H6ZM37 240H39V239H37ZM67 240H70L68 243H69V245H67L66 244V242H67ZM99 240H101L102 242H103V240L100 238ZM111 240H114V239H111ZM146 240V241H145ZM155 240V241H156ZM166 240V239H165ZM179 240H182V239H179ZM242 240V241H243ZM246 240H248L247 238H246ZM264 240V239H263ZM4 241H0V243H1V245L3 246V243L2 242H4ZM14 241V240H13ZM16 241V240H15ZM18 241V240H17ZM20 241H21V239H20ZM24 241V240H23ZM22 241V242H23ZM26 241H29V242H25L24 244H29L30 243V240L28 239V240H26ZM79 241V240H78ZM120 241H122V240H120ZM129 241V242H128ZM137 241V240H136ZM150 241V240H149ZM152 241V240H151ZM154 241V240H153ZM158 241H156V243L158 242ZM225 241V242H226ZM241 241V240H240ZM251 241H247V242H251ZM74 242H76V241H74ZM81 241H79V244H81L80 243ZM84 242V241H83ZM90 242V241H89ZM105 242H108V241H105ZM166 242V241H165ZM173 242V241H172ZM6 243V244H5ZM15 243V242H14ZM14 243H8V244H10L11 246L10 247H12V245H14L15 246V244ZM17 243H20V242H17ZM16 243V244H17ZM33 243V242H32ZM34 243H36V240H35V242ZM33 243V244H34ZM92 243H90V246H91V244ZM114 243H117V241H115ZM119 243V244H120ZM150 243H152V242H150ZM169 243H170V241H169ZM179 243V242H178ZM177 243V244H178ZM209 243V248H207V246L208 245H206V244H208ZM237 243V240H236V242H235V244ZM239 243H242V242H239ZM4 244L5 245H7V242H4ZM33 244H31L30 243V245H32V249H34V250H36L37 248V245L38 244H36V247H34L33 248ZM78 244V245H79ZM101 244V243H100ZM159 244V246L161 247V245L163 244V242L162 243H158ZM161 244V245H160ZM165 245L164 246H166L168 243H164ZM172 244V243H171ZM175 244V243H174ZM198 244H200V243H198ZM234 244V245H235ZM256 244V243H255ZM106 245V244H105ZM104 245V246H105ZM112 245V244H111ZM114 245V244H113ZM146 245V244H145ZM148 245H149V243H148ZM148 245H146V246H148ZM173 245V244H172ZM194 245V244H193ZM225 245V244H224ZM225 245V246H226ZM238 243H237V247H238ZM244 245V248H246L245 246V244H243ZM242 245V246H243ZM258 245V243L256 244V245H254L255 246V249H256V246ZM16 246H19V245H16ZM21 246V245H20ZM45 246H47V245H45ZM44 246V247H45ZM72 246V247H71ZM83 246H87V245H83ZM99 246H101V245H99ZM120 246V245H119ZM156 246V245H155ZM158 246V245H157ZM168 246V245H167ZM184 246V245H183ZM187 245H185V247H186ZM216 246V247H215ZM242 246H240V247H238V248H240L241 249V247ZM261 246V245H260ZM22 247V246H21ZM38 247H39V245H38ZM82 247V248H81ZM91 247H93V246H91ZM149 247H151V245H149ZM160 247H157V248H160ZM162 247H163V245H162ZM178 247H180V245H178ZM189 247H192V246H189ZM230 247H233V246H230ZM261 247H264V245L263 246H261ZM261 247H260V249H261ZM2 248V247H1ZM4 248V247H3ZM3 248L2 249H0L1 251L3 250ZM24 248H25V246H24ZM85 248V247H84ZM87 248V247H86ZM89 248V247H88ZM112 248V247H111ZM156 248V247H155ZM167 248H169V247H167ZM188 248V247H187ZM195 248H198V247H195ZM214 248H216V249H214ZM220 248V249H219ZM243 248V247H242ZM13 249H16V248H13ZM21 248H19V250H20ZM27 249V248H26ZM29 249V248H28ZM43 248H42V246H41V249H39L38 250V252H39V255H40V253H41V250H42ZM62 249H59V250H62ZM81 249H83V250H81ZM92 250H93V248H91ZM118 249H120L121 251L119 252L118 251ZM151 249H152V247H151ZM198 249H200V248H198ZM233 249V248H232ZM236 250H237V248H235ZM254 249V248H253ZM17 250V249H16ZM16 250H12V251H15V253L16 252H18V251H16ZM30 250V249H29ZM29 250H27V251H29ZM45 250H47V249H45ZM59 250H56L57 251V255L59 254L58 252H59ZM88 250H90V249H87V251ZM110 251H114V250H111V249H109ZM107 248H106V252H108L109 251ZM181 250H185L183 247L181 248ZM195 250H197V249H195ZM249 250H251V248H249ZM262 250V249H261ZM11 251V252H12ZM23 251V250H22ZM43 251V250H42ZM49 251H51V249H49ZM85 251V250H84ZM155 251V252H154ZM179 251V250H178ZM185 251H191L190 249H187V250H185ZM184 251V252H185ZM209 251V252H208ZM232 251H234V250H232ZM245 251H246V249H245ZM3 252H5V251H3ZM29 252H33V250L31 251H29ZM36 252V251H35ZM35 252H33V253H35ZM45 252H47V251H45ZM92 252V251H91ZM96 252V251H95ZM154 252V253H153ZM171 252V253H170ZM179 252H181V253H183V251H179ZM211 252V253H210ZM239 252V251H238ZM242 252H244V251H242ZM254 254L257 252V250H253L252 251ZM259 252V251H258ZM43 253V252H42ZM55 253V252H54ZM63 253V254H64ZM111 253H113V252H111ZM115 253V252H114ZM156 253V257L154 256V254ZM177 253V252H176ZM186 253V252H185ZM191 254H193L192 252H190ZM232 253H234V252H232ZM237 253V252H236ZM241 253V252H240ZM240 253H238V254H240ZM244 253H247V252H244ZM263 253L264 252H262V255H260L259 257H261V256H264L263 255ZM25 254H27V252L25 253ZM31 255H35V254H32V253H30ZM47 254H49L48 252H47ZM53 254V253H52ZM61 255H62V253H60ZM59 254V255H60ZM84 254H86V253H84ZM251 254V253H250ZM23 255V254H22ZM39 255H37V256H34V257H37L38 258V256ZM43 255H45L46 256V254L44 253V254H42V257H44ZM51 255V254H50ZM57 255H55V256H57ZM66 255H63V256H66ZM86 255H89V254H86ZM112 255V254H111ZM115 255L116 254H114V257H115ZM183 255H186V254H183ZM182 255V256H183ZM192 256V255H190V254H187L186 256ZM237 255V254H236ZM236 255H234V256H232L231 258L233 259V258H236L235 256ZM241 255H245V254H241ZM247 255V254H246ZM253 255V254H252ZM256 255H258L257 253H256ZM255 255V256H256ZM27 256V255H26ZM54 256V255H53ZM62 256V257H63ZM66 256V257H67ZM113 256V255H112ZM151 256H154L155 258H156V263H152L151 262ZM179 256V255H178ZM181 256V257H182ZM223 256V257H222ZM231 256V255H230ZM6 257H8V256H6ZM33 257V258H34ZM51 257H52V255H51ZM83 257H85V258H83ZM153 257V258H154ZM185 257V256H184ZM223 259H222V258ZM229 257V256H228ZM258 256H256V258L255 257H253V258H255L256 260L255 261H257V259L259 258ZM5 258V257H4ZM19 258H21V257H19ZM44 258H46V257H44ZM49 258V257H48ZM60 258V257H59ZM174 258V257H173ZM180 258V257H179ZM189 258V257H188ZM230 258V257H229ZM247 258H248V256H247ZM250 258L252 259V256L250 255ZM2 258H1V255H0V260H1ZM9 259V258H8ZM8 259H5V260H8ZM27 259H29V257L27 258ZM40 260L42 259L43 260V258H41V256H40V258H39ZM65 259L67 260V258H64V261H63V263L64 264H66L65 262H67V261H65ZM83 259H86V260H88V261H86V260H83ZM89 259H91V260H89ZM96 259V258H95ZM94 259V260H95ZM175 259V258H174ZM181 259V258H180ZM240 259H242L243 261L246 259H244L243 257L242 258H240ZM4 259H2V261L1 262H3V263H1L0 262V264H9L10 262H7V263H4V261H3ZM13 260V259H12ZM17 260V259H16ZM15 260V261H16ZM18 260H21V259H18ZM37 260V259H36ZM50 260V259H49ZM49 260H46V259H44L43 261H41L40 263H47V262H45V261H48V263H49ZM110 260V261H111ZM227 260H231V259H226V261ZM260 260V259H259ZM263 260V257H261V261ZM34 261H35V259H34ZM33 261V263H35ZM50 261H52V260H50ZM71 261V260H70ZM88 262V263H86V262ZM191 262V259L190 260H187L186 258H185V261H183L181 264H190V262ZM24 262V261H23ZM57 262V261H56ZM76 262V263H75ZM154 262V261H153ZM199 262V261H198ZM208 262V261H207ZM232 262H234L233 264H240V261L239 260H235V259H233V261ZM260 262V261H259ZM14 263H17V262H14ZM20 262H18V264H19ZM38 263H39V261H38ZM39 263V264H40ZM52 263V262H51ZM59 263H62V261H60ZM62 263V264H63ZM69 263V262H68ZM105 263H106V259H105ZM110 263H112V264H114L113 262H110ZM143 263H141V264H143ZM226 263H228V261L226 262ZM245 263V262H244ZM243 263V264H244ZM249 263V262H248ZM250 263L251 264H253L251 261H250ZM256 263V262H255ZM258 263V262H257ZM25 264V263H24ZM27 264V263H26ZM29 264H31V263H29ZM36 264V263H35ZM92 264V263H91ZM93 264H95V263H93ZM201 264V263H200ZM232 264V263H231ZM262 264H264V261H262Z\"/></svg>","mask_w":264,"mask_h":264}]
</instances>
